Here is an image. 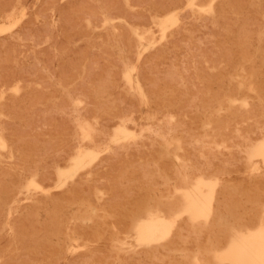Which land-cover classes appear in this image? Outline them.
Returning <instances> with one entry per match:
<instances>
[{"label": "rangeland", "instance_id": "rangeland-1", "mask_svg": "<svg viewBox=\"0 0 264 264\" xmlns=\"http://www.w3.org/2000/svg\"><path fill=\"white\" fill-rule=\"evenodd\" d=\"M23 1V2H22ZM43 1H46V0H7V1H0V2H2L4 5H2V6H0V22H6V21H8L7 20V17H11V19L12 20H14V18H19V21L17 22V24H15L12 28H10V29H8V31L7 30H5V31H2V32H0V37H1V39L2 38H4V39H6V40H1L0 39V41H4V43H0V55L2 56H0L1 58H0V63H4L5 62V60H6V62L5 63H7V64H5V66L4 67H2L4 64H0L1 65V70H2V68H3V71H1L0 72V75L1 74H3V76H2V78H0V82L2 81V80H4V82L2 83L1 82V84H0V135L1 136H3L5 139H7V142H8V148L7 147H5V148H3V149H0V183H1V185H0V188H1V186L2 185H5V188L6 187H8V186H11V187H8V191L10 192V195L8 196V193H4V194H6V196H4V194H2V192L3 191H1V194H0V238H1V240H0V251L1 250H5L6 251V253H8V254H6V256L4 257V258H6V260L4 259V258H1L0 259V264L1 263H3V264H10L11 262H12V258H13V262L11 263V264H13V263H20V264H25V263H27V264H29L28 263V261H29V259H31L29 262H30V264H32V263H34V264H45V262H46V254H48L49 253V250H48V248H46V247H48V246H46L47 244L46 243H44V245L42 244V242L41 241H39L41 238H42V233H43V231L44 230H48V229H46V228H49V230H52V229H54L53 227H51L50 226V221H51V217L53 216V214H54V208L56 207V200L57 201H59V204L61 205V207H63V219H64V217L66 218V219H64V221H63V226H62V232L64 231V234L66 233V232H68V234H69V236H68V238L70 239V241H69V243H70V248H71V250H70V248H66L65 250H63L62 251V253H60L58 256H57V258H59V259H57L58 261H56V259L52 262L53 264H64V263H66V264H75L76 262H78V263H76V264H105V262L107 263V264H125L126 262H127V264H137V262H139V264H144V262H145V264H151V262H154V264H167V262H168V260H169V258H167V257H170L171 256V254H179L180 252L182 253V252H184V251H189V254H193L192 252H193V250H194V248H195V250H194V252L198 249V243H197V240H196V238H195V234L197 233V232H194V234L191 232L190 233V231L191 230H185V234L186 235H184V239H186V240H184L183 242H186V243H180L179 245H177V247L179 248V246H182V247H180L181 248V250L184 248L183 246L184 245H186V246H188V247H190L191 249H189L188 247H186V248H184V249H186V250H177L176 252H170V250H167L166 248H164V246L163 245H161V244H154V245H150V246H152V247H150V246H139L138 247V245H137V242H135V237H131V235L133 234L134 235V231L133 232H131L132 231V229H131V227L129 228H126V234H125V232H123V231H125L124 229H125V223H124V221L126 222V220L127 219H125L124 218V215H123V212H120V211H125L126 209H128L129 207H128V204L127 203H125V206H123L124 205V202L123 201H129V199L131 200V201H129L128 203H135L136 201H137V199H140V197L141 196H139L140 195V192H141V190L143 189V187L145 188V190H151V192H155V193H157V194H159V192H160V194H161V192H162V194H163V197H162V199L164 200V201H166L167 202V200L169 201V200H174L175 198V200H178V199H180L181 198V195L180 194H177L176 192H175V194H174V191L172 192L168 187H166L168 184H166L168 181H166L167 179H162L163 177L164 178H169L170 176L169 175H167V174H170V171H168V169H170V168H173V169H182V170H185V169H188V170H194V172H195V170L196 171H199V170H201V168L202 169H204L205 167V169L207 170L206 171V173H208V176H212V175H214V172H216V170H218L217 168H226L225 170L227 171V173H225L224 175H225V178L227 179H229L230 177H233V178H231V179H227L228 180V182H227V180L225 179V178H223V180H222V182H226V183H229L230 185H231V183H235V186L234 187H237V188H235V190H233L234 189V187H233V194L232 195H234V197L232 196V195H230V197H231V199L233 198V200H230L231 202H233L234 200H236V198L237 199H239L240 198V196L239 195H241V200L242 201H238L239 202V204L241 205V207H240V210H243L244 209V207L245 206H247V205H249V198L246 196V195H248L249 193V191L248 190H245L244 188L245 187H247V189H249V190H251L250 191V194L249 195H251L252 193L251 192H253V190L252 189H254V192H256L255 190H259V189H261V187H259V186H263V184H264V165H263V163L262 162H260V163H258V162H256V163H254L253 161H250V159H248V155L247 154H249V150H250V142H251V144H254L255 142H257V140L259 139V137H261L262 136V134L264 135V126H263V130H262V121L261 120H263L264 119V110L262 111V110H260L261 108L263 109L264 107V100H262V99H264L262 96L264 95V54H263V52H264V41H262L263 39H264V2L262 1V0H223V1H220V0H213V2H214V4H216V5H218V6H216V5H214V8H216V9H214V12L217 10H219L218 12L216 11L215 13L214 12H211V11H208V9H204V8H206V6H208L207 4L209 3V2H211L212 0H197V1H200V2H198V4L200 5V7H199V5H195V6H192L191 8H190V6L191 5H188L187 3L189 2V0H177V1H180V3H181V5L179 4L178 5V3L179 2H174L173 0L171 1V0H106V2H108V5H107V7H109L110 5V9L109 8H107L105 5H106V2H105V0H89V2H88V0H87V2L85 1H83V0H81L83 3H81V1H79V0H72V2L74 3L75 1H76V3H74V8H73V6H72V2H71V0H55V2H53L54 0H51L53 3L51 4V1L49 2V4H48V2H44V3H46V4H44L43 3ZM69 1L72 3V4H70L71 6H72V9L70 10V8H71V6H68L69 5ZM103 1L105 2V3H103ZM118 1L120 2V3H118ZM151 1V2H150ZM153 1V2H152ZM164 1V3H162V2ZM185 3V4H183V2ZM220 3H219V2ZM225 1V2H224ZM228 1V3H226ZM7 2V3H6ZM33 2V3H32ZM77 2H78V4L80 3V4H83V5H78L77 4ZM90 2L93 4V5H95V6H91L90 5ZM144 2H145V4H146V6H144L145 4H144ZM157 2V3H156ZM166 2V3H165ZM221 2L222 3H225V4H221ZM257 2V3H256ZM2 3H0V5L2 4ZM44 4V7H48V5H49V7H48V9H46V11H45V9H43L42 10V8H44V7H42V6H40V5H43ZM60 3H63V4H60ZM95 3V4H94ZM111 3V4H110ZM125 5H124V4ZM153 3H155L154 4V6H158L160 3L161 4H163V6L161 5H159V8L158 7H154L153 5H151V4H153ZM168 3H169V5H168ZM172 3H174V4H172ZM177 3V4H176ZM219 3V4H218ZM253 3V4H252ZM254 3H256L255 5H254ZM261 3V4H260ZM262 3H263V5H262ZM7 4V5H6ZM78 5V7H77V5ZM87 4V6H88V4H89V6H88V8H87V6H85ZM117 4V5H116ZM143 4V5H142ZM158 4V5H157ZM167 6H166V5ZM228 4V5H227ZM51 5H53V6H51ZM59 5L61 6V7H63L64 8V6H65V8L66 7H68L67 9H65V11H64V9L63 8H61V7H59ZM62 5H64V6H62ZM98 5V6H97ZM142 5V6H141ZM151 5V6H150ZM176 5V6H175ZM203 5H204V7H203ZM221 5V6H220ZM223 5V6H222ZM226 5V6H225ZM251 7H250V6ZM252 5H254L253 6V8H252ZM260 5H262L261 7H260ZM33 6V7H32ZM36 6H38V7H36ZM80 6V7H79ZM92 8H91V7ZM97 6V7H96ZM112 6H115V7H112ZM135 6V7H134ZM167 7V8H164L165 10H164V12H162L161 10H163V7ZM173 6H175V8L173 7ZM198 6V7H197ZM30 7V8H29ZM41 7V8H40ZM77 7V8H76ZM89 7H90V9H92V11L89 9ZM96 7V8H95ZM105 7H106V9H105ZM127 7V8H126ZM160 7H161V9H160ZM181 7V8H180ZM220 7H222V10H221V8ZM229 9H228V8ZM5 8V9H4ZM9 10H8V9ZM37 8V9H36ZM40 8V9H39ZM58 8H60V9H63L62 11L63 12H65V13H63V12H61V10L60 9H58ZM80 8V9H79ZM87 8V11L85 10ZM99 8H101V9H99ZM113 8H115V10H116V8H118L116 11L113 9ZM121 8V9H120ZM143 8V9H142ZM168 8H169V10H168ZM171 8V9H170ZM174 8V9H173ZM193 8V9H192ZM194 8H196V10H194ZM200 8V9H199ZM232 8V9H231ZM254 8H256V9H254ZM258 8V9H257ZM261 8V9H260ZM37 10V11H39V12H35V10ZM52 9V10H51ZM68 9H69V11L71 12V18H70V14H68V13H70L69 11H68ZM76 9V10H75ZM82 9V10H81ZM95 9V10H94ZM111 9H113V10H111ZM120 9V10H119ZM130 9H131V11H130ZM137 9V10H136ZM139 9V10H138ZM141 9H142V11H141ZM147 9V10H146ZM181 9V10H180ZM189 11H188V10ZM234 9V10H233ZM244 9V10H243ZM251 11H250V10ZM73 10V11H72ZM83 10H85V11H83ZM97 10V11H96ZM126 12H125V11ZM150 10H151V12L153 11V13H151L150 12ZM175 10H177L176 12H177V14H178V17H179V21H177L175 24H177L176 26H175V24L174 25H172V26H170L165 32H163V30L161 29V27L159 26V19H160V17H163L164 15H166L167 13H169V12H171V11H175ZM179 10V11H178ZM205 12H204V11ZM252 10H254V11H252ZM259 10V11H258ZM43 11V12H42ZM68 11V12H67ZM75 11V14L73 13ZM76 11H77V13H76ZM89 11H91L90 13H89ZM95 11H96V13H95ZM118 11V12H117ZM133 11V12H132ZM199 11H200V13H199ZM243 11H244V13H243ZM35 12V13H34ZM45 12H46V14H45ZM50 12V13H49ZM80 12H81V14H80ZM85 12V13H84ZM86 12L88 13V14H86ZM112 12V13H111ZM138 12V13H137ZM140 12V13H139ZM185 12V13H184ZM187 12H189V13H191V15H189V13H187ZM222 12H223V14H222ZM260 12L262 13V14H260ZM61 13H62V15H61ZM111 13V14H110ZM117 13H119V15H121V16H119ZM137 13V14H136ZM142 13V14H141ZM146 13V14H145ZM161 13H163V14H161ZM183 13V14H182ZM210 13V14H209ZM234 13H236V14H234ZM246 13V14H245ZM256 13V14H255ZM257 13H258V15H261V17L260 16H258L257 15ZM24 14V15H23ZM49 14V15H48ZM78 16H77V15ZM79 14H80V16H79ZM85 14V15H84ZM91 14V15H90ZM94 16H93V15ZM98 14L100 15L99 16V18H97V19H95L96 17H98ZM113 14V15H112ZM116 14V15H115ZM123 14V15H122ZM126 16H125V15ZM131 14H132V16H131ZM218 14V15H217ZM45 17H44V16ZM51 15V16H50ZM53 15V16H52ZM67 15H69V16H67ZM82 15H83V17H82ZM118 15V16H117ZM137 15H139V17H137ZM140 15H142V17L140 16ZM150 15V16H149ZM184 15L186 16V18L184 17ZM207 15V16H206ZM232 15H233V17H232ZM29 16V17H28ZM31 16V17H30ZM35 16V17H34ZM63 16H65V17H63ZM159 16V18H157ZM188 16V17H187ZM42 17H44V18H42ZM50 17V18H49ZM74 17V18H73ZM81 17L82 18H84V19H81ZM106 17H109V18H111L108 22H104V19L106 18ZM190 17V18H189ZM196 17H198V18H196ZM205 17V18H204ZM238 17V18H237ZM262 18V19H260V18ZM4 18V19H3ZM30 18V21L28 20ZM32 18V19H31ZM46 18H48L50 21H48V19H46ZM62 18H64V19H62ZM66 18H68L67 19V21L70 19L71 20V22H70V20H69V22H67V21H64V20H66ZM80 18V19H79ZM134 18V19H133ZM135 18H137L136 20H135ZM140 18V19H139ZM142 18H143V21H142ZM153 18V19H152ZM211 18H212V20H211ZM217 18H219V19H217ZM254 18V19H253ZM6 19V20H5ZM51 19H53V20H51ZM60 19V20H59ZM76 20L77 22H78V25H76L77 24V22L76 23H74L76 26V29H75V27H73L74 26V24H72L73 26H71L70 24L71 23H73V21L72 20ZM128 19V20H127ZM131 19H132V21H135V23L134 22H131ZM182 19V20H181ZM185 19V20H184ZM215 19V20H214ZM224 19V20H223ZM241 19V20H240ZM24 20L26 21V22H24ZM138 20H140L139 21V23H138ZM146 20V21H145ZM188 20V21H187ZM198 22H197V21ZM205 20H207V21H205ZM210 20H211V22H210ZM234 20V21H233ZM23 21V22H22ZM28 21V22H27ZM35 21V22H34ZM45 21V22H44ZM52 21V22H51ZM55 21V22H54ZM99 21V22H98ZM129 21V22H128ZM149 21H151V22H149ZM203 21H204V23H203ZM217 22L216 24H215V22ZM254 21H256V22H254ZM2 22V23H3ZM31 23V22H33V24L31 25H29L28 23ZM46 22H49V23H46ZM52 24H51V23ZM80 22H82V23H80ZM94 22V23H93ZM101 22V23H100ZM105 24V26H104V24ZM143 22L145 23V24H143ZM186 22L187 24H185L184 25V23ZM188 22H190V23H188ZM200 22V23H199ZM207 24H206V23ZM208 22H209V24H208ZM212 22H213V24H212ZM56 23V24H55ZM59 23V24H58ZM68 25H67V24ZM97 23V24H96ZM149 23V24H148ZM196 23V24H195ZM253 23V24H252ZM28 24V25H27ZM42 24V25H41ZM46 24H48V25H46ZM62 24H64L63 26H61V27H59L60 25H62ZM66 24V25H65ZM114 24V25H113ZM119 24V25H118ZM192 24V25H191ZM193 24H194V26H193ZM201 24H203V25H201ZM206 24V25H205ZM214 24H215V26H216V29H215V27L213 28V26H214ZM226 24H227V26H226ZM42 27H41V26ZM46 25V26H45ZM103 25V26H102ZM130 25H131V27H130ZM148 25V26H147ZM181 25L182 26H184V27H181ZM187 25H189V26H187ZM247 25V26H246ZM254 25V26H253ZM255 25H257V27L255 26ZM261 27H260V26ZM24 26H26V27H28L29 29H30V27H31V30H30V32H27L28 31V28H26V27H24ZM64 26H66V29H65V27ZM84 26V27H83ZM113 26V27H112ZM118 26H119V28H118ZM137 26H139V27H137ZM194 27V28H192V27ZM198 26V27H197ZM207 26H210V27H208L207 28ZM236 26V27H235ZM262 26H263V28H262ZM39 27V28H38ZM116 27V28H115ZM138 28V29H140V31H146L145 33H147V34H145L144 35V41H140L139 39L140 38H138V36L132 31V28ZM160 27V28H159ZM186 27H189V29L191 28V30H192V32H191V30H189L188 28H186ZM205 27H206V29L208 30H210V32H211V34H213L214 35V37L216 38H214L213 37V35H211L210 34V32L208 31L207 33H206V31H204V30H206L205 29ZM219 27V28H218ZM221 27V28H220ZM227 27V28H226ZM63 28V29H62ZM72 28V29H71ZM129 29V31H128V29ZM142 28H143V30H142ZM151 28V29H150ZM180 28H182V29H180ZM197 28H199V30L197 29ZM211 28H213V30L211 29ZM226 28V29H225ZM258 28H259V31H258ZM16 29H17V31H16ZM21 29H23V31H25L23 34H22V30ZM27 29V30H26ZM37 29H39V30H37ZM41 29H43L42 31L46 34V32H48V35H45L43 32L40 34V32H41ZM51 29L53 30V31H51ZM74 29L75 30H77V31H74ZM90 29V31H88ZM119 29H120V31H119ZM125 29H127V30H125ZM145 29V30H144ZM202 29V30H201ZM204 29V30H203ZM223 31H222V30ZM225 29V30H224ZM227 29L228 30H230V31H232L233 33H231L230 31H227ZM246 29V30H245ZM261 29V30H260ZM14 30V31H13ZM38 32H37V31ZM46 30H48V31H46ZM63 30V31H62ZM66 30H67V32H66ZM117 30V31H116ZM194 30H197V32L195 31L194 33H193V31ZM201 30V32H199ZM19 31V32H18ZM64 32V33H62V32ZM84 31V32H83ZM123 31V32H122ZM153 31V32H152ZM161 31H162V33H161ZM183 33L184 34V36H182V35H180L181 33ZM182 31H184V32H182ZM185 31H186V33H185ZM203 31V32H202ZM224 31H226V32H224ZM27 32V33H26ZM33 32H36V33H33ZM72 32V33H71ZM81 32H82V35H81ZM87 32H89V33H87ZM172 32V33H171ZM29 33V34H28ZM75 33H77V34H75ZM83 33L84 34H86V35H83ZM130 33H131V35H130ZM154 33V34H153ZM176 35H175V34ZM203 33L205 34H208L207 35V37H206V34L205 35H203ZM216 33H217V35L219 36H217L216 35ZM228 33V34H227ZM232 35H231V34ZM235 33V34H234ZM257 33H258V35H257ZM35 36H34V35ZM38 34V35H37ZM44 34V35H43ZM56 34V36L54 37V35ZM74 34V35H73ZM81 35V36H77V35ZM111 34V35H110ZM152 34H153V36H152ZM159 34V35H158ZM166 34V35H165ZM203 36H202V35ZM227 34V37H225V35ZM234 34V35H233ZM50 35V36H49ZM64 35V36H63ZM76 35V36H75ZM88 35V36H87ZM103 35L105 36V37H103ZM130 35V36H129ZM162 35V36H161ZM211 35V39H213L212 41H213V44L211 43L212 41H211V39L208 37V36H210ZM216 35V36H215ZM222 35V36H221ZM257 35V36H256ZM260 35H261V38H260ZM39 36H43V38H42V40L41 39H39V38H37V37H39ZM164 36H165V38H164ZM167 36V37H166ZM187 36L189 37V38H187ZM191 36H193V37H191ZM201 36V37H200ZM205 36V37H204ZM238 36H239V38H238ZM263 36V37H262ZM40 37V38H41ZM54 37V38H53ZM57 37V38H56ZM74 37H76V39H78V40H76L75 41V39H74ZM109 37V38H108ZM124 37H126V38H124ZM148 37V38H147ZM191 37V38H190ZM258 37V38H257ZM36 38V39H35ZM53 38V39H52ZM69 38H72V39H69ZM85 38V39H84ZM104 38H106L105 39V41L103 40ZM150 38V39H149ZM179 38H182L184 41H182V39H180V40H178ZM195 39V40H192L191 41V39ZM198 38H201L202 40H203V38H207L209 41H211L210 43H209V41L207 40H205L204 39V41H202L201 39L199 40V41H197L196 42V40H198ZM234 38V39H233ZM245 38H247V40H245ZM252 41V43H254V44H252L251 43V41L249 40V39ZM263 38V39H262ZM38 39V41H35V40H37ZM56 39V40H55ZM64 39V40H63ZM84 39V40H83ZM126 39V40H125ZM174 39V40H173ZM177 39V41H175ZM189 39V40H188ZM219 39H221V42H223V41H225L224 43L226 44V42H227V44L225 45V47L223 46V44H222V52H224L223 54L226 56V54H227V56L226 57H223L224 55L222 54V52H221V47H218V46H221V44H220V42H219ZM231 41H229V40ZM11 42H10V41ZM65 42V43H63V41ZM68 40V41H67ZM71 40V41H70ZM80 40V41H79ZM125 40V41H124ZM152 40H153V44L152 45H147V44H149V43H151L152 42ZM157 40V41H156ZM228 40V41H227ZM255 40H257V41H255ZM7 41V42H6ZM56 42V43H54V42ZM74 43H73V42ZM104 41V42H103ZM123 41H124V43H123ZM135 41V42H134ZM139 41H140V43H139ZM160 41V42H159ZM169 41V42H168ZM179 41V42H178ZM181 41V42H180ZM189 41V42H188ZM191 41V42H190ZM193 41L196 43V45L197 46H195V43L193 44ZM203 42V43H200V42ZM232 41H233V43H232ZM246 41V42H245ZM250 41V42H249ZM258 41L260 42V43H258ZM19 42L21 43V44H19ZM24 42H27L26 44H24ZM39 42V43H38ZM52 42V43H51ZM62 42V43H61ZM126 42V43H125ZM142 42V43H141ZM163 42V43H162ZM174 42H176V43H178V45H179V47L180 48H178L177 46H176V44L174 43ZM186 42V43H185ZM199 42V43H198ZM204 42L206 43H209V44H207L208 45V47H207V45L206 44H204ZM214 42H216V43H214ZM219 42V43H218ZM241 42H242V45H241ZM246 43V44H244V43ZM248 42V43H247ZM257 44H256V43ZM263 42V43H262ZM5 43H8V44H10V45H8V44H6V45H2V44H5ZM61 43V44H60ZM84 43V44H83ZM87 43V44H86ZM122 44V45H120V44ZM157 43V44H156ZM162 43V44H161ZM182 43V44H181ZM233 44V45H231V46H233V47H231L230 46V44ZM251 43V44H250ZM262 43V44H261ZM15 44V45H14ZM64 46H63V45ZM68 44V45H67ZM79 44V45H78ZM85 44L86 45H88V46H85ZM99 44H101V45H99ZM126 44V45H125ZM135 44V45H134ZM156 44V45H155ZM171 45V47H169V45ZM185 44L186 45H190L189 47L188 46H186L185 47ZM192 44H193V48L195 49H192L191 51H194V52H190V50L189 49H191L192 47ZM202 44V45H201ZM204 44V45H203ZM220 44V45H219ZM240 44V45H239ZM20 45V46H19ZM25 45H27V47L25 46ZM65 45H66V47H65ZM78 45V46H77ZM84 45V46H83ZM108 45V46H107ZM129 45V46H128ZM141 45V46H140ZM143 45L144 46H146L147 48H144L143 47ZM200 45V46H199ZM209 45H211V47L209 46ZM215 45H216V47H218L217 49H216V47H215ZM239 45V46H238ZM244 45V46H243ZM261 45V50L259 49V46ZM5 46V47H4ZM6 46H8L9 48H10V50H11V52H9V51H6V50H8L7 49V47ZM16 46H18V48H19V50H17L18 48H16ZM31 46V47H30ZM44 46V47H43ZM46 46H49V47H46ZM60 46V47H59ZM72 46H73V48H72ZM76 46L79 48V46H81V48H79V52H77L76 54H74L75 53V51H77L78 50V48H76ZM121 46H123V47H121ZM132 46L134 47V48H132ZM138 46V47H137ZM140 46V47H139ZM157 46H159V47H157ZM204 48H203V47ZM206 46V47H205ZM250 46V47H249ZM252 46V47H251ZM253 46H257V50H255V49H253V48H255V47H253ZM40 47H42V48H40ZM64 47V48H63ZM83 47H87L89 50L87 51V48H86V51L84 50L85 48H83ZM118 47V48H117ZM176 49H175V48ZM184 47H185V49H184ZM195 47H198V50L195 48ZM199 47H200V49L202 50H200L199 49ZM214 47V48H213ZM227 47L229 48V49H227ZM235 47V48H234ZM249 47V48H248ZM16 48V49H15ZM32 48V49H31ZM60 48H61V50H60ZM66 48H67V50H66ZM71 50L72 49V51H70L69 49ZM103 48H105V50L103 49ZM109 48V49H108ZM141 48H143V53H142V55H141V57L139 58V53H141V51H142V49ZM148 48H149V50H148ZM160 48V49H159ZM189 48V49H188ZM210 48V49H209ZM224 48V49H223ZM226 48V49H225ZM234 48V49H233ZM41 49V50H40ZM46 50V49H48V53H46V51L44 52V50ZM77 49V50H76ZM84 51V53L85 54H87V56H85V54H82L83 53V51ZM103 49V50H102ZM122 51H121V50ZM127 49H129L128 51H127ZM136 49V50H135ZM139 49V50H138ZM171 49H172V51H171ZM182 51V52H180L179 53V51ZM187 49V50H186ZM206 51H205V50ZM208 49V50H207ZM216 49V50H215ZM231 49H232V51H231ZM263 49V50H262ZM16 50V51H15ZM21 50V51H20ZM26 50V51H25ZM43 50V51H42ZM74 50V51H73ZM82 52H81V51ZM95 50L97 51L96 53H98V52H100V54L97 56V54L95 53ZM146 50V51H145ZM148 50V51H147ZM156 52H155V51ZM161 50V51H160ZM166 50V51H165ZM174 50V51H173ZM200 51V53H202V54H200V53H196L197 51ZM218 50V51H217ZM229 50V51H228ZM248 50V51H247ZM259 50L261 51V52H259ZM1 51L2 52H4V53H2L1 54ZM68 51V52H67ZM93 51H94V54H93ZM107 51H108V53H107ZM127 51V52H126ZM136 51V52H135ZM139 51V52H138ZM152 51H154V52H152ZM159 51V52H158ZM184 51V52H183ZM187 51H189V54H188V52ZM196 51V52H195ZM207 51H208V53H207ZM214 51H216V52H214ZM231 51V53H229ZM236 51V52H235ZM249 51L251 52V53H249ZM255 51H256V53H255ZM15 52H18V53H15ZM20 52V53H19ZM30 52V53H29ZM87 52V53H86ZM132 52H133V54H132ZM135 52V53H134ZM151 52V53H150ZM164 52V53H163ZM174 52V53H173ZM186 52V53H185ZM204 52H206L207 53V57H206V55H204V54H206V53H204ZM238 52V53H237ZM244 52H245V55L247 56L248 54V60L246 59V56L244 55ZM257 52H259V53H257ZM6 53V54H5ZM69 53V54H68ZM114 55H113V54ZM121 53V54H120ZM147 53V54H146ZM153 53H156V54H158V56L156 55V57H155V54L153 55ZM163 53V54H162ZM175 53H177V55L179 56V58L177 57V55L175 54ZM179 53V54H178ZM185 53V54H184ZM196 53V54H195ZM218 53V55L220 56H218V55H216ZM226 53V54H225ZM242 53V55H240ZM13 55L12 57V59H11V55ZM113 56H112V55ZM128 54H130V55H128ZM137 54V55H136ZM150 54L152 55V56H150ZM162 54V56H160V58H163V59H158L159 58V55H161ZM180 54H181V57H180ZM184 54V55H183ZM187 54V55H186ZM195 56V57H197V59L193 56V55ZM198 54V55H197ZM229 54L230 55H236V56H234V57H238V56H241V57H238V58H231V56L229 57V60L230 59H232V60H230L229 61V63L232 65H230L229 63H228V56H229ZM239 54V55H238ZM253 54H254V57H253ZM256 54H257V56H256ZM263 56H262V55ZM4 55H10V58L8 59L6 56L4 57ZM18 56V57H16V56ZM24 55V56H23ZM46 55H49V56H46ZM52 55V56H51ZM82 55H84V56H82ZM92 55V56H91ZM135 55V56H134ZM145 55H146V57L148 56L150 59L151 58H153V56H154V60H156V61H154V60H152V62H151V60L148 58V63H147V61H143V60H147L146 59V57H145ZM174 55H175V57H174ZM183 55V56H182ZM189 55V56H188ZM197 55V56H196ZM200 55V56H199ZM212 55V56H211ZM215 55L217 56V58H218V60H220V58H221V60H222V62H221V60L220 61H218L217 60V62H216V64L217 65H215L214 64V62H213V60H216L214 57H215ZM20 56H22V57H20ZM82 56V57H81ZM92 58H91V57ZM99 56H101V60H100V57ZM165 56H166V58H165ZM170 56H173L172 57V59L174 60V62H173V60H171L170 58ZM186 56H188V58H186ZM193 58H191V57ZM201 56H202V58H203V56H205L203 59L201 58ZM214 56V57H213ZM232 56V57H233ZM243 56V57H242ZM245 56V57H244ZM256 56V57H255ZM262 56V57H261ZM36 57V58H35ZM46 57H49V58H53V59H49V58H46ZM75 57H77V58H75ZM80 57V58H79ZM99 57V58H98ZM109 57V58H108ZM116 57V60L114 59ZM118 57V58H117ZM129 57L132 59V60H134V62L131 60V59H129ZM134 57H136V58H134ZM169 58V60H168V58ZM178 59H180V61L178 62L177 60V58ZM209 57V58H208ZM213 57V58H212ZM251 57H253V58H251ZM258 57V58H257ZM4 58V59H3ZM16 58V59H15ZM18 58H20V59H18ZM64 58V59H63ZM72 58L74 59V60H72ZM87 58V59H86ZM102 58H104V59H102ZM107 58V59H106ZM134 58V59H133ZM138 58V59H137ZM145 58V59H144ZM165 58V59H164ZM182 58V59H181ZM240 58V59H239ZM1 59H3V61H1ZM11 59V60H10ZM44 59V60H43ZM84 59H85V61H84ZM93 59V61H91ZM97 59H99V61H97ZM111 59H112V62H111ZM114 59V60H113ZM158 59V60H157ZM167 59V60H166ZM175 59H176V63H178V65L180 66H176V63H175ZM191 59H192V61H191ZM195 59V60H194ZM207 59H209V60H207ZM223 59H224V62H223ZM225 59H227V60H225ZM235 59H236V61H238V62H236L235 61ZM19 60V61H18ZM25 62H23V61ZM48 60H50V61H48ZM64 60V61H63ZM73 62H72V61ZM96 60V62H94ZM109 60V61H108ZM117 60H118V62H117ZM142 60V61H141ZM166 60V61H165ZM188 60V61H187ZM190 60V61H189ZM204 60V61H203ZM242 62H241V61ZM246 60V62H244ZM251 60H254V61H256L257 62V60L259 61V62H257V64H256V62H255V64H254V61H253V64H252V61ZM7 61H9L10 62V64H12V65H10L9 64V62H7ZM21 61V62H20ZM90 61L93 63H90ZM172 61V62H171ZM183 61H185V63L183 62ZM195 61V62H194ZM198 61V62H197ZM227 61V62H226ZM235 61V62H234ZM20 62V63H19ZM30 62V63H29ZM81 62H83V63H81ZM85 62V63H84ZM89 64V66L90 67H88V64ZM103 62V66L101 65V64H99V63H102ZM113 62H114V64H113ZM133 62V63H132ZM142 62H144L145 64H146V66H145V64L144 63H142ZM150 62V63H149ZM155 62H156V65H155ZM161 62H163L162 64H163V66H162V64H161ZM170 62V63H169ZM197 62V63H196ZM208 62V63H207ZM220 62V63H219ZM233 62V63H232ZM244 62V64H245V66H244V64H242ZM49 63V64H48ZM79 63V64H78ZM98 63V64H97ZM123 64V65H121V64ZM125 63H126V65H125ZM151 63H152V65H151ZM154 63V64H153ZM169 64L168 66L166 65V64ZM181 63V64H180ZM192 63H195V64H193L192 65ZM201 63V64H200ZM206 63V64H205ZM213 63V64H212ZM218 63H219V65H218ZM225 63V64H224ZM238 63V64H237ZM248 63V64H247ZM263 63V64H262ZM46 64H48V65H46ZM62 64V65H61ZM70 64H72V65H70ZM75 64V65H74ZM120 64V65H119ZM140 64H143V65H140ZM175 64V65H174ZM209 64V65H208ZM234 64H236L237 66H235ZM249 64H250V66H249ZM262 64V65H261ZM22 65H23V67L24 66H26V67H28V70L26 69V72L24 71V69L22 68ZM34 65H35V67H34ZM52 66V68H53V66H54V69H52L51 68V66ZM77 65H79V66H77ZM101 65V68H102V70H100L101 68H99V66ZM105 65H107L108 67H105ZM141 66V68H139L140 66ZM154 65V66H153ZM172 65H173V67H172ZM183 65V66H182ZM198 65V66H197ZM208 65V66H207ZM223 65V66H222ZM9 66V67H8ZM13 67V69H12V67ZM59 66V67H58ZM61 66V67H60ZM81 66V67H80ZM87 66V67H86ZM93 66V68H91ZM119 66H120V68H119ZM124 66V67H123ZM130 66H134L136 69L133 71V77H134V79H136V78H138L140 81H141V83L142 82H144V83H142V88H143V90L146 92V96L145 97H147L148 98V100L147 99H145V98H143V97H141L140 96V94H138L139 93V91H138V89L136 90V85L133 83V85H132V89H130L131 88V86H130V84H128V82H127V77H125V72H127V70H128V68L127 67H130ZM151 66H152V68H151ZM155 66L156 67H159V68H155ZM162 66V67H161ZM185 66V67H184ZM195 66V67H194ZM222 66V67H221ZM245 68H244V67ZM16 67V68H15ZM21 67V68H20ZM25 67V68H26ZM76 67V68H75ZM79 67V68H78ZM123 67V68H122ZM147 67V68H146ZM164 67L166 68L165 69V71H164ZM175 67V68H174ZM177 67V68H176ZM184 67V68H183ZM192 67V68H191ZM194 67V68H193ZM197 67H198V71L197 70H195V69H197ZM207 67H209V68H207ZM210 67H212V68H210ZM220 69H219V68ZM231 67V68H230ZM237 67V68H236ZM242 67V68H241ZM250 68L249 70H248V68ZM253 67H255V69L253 70L252 68ZM5 68H7V69H5ZM62 68V69H61ZM71 68H72V71H73V68H74V71H73V74H75V75H73L72 74V72H71ZM103 68L105 69L104 70V72H103ZM146 70H145V69ZM178 68H179V70H178ZM183 68V69H182ZM188 68V69H187ZM190 68V69H189ZM216 68H218V69H216ZM229 68H230V70H229ZM232 68H233V70H232ZM236 68V69H235ZM8 69H10V70H8ZM20 71H22L21 73H23V76H22V74L21 73H19L18 71L19 70ZM38 69V70H37ZM59 69H61V70H59ZM93 69V70H92ZM109 69H111L110 71H109ZM112 69H113V71H112ZM119 69V70H118ZM140 69H141V71H140ZM155 69H158L159 70V74H158V72H157V70H155ZM161 69V70H160ZM172 69H173V72H172ZM176 69V70H175ZM210 69V70H209ZM213 69V70H212ZM217 71H216V70ZM225 69H227L226 71L227 72H225ZM247 70L246 72L244 71V70ZM252 69V70H251ZM258 69V70H257ZM6 70V71H5ZM12 70V72H10ZM29 70L31 71V73L29 72ZM51 70V71H50ZM56 71V73H53V72H55ZM63 70V71H62ZM65 70V71H64ZM75 70H77V71H75ZM96 70V71H95ZM142 70H143V72H142ZM181 70V71H180ZM195 70V71H194ZM211 70H212V72H211ZM215 70V71H214ZM263 70V71H262ZM13 71H16V73H13ZM25 73H24V72ZM50 71V72H49ZM53 71V72H52ZM61 71H62V74H60L61 73ZM92 71H94L95 73H93ZM102 71V72H101ZM107 71H109V72H107ZM121 71V72H120ZM175 71H177V72H175ZM180 71V72H179ZM186 71H188L187 73H189V74H187L186 73ZM199 71H201V73H202V76H201V74H199L200 72ZM231 71V74L229 73ZM240 71V72H239ZM250 73H249V72ZM261 71V72H260ZM3 72V73H2ZM7 73V72H9L10 74H7V77H6V74L5 73ZM39 72V73H38ZM77 72V73H76ZM118 72V73H117ZM140 72H142L143 73V75H142V73H140ZM149 72H152V74L151 73H149ZM154 72V73H153ZM161 72V73H160ZM165 72H167V73H165ZM183 73V77H182V73ZM185 72V73H184ZM211 72V73H210ZM243 72V73H242ZM255 73V75H254V73ZM11 73H12V75L13 76H10L11 75ZM38 73V74H37ZM44 73V74H43ZM50 73V74H49ZM68 73H70V74H68ZM100 73V74H99ZM106 73H107V75H106ZM123 74V76H121L122 74ZM176 73H178V74H176ZM199 74V75H197V74ZM229 73V74H228ZM236 73V74H235ZM238 73V74H237ZM246 73V74H245ZM249 73V74H248ZM5 74V75H4ZM14 74H15V76H14ZM43 75V79L41 78V76ZM54 74V75H53ZM63 75L62 76V78L64 79V81L62 80V78H61V76H59L58 77V75ZM104 75V78L102 77L103 75ZM110 74V75H109ZM111 74H118L117 76L116 75H114V76H116V77H114V76H112ZM145 74V75H144ZM154 74V75H153ZM161 74H163V75H161ZM172 74H176V75H172ZM236 76H235V75ZM240 74V75H239ZM242 74V75H241ZM247 74H248V76H247ZM260 74V75H259ZM18 75H20V76H18ZM37 75H39V76H37ZM46 75V76H45ZM69 75H72V76H75V77H72L71 78V76H69ZM76 75H78V77L76 76ZM85 75V76H84ZM90 75V76H89ZM95 76L96 78H95V80H93L94 79V77L93 76ZM98 75H99V77H100V75H101V77L100 78H98ZM106 75V76H105ZM141 75V76H140ZM152 75V76H151ZM157 77H156V76ZM160 75V76H159ZM168 75V76H167ZM170 75V76H169ZM172 75V76H171ZM180 77H179V76ZM192 75V76H191ZM196 75V76H195ZM226 75H228V77L226 76ZM253 75H254V77H253ZM262 75V76H261ZM25 76V77H24ZM27 76V77H26ZM37 76V77H36ZM52 76V77H51ZM69 76V80H68V77ZM153 76H155V78L153 77ZM161 77V78H159V77ZM199 76V77H198ZM256 76H257V78H256ZM262 78H261V77ZM10 77V78H9ZM14 77H16V79L14 78ZM19 77V78H18ZM22 77V78H21ZM32 77V78H31ZM40 77V78H39ZM91 77H93V78H91ZM108 77V78H107ZM110 77H112V78H110ZM114 77V78H113ZM122 77V78H121ZM145 78V80L143 81V79L142 78ZM172 77H174V78H172ZM176 77V78H175ZM198 77V78H197ZM201 77V78H200ZM223 77V79H222V81H221V78ZM236 77V78H235ZM243 77V78H242ZM247 77L249 78V79H247ZM5 78H7L6 79V81H5ZM24 78H26L27 80H25ZM28 78H30V79H28ZM65 78H66V80H65ZM98 78V81L100 82H102L103 81V79H105L104 81V83L102 82H100L101 83V85L102 86H100V83L98 84L97 82H96V79ZM117 78V79H116ZM121 80H120V79ZM153 78V79H152ZM157 78H159L160 79V81H159V79H157ZM195 79V81L193 80V79ZM197 78V79H196ZM201 80H200V79ZM231 78V79H230ZM235 78V79H234ZM240 78H242V79H240ZM260 78V79H259ZM11 79V80H10ZM15 79V80H14ZM90 79V80H89ZM108 79H111V80H114V81H112V82H110ZM116 79V80H115ZM149 80V81H147V80ZM173 79V80H172ZM174 79L176 80V81H174ZM181 79L183 80L182 82H181ZM189 79V80H188ZM213 79V80H212ZM237 79H239L238 80V82H237ZM253 79H254V81H256L257 79V81H259L260 82V84H259V86H261L260 88H263L262 90H261V92L259 91V86L256 84L255 85V83H254V81H253ZM9 80V81H8ZM12 80H14V81H12ZM44 80V81H43ZM45 80H48V81H45ZM85 80H86V82L87 83H85ZM119 80L121 81V84H119L120 82H119ZM164 80V81H163ZM186 80H187V82H186ZM203 80V81H202ZM241 80V81H240ZM244 80H246V82L244 81ZM251 80V81H250ZM262 80V81H261ZM94 81L98 84H96V83H94ZM108 81H109V83H108ZM146 81V82H145ZM171 81H173L172 83H171ZM197 81H199L200 83H202V84H200L199 82H197ZM206 81V82H205ZM212 81H214L215 82V84H214V82H212ZM217 81H219V82H217ZM7 82H8V85H7ZM116 84H115V83ZM159 82H160V85H159ZM166 82V83H165ZM177 82V83H176ZM181 82V85L183 86V84L184 85H187V86H184V90H183V87L182 86H180V83ZM190 82H193V83H191L190 84ZM195 82H197V83H195ZM205 82V83H204ZM212 82V83H211ZM217 82V83H216ZM225 82V83H224ZM228 82V83H227ZM250 82V83H249ZM51 85H50V84ZM78 83V84H77ZM80 83V84H79ZM110 84V83H112V84H110L111 85V87L113 86V83H114V86H113V88H111L110 87V85H108V84ZM118 83V84H117ZM148 83H149V85H150V89H149V85H148ZM173 84V87H172V85L171 84ZM176 83V84H175ZM183 83V84H182ZM187 83V84H186ZM219 83V84H218ZM225 85H224V84ZM227 83V84H226ZM235 83H238V84H235ZM240 83H242V84H244V85H240ZM6 84V85H5ZM81 84H82V86H81ZM83 84H86V85H83ZM126 84V85H125ZM148 86H147V85ZM165 84V85H164ZM168 84H170L169 86H167ZM177 84H179V86L177 85ZM194 84H196V86L194 85ZM213 84H214V86H213ZM218 84V85H217ZM233 84L235 85V87L237 88V92L234 90V91H232V89H236L234 86H233ZM254 84V85H253ZM9 85H10V87H9ZM52 85H54V86H52ZM79 85H80V87H79ZM88 85V86H87ZM95 85H97L96 87H95ZM238 85V86H237ZM240 85V86H239ZM2 86V87H1ZM8 86V87H7ZM110 87V88H107V87ZM115 86H116V89H114L115 88ZM123 86V87H122ZM152 86V87H151ZM158 86H159V89H158ZM165 86H167V87H165ZM175 86H176V88H175ZM222 86L224 87H227V88H222ZM231 86V87H230ZM232 86L234 87V88H232ZM250 86H251V88H253L252 90H249V89H251L250 88ZM51 87V88H50ZM77 87V88H76ZM78 87H79V89H78ZM86 87H88V88H86ZM99 87V89L97 90V88ZM155 87H157V90H153ZM168 87H169V89L171 88V90H169L168 89ZM195 87V88H194ZM247 87V88H246ZM257 87L259 88V89H257ZM14 88V89H13ZM84 88L86 89V90H84ZM90 88H91V90H90ZM100 88L102 89V90H100ZM161 88L163 89V90H161ZM175 90H177V91H174V89ZM181 88V89H180ZM230 89V91H232V92H229V89ZM4 89V90H3ZM12 89V90H11ZM50 89H53V90H50ZM82 89V90H81ZM149 89V90H148ZM172 89H173V91H172ZM207 89L209 90V91H211V92H208L207 91ZM216 89V90H215ZM255 89V90H254ZM14 90V91H13ZM34 90H35V92H34ZM38 90V91H37ZM54 90H55V92H54ZM74 90H75V92L76 93H74ZM85 91V93L84 92H82V91ZM87 90H90V91H87ZM105 90H106V92H105ZM113 90H114V92H113ZM146 90H148V91H146ZM159 90V92H157ZM161 90V91H160ZM179 90V91H178ZM182 90V91H181ZM214 90V91H213ZM243 90V92H247V93H241V91ZM248 90V91H247ZM86 91L88 92L87 94H86ZM93 91H94V93H93ZM102 91V92H101ZM108 91V92H107ZM118 93H117V92ZM122 91V92H121ZM123 91L125 92L124 94H123ZM152 91V92H151ZM155 91V92H154ZM165 91H167L166 93H165ZM172 91V92H171ZM189 91V92H188ZM225 91H227V95H231L232 93V97H235V99L237 100H235L236 102H235V104H233L234 102L232 101V104L231 103H228V102H231V101H228L227 99H226V101H225V99H224V101H222V102H216V100H215V98H217V96H219V92H222L221 94H220V96H223L224 94L226 95V92ZM259 91V92H258ZM37 92V93H36ZM51 92V93H50ZM112 92V93H111ZM151 92V93H150ZM156 92H157V94H156ZM180 92V95H185V96H181V98H179V97H177V96H179L178 95V93ZM181 92H182V94H181ZM197 92V93H196ZM200 92V93H199ZM213 92L215 93L214 95H213ZM234 92H236L235 94H236V96H235V94H234ZM34 93V94H33ZM57 93V94H56ZM73 93V94H72ZM95 93H97V94H95ZM108 93H110L112 96H110ZM114 93V94H113ZM116 93V94H115ZM121 93H122V95H121ZM135 93H136V95H135ZM161 93H163V94H161ZM167 93H168V95L169 94H171V93H173V94H171V95H169V97H168V95H167ZM177 93V94H176ZM186 93H188V95L186 96ZM189 93L191 94V95H189ZM194 93L197 95H194ZM208 93V94H207ZM218 93V94H217ZM250 93V94H249ZM251 93H253V94H251ZM256 93V94H255ZM262 94V95H260V94ZM88 94L90 95V96H88ZM91 94H92V96H91ZM120 94V95H119ZM126 94V95H125ZM175 94H176V97H175ZM207 94V95H206ZM247 94V95H246ZM258 94V96H255V95H257ZM46 95V96H45ZM120 97H119V96ZM125 95V96H124ZM160 95V96H159ZM208 95H210V96H214V98L213 97H211L210 98V96H208ZM226 95V96H227ZM244 95V96H243ZM249 95H254V97L256 98H253V96H249ZM27 96V97H26ZM44 96V97H43ZM50 96V97H49ZM109 96V97H108ZM126 96H127V98H126ZM131 96V97H130ZM189 96H191V97H189ZM13 97V98H12ZM90 97V98H89ZM91 97H93V98H91ZM117 98V99H115V98ZM133 97H134V99H136V100H134L133 99ZM140 97V98H139ZM157 97H159V98H157ZM163 98V97H165V101H167V102H165V104H167V105H165V104H163L162 102L160 103V99L161 98ZM168 97V98H167ZM173 97H175V98H173ZM186 97H187V99H186ZM190 98V100L191 101H193L192 100V98L194 99V102L192 103V102H189L190 100H189V98ZM238 97V98H237ZM245 97H246V100H245ZM250 97H251V100H252V102H251V100H250ZM260 97V98H259ZM121 98V99H120ZM122 98H123V100H122ZM170 98V99H169ZM177 98V99H176ZM198 99V100H196V99ZM249 98V99H248ZM60 99V100H59ZM92 99V100H91ZM110 99V100H109ZM118 99H120V102H119V100ZM157 101V104H156V102L154 101ZM168 99V100H167ZM172 99H174V101L172 100ZM175 99H176V102H175ZM180 99H181V101H180ZM202 99V100H201ZM211 99V100H210ZM33 100V101H32ZM44 100H45V102H44ZM62 100V101H61ZM109 100V101H108ZM112 100V101H111ZM118 100V101H117ZM126 100V101H125ZM139 100V101H138ZM140 100H142V102L141 103H139L140 102ZM145 100H147V101H145ZM152 100V101H151ZM159 100V101H158ZM171 100V101H170ZM179 100V101H178ZM185 100V101H184ZM201 100V101H200ZM239 100H243V101H240V102H238ZM256 100V101H255ZM61 101V102H60ZM79 101V102H78ZM91 101H92V103H91ZM93 101H95L94 103H93ZM99 101V102H98ZM102 101H104V102H102ZM121 101H122V104H121ZM130 101V102H129ZM139 103L138 105L139 106H141V109L138 107V105L136 106V105H134L135 103L137 104V102ZM151 101V102H150ZM173 102V103H170V102ZM187 101V102H186ZM199 101V103H197V102ZM213 103H215V105H213L211 102ZM260 101V102H259ZM8 102V103H7ZM12 102H14V103H12ZM72 102V103H71ZM90 102V103H89ZM97 102V104L95 105V103ZM107 102L108 103H110V104H108L107 105ZM120 103V104H118V103ZM132 102V103H131ZM159 102V103H158ZM169 102V103H168ZM179 102V103H178ZM182 102H185L184 104L182 103ZM188 102L190 103L189 105H188ZM197 103V105H196V103ZM200 102H201V104H200ZM212 104V106H210L211 104ZM242 102V103H241ZM257 102V107L259 106V103H260V105L262 106H260V107H256V105H254V108H253V104L254 103H256ZM259 102V103H258ZM261 102L263 103V104H261ZM2 103H4V104H6L5 106L7 107H5L4 106V104H2ZM50 103V104H49ZM69 103H71V104H69ZM106 103V104H105ZM178 103V104H177ZM187 103V104H186ZM194 104V105H196L195 107L196 108H194V105H192V104ZM203 103V104H202ZM204 103H206V104H204ZM224 103V104H223ZM225 103H226V105H225ZM228 103V104H227ZM240 103H241V107L240 106H238V105H240ZM251 103V104H250ZM69 104V105H68ZM112 104V107L110 106ZM131 104L132 105H134V107L132 106V107H128V106H131ZM147 104V105H146ZM172 104V105H171ZM247 104V105H246ZM8 105V106H7ZM51 105H53V106H51ZM94 106V108H93V106L92 107H90V108H93V109H89V112H87L88 111V108H89V106ZM101 105H102V107L104 106V109L101 107ZM105 105H106V108H108L109 110H107V109H105ZM121 105V106H120ZM125 105H126V107H125ZM160 105H162V106H160ZM178 105H179V108H183V105H185V106H187L188 108H186L185 106H184V109H180L181 111H183L182 113H181V111H177L179 108H178ZM202 105V106H201ZM224 105H225V107H224ZM28 106V107H27ZM115 106V107H114ZM117 106H118V108H117ZM156 106H160L159 108L157 107L156 108ZM191 107V109H193V113L192 114H194V117H192L191 115H190V113L192 112V110H190V107ZM206 106H209V108L207 109V107ZM236 106H238L237 108H235ZM250 106V107H249ZM5 107V108H4ZM69 107V108H68ZM72 107V108H71ZM114 107V108H113ZM120 107V108H119ZM124 107V108H123ZM135 107H138V108H135ZM166 107V108H165ZM203 107H205V108H202ZM240 107V108H239ZM251 107L253 108V109H251ZM52 108H53V110H52ZM81 108V109H80ZM123 108V109H122ZM127 108H128V110H127ZM155 108V109H154ZM168 108H169V110H168ZM178 108V109H177ZM225 108V109H224ZM243 108H245V110H243ZM250 109V111H249V109ZM10 109H12V110H10ZM27 109V110H26ZM59 109V110H58ZM68 109H69V111H68ZM94 109H96V110H94ZM99 109H100V111H99ZM112 109V110H111ZM118 109H120V110H118ZM122 109V110H121ZM131 109V110H130ZM147 109V110H146ZM157 109H160L159 111H157ZM161 109H162V111L164 110V112H166V111H168V112H166V114H163V112L161 111ZM165 109H166V111H165ZM172 109H173V111H172ZM215 110V109H218V111H217V114H218V116H222V118H223V120L225 119V121L226 122H224V126L226 127V126H229V128L227 129V128H225L224 126L220 129V133L219 132H215V130L213 129V126L211 125L212 123H205L204 124V127L202 128V130H201V127H198V119H195V117L196 118H198L196 115L200 112V113H202L203 111L205 112V113H207V112H209L210 110ZM230 109H236V112H237V110H238V112H239V114L238 113H236L235 112V110H234V113H235V115H234V113H232L231 115H230V113H228L229 111L230 112H233L232 110H230ZM68 112H67V111ZM72 110V111H71ZM107 110V111H106ZM115 110V111H114ZM117 110H118V112H117ZM125 110L127 111V112H129V113H127V112H125ZM134 110V111H133ZM136 110H138V111H136ZM176 110V111H175ZM188 110H190L189 112H188ZM197 110V111H196ZM201 110H203V111H201ZM228 110V111H227ZM240 110V111H239ZM252 110V111H251ZM256 110V111H255ZM257 110H259V111H257ZM53 111V112H52ZM71 111V112H70ZM90 111H92V112H90ZM98 111V112H97ZM112 111V112H111ZM150 111H154L156 114H154L153 112V114L150 112ZM161 111V112H160ZM184 111H187V113L185 112L184 113ZM195 111H196V115H195ZM242 111H246V113H243ZM254 111V112H253ZM6 112H7V114H6ZM57 112V113H56ZM95 112V113H94ZM123 112V113H122ZM176 112V113H175ZM198 112V113H197ZM203 112V113H204ZM222 114H221V113ZM223 112H224V114H225V116L226 117H223L224 116V114H223ZM228 113V115H227V113ZM241 112V113H240ZM251 112H252V114H251ZM256 112V113H255ZM257 112H259V113H257ZM59 113V114H58ZM73 113V114H72ZM93 115H92V114ZM96 113H98V114H96ZM113 114V113H115V114H113V115H111L110 116V114ZM119 113H120V115L121 116H119ZM146 115H145V114ZM149 113V114H148ZM171 113V114H170ZM173 113V114H172ZM249 113V116L248 115H245V114H248ZM260 113H263V114H260ZM56 114V116H55V118H54V115ZM89 114H91L92 115V117L91 116H89ZM95 114V115H94ZM106 115V116H103V115ZM140 114V115H139ZM163 114V115H162ZM175 114V115H174ZM253 114L255 115V116H253ZM259 114H260V116H261V118H260V116H259ZM20 115V117H18ZM99 115V116H98ZM108 115H109V117H108ZM180 115H181V117H180ZM242 115V116H241ZM46 116V118H44ZM65 116V117H64ZM89 116V117H88ZM98 116V117H97ZM137 116H142V117H138L137 118ZM145 116H147V117H145ZM159 116H162L161 117V119H160V117ZM169 116H170V118H171V116H172V118L173 119H170L169 118ZM182 119V117H183V121H181V119L179 118V117ZM231 117L230 118V120H229V122L227 123V120H226V118H228L229 119V117ZM233 116H239V117H241V119H243V120H241L239 117L238 118H234ZM256 116H259L258 118H259V121L257 120L258 118L256 117ZM17 117V118H16ZM57 117V118H56ZM62 117H64V118H62ZM66 117H67V119H66ZM72 117V118H71ZM105 117V118H104ZM117 117V118H116ZM137 118V120H136V118ZM158 117V118H157ZM185 117V118H184ZM243 117V118H242ZM246 117V118H245ZM248 117V118H247ZM249 117H251V118H249ZM29 118V119H28ZM53 118H54V120H53ZM58 118L59 119H64V120H58ZM107 118H109L110 119V121H109V119H107ZM111 118H113V120L111 119ZM169 118V119H168ZM177 118L179 119V121H181V124L182 125H180V124H178V120H177ZM245 118V119H244ZM50 119H52V121H51V123H53L52 125H51V123L49 122V120ZM56 119V120H55ZM65 119L68 121V119H69V122L71 123V124H69L68 126L70 127V130L68 131V129H69V127L67 126V121L65 122V123H67V124H65L64 123V121H65ZM71 119V120H70ZM72 119H74L73 121H72ZM101 119H102V121L103 122H101ZM105 119H107V120H105ZM115 119V120H114ZM119 119V120H118ZM184 119L186 120V121H184ZM188 119H191L190 120V123H189V121H188ZM231 119L233 120L234 119V121H231ZM237 119H238V121H240V123H238L237 122V124H236V122L235 121H237ZM247 119V120H246ZM250 119V120H249ZM253 119H254V124L255 125H251V124H253V122H251V121H253ZM255 119L257 120V121H255ZM1 120H3V122H1ZM31 120V121H30ZM33 120V121H32ZM82 120V121H81ZM96 120V121H95ZM122 122H121V121ZM124 120H126V121H124ZM158 120V121H157ZM161 120V121H160ZM164 120V121H163ZM193 120H196V122H197V124H196V122L195 121H193ZM54 121V122H53ZM99 121L101 122V123H99ZM143 121V122H142ZM172 121H173V123H174V125H173V123H172ZM193 121V124H191V122ZM264 121V120H263ZM50 124H49V123ZM57 122H59V123H62L61 125L59 124L58 126H57ZM73 122V123H72ZM96 122V123H95ZM126 123L127 124V126L129 125V127H132L131 129H133L134 130V128H135V132L137 133L136 134V136L135 137H130V140L128 141V139H122V140H117V141H115L114 140V138L113 137H115L114 135H115V133L116 132H114V128H118V127H116V125L117 126H119L121 123ZM142 122V123H141ZM147 123L146 125H145V123ZM150 122V123H149ZM156 122V123H155ZM162 122H164V123H162ZM185 122H187L188 124L186 125V123ZM194 122H195V124L197 125V127L196 126H194ZM230 122H232V123H230ZM248 122H250V123H248ZM14 123V124H13ZM42 123V124H41ZM75 123V124H74ZM87 123H89V124H91L93 127H94V131H95V133H94V137H93V139H91V138H89V140H88V138L87 137H85V140L83 139V132L80 130L81 128H80V126L81 125H83V124H87ZM108 123V124H107ZM117 123V124H116ZM152 123V124H151ZM230 123V124H229ZM242 123H244L243 125L244 126H241L242 125ZM245 123H246V125H245ZM262 123V124H261ZM3 124H4V126H3ZM5 124H6V126H5ZM32 124L33 125H35V126H32ZM101 124H104V127H101V126H103V125H101ZM105 124H106V126H105ZM142 124H144L143 126H142ZM165 124H166V126H165ZM177 124V126H175ZM228 124V125H227ZM239 124H241L240 125V127H238L239 126ZM250 124V125H249ZM256 124H261V126L260 125H257L258 127H256ZM9 125H10V130H9ZM17 125V126H16ZM63 125H66V126H63ZM71 125H72V129H71ZM80 125V126H79ZM101 125V126H100ZM112 127H111V126ZM114 125V126H113ZM139 125V126H138ZM172 125V126H171ZM180 125V126H179ZM186 125V126H185ZM194 126L195 128H190L191 126ZM233 125V126H232ZM264 125V124H263ZM16 127V129H15V127ZM31 126V127H30ZM43 128H42V127ZM74 126V127H73ZM108 126H110L109 128L111 129H109V131H110V133L111 134H109V131L107 130V128H108ZM134 126V127H133ZM141 126V127H140ZM148 126V127H147ZM162 126H165L164 128L162 127ZM179 126V127H178ZM183 127V130H182V128H180V127ZM187 126H189V127H187ZM209 126V127H208ZM232 126V127H231ZM238 128H237V127ZM248 126H249V128H248ZM6 127H7V129H6ZM14 127V128H13ZM50 129H49V128ZM61 127L63 128L62 129V131H59V130H61ZM66 127V129H65V131H64V128ZM68 127V128H67ZM106 127V128H105ZM173 127V128H172ZM186 129H185V128ZM241 127H243V129L241 128ZM256 127V128H255ZM23 128V129H22ZM29 130H28V129ZM57 128H58V130H57ZM74 128V129H73ZM137 128H138V131H137ZM145 128V129H144ZM169 128V129H168ZM175 128H176V132L179 134H176L175 133ZM187 128H188V131L190 130V129H192V131L193 132H195V129H196V132L195 133H191L192 135H191V138H192V140H194L195 138H193V136L194 135H196L197 137L196 138H203V139H208V141H210V140H213V139H215L216 141H217V143H220L221 142V144H214L213 145V143H207L208 145H211V146H208L207 144H206V147H205V144L204 145H201L200 143H197V144H193V145H191V146H187L186 144V146H187V148H188V150H189V152L187 151V153H185L186 152V148L185 149H182L181 150V152L180 151H178V150H180V149H174L175 147H170L169 148V151L171 152L172 151V153H174V152H177L179 155H183V158H181V161L179 160V159H175V158H171V159H169V161L168 162H166V163H161V162H159L157 159H155V157L153 158V156H155V155H157L155 152H156V150L159 148L158 147V145H156V144H158L159 142V139L161 140V137H165V138H169V137H171V136H181V137H184V138H189L190 137V131L188 132L187 131ZM199 128V129H198ZM207 128L209 129V131H208V134H210V135H207ZM239 128H241V129H239ZM24 129L26 130H28V131H24ZM32 129V130H31ZM45 129H48V130H46V131H44ZM78 129V130H77ZM113 129V130H112ZM163 129V130H162ZM171 129V130H170ZM177 129L179 130V131H181V132H183V133H180L179 131H177ZM211 129H213L214 131L212 132V130ZM224 129V130H223ZM227 129V130H226ZM235 129H236V131H235ZM239 129V130H238ZM246 129V130H245ZM258 129V130H257ZM21 130H23L24 132H21ZM37 130H39V132L37 131ZM41 130H43L42 131V133H41ZM53 130V131H52ZM55 130V131H54ZM57 130V131H56ZM102 130V131H101ZM104 130V131H103ZM147 130V131H146ZM149 130V131H148ZM167 130V131H166ZM169 130V131H168ZM199 132H198V131ZM238 130V131H237ZM250 130V131H249ZM256 130V131H255ZM262 130V131H261ZM11 131V132H10ZM14 131V132H13ZM37 132V133H32L31 134V132ZM52 131V133L50 134V132ZM60 133H59V132ZM73 131H74V133H73ZM160 131H162V133L160 132ZM191 131V132H192ZM226 131V132H225ZM230 131H232V132H234V134L232 133V132H230ZM245 131H246V133H245ZM247 131H248V134L250 133V135H248L247 134ZM258 131H260V132H258ZM6 132V133H5ZM8 132H9V134L11 133V135H13V136H15L16 137V135L15 134H17V138H12V136L10 135V137H9V134H8ZM16 132V133H15ZM23 133V135L21 134V133ZM26 132H28V133H26ZM29 132H30V134L32 135H30L29 134ZM49 132V134H50V138H49V134H46V133H48ZM55 132V133H54ZM61 132H63L62 134H61ZM67 132H70V133H68V136H67V134H65V133H67ZM82 132V133H81ZM108 132V133H107ZM140 132H142V133H140ZM198 132V133H197ZM201 132V133H200ZM203 132V133H202ZM241 132V133H240ZM13 133V134H12ZM15 133V134H14ZM54 133V134H53ZM56 133H58V134H56ZM73 133V134H72ZM139 133V134H138ZM167 133H168V135H167ZM198 135H197V134ZM242 134V137L240 136V135H237V134ZM254 133H256V134H254ZM6 134H8V135H6ZM19 134H21V136L19 135ZM37 136L36 137V139H35V136ZM38 134V135H37ZM46 134V135H45ZM54 136H53V135ZM56 134V135H55ZM69 134H70V136H69ZM107 134V135H106ZM158 134V135H157ZM184 134H186V135H184ZM199 134H201V135H199ZM203 134H204V136H203ZM213 134H215V136L213 135ZM221 136H220V135ZM246 136H245V135ZM261 134V135H260ZM26 135V136H25ZM40 135H45L44 136V138L42 137V136H40ZM61 135V136H60ZM64 135V136H63ZM71 135H73L72 137H71ZM113 135V136H112ZM188 135V136H187ZM213 135V136H212ZM219 135V136H218ZM255 135V136H254ZM10 138V139H8V137ZM18 136H20V137H23L24 138V136H25V138L27 137V136H29L30 138H33V140H35V144H36V142H37V145H39V147L42 149H40V148H37L36 146L37 145H35L34 144V142H32L33 140L32 139H30L29 137H27V140L26 139H23L22 138V140L18 137ZM58 136V137H57ZM59 136H60V138H59ZM150 136L152 137V138H150ZM169 136V137H168ZM199 136H201V137H199ZM211 136H212V138H211ZM227 136H228V138H227ZM241 137V139H240V137ZM247 136H249V137H247ZM258 136V137H257ZM7 137V138H6ZM39 137V138H38ZM42 137V138H41ZM53 137V138H52ZM62 137H64V138H62ZM70 137V139H68ZM98 137L100 138L101 137V139H105V140H107V141H105V140H102V142H101V140H98ZM103 137V138H102ZM106 137V138H105ZM137 137V138H136ZM158 138V140H157V138ZM195 137V136H194ZM208 137V138H207ZM213 137H215V138H213ZM219 137H221V138H219ZM234 137H236V139L234 138ZM250 137H252V138H250ZM255 137H257V138H255ZM13 140H12V139ZM45 138H49V139H46V140H48L49 142H52V143H56V144H53L54 146H51V144L50 143H48V141H46L45 140ZM57 138V139H56ZM59 138V139H58ZM109 138V139H108ZM111 138H113V141H114V143H113V141H111L110 139ZM156 138V139H155ZM210 138V139H209ZM228 140H227V139ZM230 138L232 139V141L230 140ZM239 138V139H238ZM254 138V139H253ZM15 139H17L16 140V142L17 143H19V144H17V143H14L13 141L15 140ZM91 139V140H90ZM153 139H155V140H153ZM205 139V140H206ZM223 139H225V140H227L226 142L225 141H222ZM247 139V140H246ZM250 140V142H249V140ZM253 139V140H252ZM9 140V141H8ZM25 140V141H24ZM65 140V141H64ZM67 140H68V142H67ZM72 140V141H71ZM94 140V141H93ZM98 140V141H97ZM133 140V141H132ZM152 140V143H153V141H155L156 143L154 144L153 143V146H154V148H153V146H152V144L150 145V141ZM244 140H246V141H244ZM255 140V141H254ZM19 141H21V142H19ZM29 141H31V142H29ZM39 141V142H38ZM41 141V142H40ZM44 141V142H43ZM58 141V142H57ZM104 141V142H103ZM130 141H132L131 143H130ZM148 141V142H147ZM233 141H235V142H233ZM241 141H242V144H241ZM253 141H254V143H253ZM64 142H66V143H64ZM74 142V143H73ZM78 144H76V143ZM87 143V145H85L86 143ZM94 142L95 143H97V144H99V145H108V148L106 149V150H104L103 151V153H101L99 156H98V158L97 159H95V161L93 162V163H91V165H89V166H87V167H85V169L83 168V169H80L79 171H77V173H76V175H74L73 177H71V178H69L68 180H67V182L65 183V184H63V185H60L59 187H58V185L60 184V179L58 178L59 177V174H58V172H60V170L61 169H63V168H68V167H70V165L72 164V158L74 157V156H76V155H78L77 154V152H79V150H81V149H87V148H90V147H92L93 146V144H94ZM109 142V143H108ZM116 142V143H115ZM146 142V144H144ZM158 142V143H157ZM236 142H238V144L236 143ZM246 142V143H245ZM12 143H14V145H12ZM43 145H42V144ZM61 143H63V144H61ZM70 143V145H66V144H69ZM123 143V144H122ZM225 143V144H224ZM240 143V144H239ZM31 144H33V145H31ZM73 144H75V145H73ZM79 144H81V145H79ZM134 144V145H133ZM224 146H223V145ZM228 145L227 147L225 146V145ZM236 144H237V146H238V149L240 150H238V152H237V148H234L235 146H236ZM245 144V145H244ZM17 145V146H16ZM42 145V146H41ZM61 145V146H60ZM67 147H69V149H65L66 148V146ZM71 145H73L72 146V148H73V150H72V148H71ZM129 145V146H128ZM142 145V146H141ZM145 145V146H144ZM197 145H199V146H197ZM242 145V148L240 147ZM245 146V148L246 149H244L243 147ZM247 145V146H246ZM51 147L52 149H49L48 147ZM74 146H75V148H74ZM78 146V147H77ZM115 146V147H114ZM128 148H127V147ZM130 146H132V147H130ZM134 146H135V150H138L140 147H142V148H144V149H142V148H140V152H139V150H138V152L137 151H135L134 150V153H133V149H134ZM137 146H138V148H137ZM144 146V147H143ZM148 146V147H147ZM150 146V147H149ZM152 146V147H151ZM202 148H201V147ZM230 146V147H229ZM23 147H25V149L23 148ZM28 147H29V149H30V152H29V149H28ZM35 147V149L33 150V148ZM59 148V149H57V153L59 154V155H62V157H57V153L56 152H54L55 150H56V148ZM63 148V149H65L64 151L62 150V149H60V148ZM83 147H86V148H83ZM119 148V150L118 149H116V148ZM210 147V148H209ZM219 147V149H216V148H218ZM1 148V147H0ZM16 148V150H14ZM43 148H44V151H43ZM120 148H121V151H120ZM151 148V149H150ZM153 148V149H152ZM157 148V149H156ZM198 150H197V149ZM215 148V149H214ZM221 148H224L223 150H226V151H228V152H226V151H224V154H223V150H221ZM226 148V149H225ZM230 148H233V149H230ZM249 148V149H248ZM10 149L11 150H13V154H11L10 153ZM20 149V150H19ZM22 149L24 150V151H22ZM36 149H38V151H35ZM49 149V150H48ZM71 149V150H70ZM74 149H76V150H74ZM142 149V150H141ZM148 151H147V150ZM156 149V150H155ZM194 149H195V151H194ZM203 149H205V150H203ZM206 149H207V151H206ZM209 149H210V151H209ZM243 149V150H242ZM6 150H7V152H6ZM68 151V153H67V151ZM115 150H117V151H119V152H121V153H123V155L121 154V153H118L121 157H125L124 159H127V162H123L124 161V159H120V156H119V158H117L116 159V157H118V155H116L115 154V152L117 153V151H115ZM128 150V151H127ZM129 150H130V152H129ZM152 150V151H151ZM154 150V151H153ZM176 150V151H175ZM185 150V151H184ZM215 150V151H214ZM218 150V151H217ZM230 150V151H229ZM246 150H248L247 152H246ZM15 151V152H14ZM25 151L27 152L26 153V155L27 154H29L30 153V156L28 157H25V155H24V153H25ZM35 151V154H33V152ZM60 151V152H59ZM62 151V152H61ZM74 151V152H73ZM127 151V152H126ZM131 151H132V154H131ZM183 151V152H182ZM195 153H194V152ZM198 151V152H197ZM203 151H205L206 152V154H204L203 153ZM220 151H222V152H220ZM232 151V152H231ZM2 152V153H1ZM39 152H42V153H44L45 152V154H41V153H39ZM72 154H71V153ZM135 152H136V155H134L133 156V154H135ZM151 152H152V154H151ZM170 152H168V153H170ZM180 152V153H179ZM212 152L214 153H216V152H218V153H216L217 154V156H216V154H212ZM226 152V153H225ZM245 152V153H244ZM10 153V154H9ZM39 153V154H38ZM54 153H56L55 155H54ZM66 153H67V158L65 157L66 156ZM69 153H70V155H69ZM110 153V154H109ZM112 153V154H111ZM128 153H130V154H128ZM145 153V154H144ZM148 153L152 156H148ZM183 153V154H182ZM208 153H209V156H208ZM230 153H232L233 155H231ZM39 156H38V155ZM126 154V155H125ZM140 154V155H139ZM144 154V155H143ZM199 154V155H198ZM204 156H203V155ZM222 156H221V155ZM226 154H227V157H225L226 156ZM5 155V156H4ZM13 155V156H12ZM14 155H16L18 158H21L20 159V161L17 159V157L16 156H14ZM36 155V156H35ZM52 155V157H49V156H51ZM58 155V156H59ZM104 155V156H103ZM111 155H113V157L111 156ZM115 155V156H114ZM130 155L132 156L131 158H132V160L134 161V163H132L133 161L132 160H130ZM147 155V156H146ZM187 155V156H186ZM211 155H213V156H211ZM223 155H225V156H223ZM229 155V156H228ZM230 155H231V157H233V158H231L230 157ZM235 155V156H234ZM33 156V158H31ZM63 156L65 157V158H63ZM101 156H103V157H101ZM136 156V157H135ZM142 156V157H141ZM144 156V157H143ZM189 156L191 157V159H192V162H191V160L189 159ZM201 156V157H200ZM14 157H16V159H17V161H15L16 159L14 158ZM37 157H39L40 158V160H37V159H39V158H37ZM43 157V158H42ZM54 157H55V159H54ZM57 157V158H56ZM136 158V159H134V158ZM137 157H139V158H137ZM185 157V158H184ZM187 157V158H186ZM198 157V158H197ZM203 157H204V159L205 158H208V159H210V160H208V159H203ZM210 157V158H209ZM222 157H224V158H222ZM27 158V159H26ZM37 158V159H36ZM42 158V159H41ZM59 158H61L60 160H59ZM116 159V161H115V159ZM142 158H144L145 160H146V162L147 163H149L150 161H153V162H150L149 164H150V166H148L149 164H147V163H144V166L146 165L148 168H149V170H148V168L145 166L144 168H147V169H144L143 168V164H142V166H141V163H143V161L145 162V160L144 159H142ZM151 158V159H150ZM195 158L199 161H197V160H195ZM202 158V159H201ZM213 158H215V159H213ZM218 158V159H217ZM226 158V159H225ZM227 158H228V160L229 159H231V160H227ZM239 158V159H238ZM243 158H244V160H243ZM247 158V159H246ZM14 159V160H13ZM33 159V160H32ZM35 159L37 160L36 161V163H37V165H35L36 163H35ZM52 159V160H51ZM54 159V160H53ZM103 159V160H102ZM109 159V160H108ZM114 159V160H113ZM217 159V160H216ZM223 159V160H222ZM234 159V160H233ZM2 160H6V161H10L9 163L8 162H6V161H2ZM46 162V163H48V164H45L44 163V161ZM70 160V161H69ZM107 160V161H106ZM121 160V161H120ZM137 160V161H136ZM150 160V161H149ZM157 160V162H159V163H157V162H155ZM178 160V161H177ZM185 160V161H184ZM202 160V161H201ZM207 160H208V162H207ZM222 160V161H221ZM245 160H247V161H245ZM12 161H15V163L14 162H12ZM19 161V162H18ZM34 161V162H33ZM54 161V162H53ZM60 161V162H59ZM99 161H101V163H102V161H103V165L104 164H106L107 162H111L112 164H110V162H109V164L107 163L106 164V166L104 165L103 167L100 165L101 163L99 162ZM106 161V162H105ZM130 161H132V162H130ZM136 161V162H135ZM183 161V162H182ZM205 162V164H204V162ZM228 161V162H227ZM239 161V162H238ZM253 164L254 163V165H252L250 162ZM17 162V163H16ZM25 162H26V164H28L29 163V166L28 165H26L25 164ZM34 164H33V163ZM64 162V163H63ZM70 162H71V164H70ZM96 162H99L98 164H96ZM116 162V163H115ZM171 162H174L175 163V168H174V164L173 163H171ZM187 162H191V164H193L194 162V164H193V166L189 163H187ZM208 164H207V163ZM210 162V163H209ZM223 162V163H222ZM225 162H227L226 164H225ZM245 162H246V164H245ZM19 163V164H18ZM22 163V164H21ZM115 163V164H114ZM131 163V164H130ZM138 163H140V164H138ZM154 163V164H153ZM169 163H170V165H169ZM184 163V164H183ZM6 164V165H5ZM40 164H44V165H41L40 166ZM63 164V165H62ZM121 164V165H120ZM136 164H138L137 166H135ZM171 164H172V166H171ZM178 164V165H177ZM186 164V165H185ZM195 164H196V166H195ZM198 164V165H197ZM200 164H203V166L202 165H200ZM209 164H212V165H210L209 166ZM225 164V165H224ZM227 164H228V166H227ZM259 165V167H258V165ZM48 166V167H46V166ZM94 165H96V166H94ZM112 165H115V167L113 168V166ZM123 165V166H122ZM129 166V165H131V169L130 168H128V167H126V166ZM139 165L141 166V167H139ZM152 165H153V167L154 168H151L152 167ZM208 165V166H207ZM215 165V166H214ZM218 165V166H217ZM249 165V166H248ZM256 165V166H255ZM42 166H43V169H42ZM44 166H45V168H44ZM54 166V167H53ZM99 166H101L102 168H103V170H105V172H107L108 173V171H110L109 172V174H105V172L102 170V168L101 167H99ZM116 166H117V168H116ZM118 166H122V168L121 167H118ZM135 166V167H134ZM157 166V167H156ZM162 168H160V167ZM246 166H247V168H246ZM251 166H255V168L253 167V168H251ZM12 167V168H11ZM25 167H26V170H25ZM98 168V169H96V168ZM113 169H112V168ZM180 167V168H179ZM198 167H201V168H198ZM258 167V168H257ZM90 168V169H89ZM105 168V169H104ZM121 168V169H120ZM141 168H143L144 170H146V172H144V170L143 169H141V170H143V172L141 171L140 172V169ZM190 168H193V169H190ZM208 168V169H207ZM212 168V169H211ZM215 168V169H214ZM249 168V169H248ZM28 169V170H27ZM46 169H48V170H46ZM59 169V170H58ZM93 170L94 169V171H93V173H88V171L89 170ZM124 169H126V170H124ZM127 169H128V171H127ZM134 169H137V170H135V171H137V172H134ZM152 169H155V170H153L152 171ZM157 169V170H156ZM167 169V170H166ZM227 169H229L230 171H228ZM248 169V171H246L245 172V170H247ZM259 169H260V171H259ZM5 170V171H4ZM19 170V171H18ZM31 170V172H29ZM32 170H34V171H32ZM121 170H123L124 171V173H122L121 172ZM152 172H151V171ZM161 170H163V172L165 173H161ZM224 170V172H226ZM251 170H253V172H251ZM5 173H3V172ZM41 171H42V173H41ZM43 171H45L44 173L46 174V176L44 177H42L41 176V174H44L43 173ZM49 171V172H48ZM55 173V174H52L53 172ZM101 171H103V172H101ZM116 171V172H115ZM209 171V172H208ZM210 171H212V173L210 172ZM244 171V172H243ZM17 172V173H16ZM33 172H37V179H38V181H40L39 183H40V188H38V189H33V188H31V189H29L28 187H27V183L26 182H28V177H30V175L33 173ZM52 172V173H51ZM83 172V173H82ZM100 172L101 173H104V175H100ZM115 172V173H117V175L119 176V178L120 179H118L120 182H121V184H120V182L116 179V177H113V176H115V175H113V173ZM120 172V173H119ZM126 172H127V174H130V177L129 176H127V174H126ZM132 172V173H131ZM151 172V173H150ZM200 172V171H199ZM199 172H195V173H199ZM228 172L231 174H229L228 175ZM3 173V174H2ZM24 173V174H23ZM26 173H28L27 175H26ZM119 173V174H118ZM142 173V175L144 176V174H146L145 175V177L146 176H150V174H152V173H154V175L157 173H159L158 175V178H156L157 176V174L155 175V177H154V175L152 174V176H150V178L149 177H146V180H148V182L146 181V180H144L145 178L144 177H142V175L140 176V174ZM167 173V174H166ZM241 173V174H240ZM248 173H250L249 175H248ZM254 173V174H253ZM259 174V176H258V174ZM261 173V174H260ZM13 174H14V176L15 177H13ZM44 174V175H45ZM50 174V175H49ZM126 175V176H122V175ZM148 174V175H147ZM161 174V175H160ZM216 174V173H215ZM257 175V178H254V177H256V175ZM26 175V176H25ZM49 175V176H48ZM53 175H54V177L56 176V178H54L53 177ZM105 175H108V176H105ZM139 175V176H138ZM166 175V176H165ZM207 175V174H206ZM243 175V176H242ZM246 175V176H245ZM248 175V176H247ZM53 177V179H51L52 177ZM104 176V177H103ZM118 176H117V178H118ZM138 176V177H137ZM235 176H237V177H235ZM241 176V177H240ZM261 176V178H259ZM262 176H263V178H262ZM22 177H23V179H22ZM25 177V178H24ZM42 177V178H41ZM46 177H48V178H46ZM79 177V178H78ZM95 177H99L98 179H99V181H98V179L97 178H95ZM108 177H111V178H109L111 181H109V179H108ZM112 177L115 179V181H114V179L112 180ZM129 177V178H128ZM159 177H161V179L160 180H158L159 179ZM249 177V178H248ZM2 178H3V181H2ZM46 179V180H44V179ZM51 179L52 180V182H48V179ZM106 178L108 179V180H106ZM130 178H133L134 179V181H132ZM136 178H138V179H136ZM153 178H156V180H157V183L158 184H156V181H155V179H154V183L155 184H153L152 182H153ZM254 178V179H253ZM13 179V181H12V183H11V180ZM40 179V180H39ZM42 179V180H41ZM49 179V180H50ZM77 179V180H76ZM124 179H126V180H124ZM140 179V180H139ZM151 179V180H150ZM233 179L234 180H236V182H234L233 181ZM253 180V181H251V180ZM17 180V181H16ZM78 180H79V182H78ZM94 180V181H93ZM137 180V181H136ZM169 180V179H168ZM230 180H232V181H230ZM248 180V181H247ZM102 181H105V183H107V184H105L104 183V185H103V182ZM108 181V182H107ZM129 181V182H128ZM135 182V183H132V182ZM141 181H143V183L144 182H147L148 184L147 185H145L144 186V184H141L142 182ZM150 181V182H149ZM159 181V182H158ZM238 181L239 182H241V181H244V183H245V181H247V183L246 184H244L243 182H242V185H240L241 183H238ZM250 181H251V183L253 184V185H255L254 186V188H253V186H252V184H249L250 183ZM3 182V183H2ZM14 182V183H13ZM76 182V183H75ZM113 182V183H112ZM123 182V183H122ZM139 183V184H137V183ZM141 182V183H140ZM162 182H163V184H162ZM255 184H254V183ZM50 183H52V184H50ZM56 183H57V185H56ZM84 183V185H82V184ZM90 184V186L88 185V184ZM100 183V184H99ZM111 183V185H109ZM115 183H116V185H115ZM129 183V184H128ZM152 183V184H151ZM236 183L238 184V185H240V187L238 186V185H236ZM26 184V185H25ZM44 186H43V185ZM94 186H93V185ZM112 184H114V186L112 185ZM136 184L138 185V186H136ZM151 184V185H150ZM166 184V185H165ZM248 184V185H247ZM42 185V186H41ZM46 185H48V186H46ZM55 185V186H54ZM87 186V188H85L86 186ZM106 185V186H105ZM107 185H109L108 187H110L109 188V190H108V187H107ZM149 185V186H148ZM154 185V186H153ZM159 186L158 187V189L156 188V186ZM163 185L165 186V188H163ZM26 186V187H25ZM62 186V187H61ZM75 186H76V188H75ZM100 186H101V188H100ZM102 186H104V187H102ZM115 186H117V187H115ZM139 186H140V188L141 189H138L139 188ZM143 186V187H142ZM243 186H244V188H243ZM256 186H258L259 187V189L256 187ZM4 187V186H3ZM55 187V188H54ZM56 187H58V188H56ZM75 189H78V190H75ZM91 187V188H90ZM128 187V188H127ZM138 187V188H137ZM152 187V188H151ZM153 187L155 188V189H153ZM249 187V188H248ZM10 188L12 189L11 191L13 192V190H14V192L13 193H11V191H10ZM15 188H16V190L17 191H15ZM50 188H52V189H50ZM71 188V189H70ZM73 188V189H72ZM81 188H83V190H84V192L82 191V189ZM99 188V189H98ZM107 188V189H106ZM113 188V189H112ZM117 188L120 190V191H122L123 193L122 194H127V196H125V198L123 199L122 197V199L120 198V196H122V194L120 195L118 192H120V191H118L117 190ZM136 188H137V190H136ZM150 188V189H149ZM167 188L169 189V191L167 190ZM241 188H242V191H240L241 190ZM42 189V191L44 192H42V191H40ZM46 189H48V190H50V193L48 192V190H46ZM65 189V190H64ZM81 189V190H80ZM87 189V191H85ZM248 191V192H246L245 193V191ZM1 190V189H0ZM2 190H4L3 188H2ZM5 190H7V189H5ZM58 190V191H57ZM73 190V191H72ZM88 190L90 191V193L88 192ZM112 190H113V192H112ZM128 190H129V192H128ZM132 191V194H131V191ZM161 190H163V191H161ZM164 190H166L167 192H165L164 193ZM60 192V193H62L63 194V192H64V194L66 193L67 195V197H69L70 196V199L68 198V199H66V198H64L63 197V195L62 194H59V193H57V192ZM68 191V192H67ZM99 193H98V192ZM115 191H117L116 193H115ZM134 191H136L135 193H134ZM16 192V193H15ZM55 192H56V194L58 195H56L55 194ZM73 192V193H72ZM77 192V193H76ZM172 192V193H171ZM235 192V193H234ZM236 192H237V195H236ZM15 193V194H14ZM89 193V194H88ZM93 193V194H92ZM97 193V197H96V194ZM102 193V194H101ZM112 193H114L115 195H114V197L112 196L113 194ZM117 193H118V195H117ZM121 193V192H120ZM239 193H242V194H239ZM55 194V195H54ZM79 194V195H78ZM134 194H136L137 196L135 197V200H134V197L133 196H135ZM161 194V195H162ZM164 194H169L168 196H166V195H164ZM246 194V195H245ZM62 195V196H61ZM82 195V196H81ZM91 195V196H90ZM92 195H93V198H92ZM104 195V196H103ZM109 195H110V197H111V200L113 199V198H115V200L114 201H120V203L119 202H116L117 204H118V207H117V205H115V206H113V204H115V202L112 200H110L109 198ZM116 195H117V197H116ZM120 195V196H119ZM128 195H130V197H128ZM173 195H175L174 197H172ZM177 195V196H176ZM237 197H236V196ZM20 196H21V198H20ZM43 196V197H42ZM88 196V198H86ZM107 196V197H106ZM124 196V195H123ZM166 196V197H165ZM243 196V197H242ZM5 197V198H4ZM95 197V198H94ZM105 197V198H104ZM118 197L121 199H118ZM127 197V198H126ZM165 197V198H164ZM178 197V198H177ZM230 197H229V199H230ZM98 200H97V199ZM106 198H107V201L109 202V204H108V202L106 201ZM117 198V199H116ZM129 198V199H128ZM131 198H133V199H131ZM235 198V199H234ZM96 200V202H94L93 200ZM105 199V200H104ZM128 199V200H127ZM123 200V201H122ZM132 200H133V202H132ZM248 200V202H245V201H247ZM263 200H264V198H263ZM3 201V202H2ZM20 201V202H19ZM86 202L85 204H82L83 202ZM106 201V202H105ZM125 201V202H126ZM236 201V202H237ZM25 202H29L28 204L27 203H25ZM102 202H104L103 204H102ZM110 202H114L113 204L112 203H110ZM122 202H123V205H121L122 204ZM237 202V203H238ZM33 203V204H32ZM90 203V204H89ZM107 203V204H106ZM242 203V204H241ZM98 204V205H97ZM133 204H130L129 206H132ZM238 204V205H239ZM32 205H34V206H36V207H34V206H32ZM39 205V206H38ZM97 205V206H96ZM239 205V206H240ZM243 205V206H242ZM245 205V206H244ZM89 206V207H88ZM92 206V207H91ZM123 206V207H122ZM239 206H237V207H239ZM91 207V208H90ZM103 207V208H102ZM236 207V206H235ZM264 207V206H263ZM84 208H86L87 209V211L85 212V213H81V212H78V209H84ZM104 208H106V209H104ZM116 208V209H115ZM118 208V209H117ZM120 209V210H119ZM89 210V211H88ZM110 210H112V212L110 211ZM117 210H119V211H117ZM117 212V214H116V212ZM69 213V214H67V213ZM101 212V213H100ZM10 213V214H9ZM66 213V214H65ZM94 213V214H93ZM104 213V214H103ZM107 213V214H106ZM8 214V215H7ZM118 214H121L120 215V217H118L119 215ZM13 215H15L14 217H13ZM52 215V216H51ZM70 215V216H69ZM89 215H90V217H89ZM117 215V216H116ZM261 215V218H263L264 217V212L262 211V206L260 207V210L257 212V217H256V221L255 222H257L258 223V218H259V216ZM16 216H18V218H21L22 219V217H24V219H23V223H24V221H26L24 224L21 222V219H18ZM51 216V217H50ZM87 216V217H86ZM93 216V217H92ZM115 216H116V218H115ZM122 216V217H121ZM16 217V218H15ZM27 217H29V220H28V218ZM50 217V218H49ZM86 217V218H85ZM117 217H118V219H119V221L118 220H116L117 219ZM32 218H34V219H32ZM96 218V220L94 221V219ZM108 218L111 220H108ZM115 218V219H114ZM124 219L123 221H122V219ZM16 219H18L19 220V222H21L22 223V225H21V223H20V225L22 226V227H20L19 226V223L17 222L18 220H16ZM37 219V220H36ZM112 219H114L115 220V222H113L112 221ZM12 220V221H11ZM14 220V221H13ZM31 220V224L28 222V221H30ZM100 220V221H99ZM45 221V222H44ZM102 221V222H101ZM106 221H109L108 223L106 222ZM120 221H121V223H124L123 225L125 226H123L122 224H120ZM234 220H232L231 222H233ZM16 222H17V224H16ZM41 222H44V223H48V224H44V223H41ZM81 224H79V223ZM101 222V223H100ZM128 222V221H127ZM126 222V223H127ZM130 222V221H129ZM129 222L127 223V225L129 224ZM235 222V221H234ZM249 221H245V220H242V222L241 223H243V224H247ZM5 223H6V225H5ZM36 223V224H35ZM96 223H100V225L101 226H103V227H101V229H100V232H99V234H97L96 233V235H95V233L94 232H91V231H93V227H94V225L96 224ZM116 223H117V225H116ZM118 223H119V227H118ZM14 224H15V226H14ZM27 226H26V225ZM33 224H35L34 226H33ZM79 224V225H78ZM17 225L20 227V229H19V227H17ZM29 225V226H28ZM37 225V226H36ZM65 225V226H64ZM75 225H77V226H79V227H77V226H75ZM86 226V228L85 227H83V226ZM25 226V227H24ZM33 226V230L31 229V228H29V227H32ZM38 226H40L39 228H38ZM45 228H44V227ZM73 227V229H72V227ZM82 226V227H81ZM92 226V227H91ZM105 226H106V228H105ZM120 226H121V228H120ZM122 226L124 227L123 229H122ZM27 227V228H26ZM76 227L78 228V233H76V231H77V229H76ZM87 227H89V228H87ZM24 228H26L27 230H23ZM31 230H29V229ZM41 228V229H40ZM44 228V229H43ZM65 228V229H64ZM80 228H82V229H80ZM83 228H85L84 230H83ZM118 228H119V230H118ZM9 229V230H8ZM19 229V230H18ZM22 229V230H21ZM39 230V232H38V230ZM43 229V230H42ZM76 229V230H75ZM89 229V230H88ZM112 229V230H111ZM16 230H18L17 232H18V234H17V232H16ZM36 230V231H35ZM83 230V231H82ZM91 230V231H90ZM103 232H102V231ZM121 230V231H120ZM22 231V233L20 234V232ZM30 231V232H29ZM70 231V232H69ZM112 231V232H111ZM190 233V236H189V234H188V232ZM11 232V233H10ZM27 232V233H26ZM38 234V235H36V233ZM85 234H84V233ZM88 232H90V233H88ZM105 232V233H104ZM129 234H128V233ZM23 233H24V235H23ZM71 233V234H70ZM76 233V234H75ZM80 233H83V234H80ZM87 233H88V235H87ZM91 233H93V234H91ZM112 233V234H111ZM117 233V234H116ZM201 233V232H200ZM27 234V235H26ZM91 234V235H90ZM108 234H109V236H108ZM110 234H111V236H110ZM124 234H125V236L127 235V237H125L124 236ZM187 234H188V236H187ZM192 234V235H191ZM20 235V236H19ZM85 235V237H84V239H86V240H84L83 239V236ZM92 235H93V237H92ZM104 235H107V236H104ZM121 235V236H120ZM122 235L124 236L123 238H121L122 237ZM130 236V238H129V236ZM3 236H4V238H3ZM17 236H19V237H21V239H23L22 240V242L20 241L19 242V240H20V238L19 237H17ZM74 236V237H73ZM76 236V237H75ZM89 237V238H86V237ZM91 236V237H90ZM95 236L97 237L96 239H97V242L95 241ZM103 236H104V239L106 240V238L108 239V240H104L103 239ZM33 237H34V239L35 240H33ZM37 239H36V238ZM39 237V238H38ZM41 237V238H40ZM64 237V236H63ZM78 237V238H77ZM106 237V238H105ZM189 239V241L187 242V238ZM191 237V238H190ZM18 238H19V240H18ZM31 238H32V240H31ZM58 238V235H52L51 236V239L52 240H56ZM80 238V239H79ZM94 238V239H93ZM110 238H111V240H114V241H117V240H119V241H124L125 239L126 240H128V241H126V243H123V247H122V249H121V251H120V255L121 256H123V258L122 257H120V258H117L116 256H114V255H116V252H114V251H112V253H109L110 251H111V249L108 247L109 246V240H110ZM193 238V239H192ZM202 238H205V234L204 235H202ZM26 239V240H25ZM27 239H30V240H27ZM83 239V240H82ZM190 239L192 240V241H190ZM24 240H25V242H24ZM72 240V241H71ZM110 240V241H111ZM194 240H196V241H194ZM29 241V243L27 244V242ZM33 241H34V243L35 244H33ZM81 241H83V242H81ZM93 241V242H92ZM95 241V242H94ZM105 243H104V242ZM3 242L6 244V245H4L3 244ZM40 242V243H39ZM80 242L82 243V244H80ZM102 242V243H101ZM125 242V241H124ZM131 243L129 246H128V243ZM135 242V243H134ZM189 242H191L192 244H188ZM20 243V244H19ZM31 243V244H30ZM79 243V244H78ZM85 243V244H84ZM108 243V244H107ZM22 244V245H21ZM32 244H33V246H32ZM38 244H41V245H38ZM93 244V245H92ZM101 244V245H100ZM124 244H126V246L124 247ZM134 244H136V246H133ZM1 245H2V248H1ZM10 245V246H9ZM12 245H14V247H11ZM20 245V246H19ZM71 245H72V247H71ZM82 245V246H81ZM84 245V246H83ZM100 245L101 247H98V246ZM104 245V246H103ZM107 246V249H108V252H105V254H104V252L102 251V250H104V251H106L107 249H106V246ZM156 245V246H155ZM158 245V246H157ZM196 245H197V247H196ZM18 246V247H17ZM24 246V247H23ZM26 246V247H25ZM41 246H44L45 247V249L46 250H44L43 249V247L41 248ZM74 246V247H73ZM86 246V247H85ZM96 246H97V249L98 248H100V249H98L99 251H100V255H98L99 253V251L96 249ZM11 247V248H10ZM22 247L23 248H27V249H22ZM39 247V248H38ZM81 247V248H80ZM91 247H94V251L96 252V255L95 254H93L92 252H94V251H92L91 252ZM104 247V248H103ZM127 247V248H126ZM130 247H131V249H130ZM134 247H136V248H134ZM141 247V249L139 250V248ZM144 247H145V249H144ZM155 247V248H154ZM14 248V249H13ZM74 248L76 249H78L77 251L75 250L74 251ZM123 248H126V249H128V250H126L127 252H125L124 250H123ZM143 248V249H142ZM150 248V249H149ZM158 248V249H157ZM164 248V249H163ZM9 249V250H8ZM43 249V250H42ZM136 249V250H135ZM149 249V250H148ZM166 249V250H165ZM189 249V250H188ZM34 250V252H32ZM36 250V251H35ZM38 250H40V251H38ZM110 250V251H109ZM148 250V251H147ZM153 250H155V252L153 251ZM156 250H157V252L158 251H160L161 252V254L162 253H165V254H163L162 256H164V257H158L157 255L158 254H160V252L158 253V254H156ZM19 251V252H18ZM22 251L25 253H22ZM83 251V252H82ZM149 251H151V252H149ZM164 251H166V252H164ZM167 251L168 252H170L168 255H167ZM26 252H28V254L26 253ZM46 252H48V253H46ZM78 252H79V255H81V257L78 255ZM82 252V253H81ZM134 252V253H133ZM148 252V253H147ZM14 253H17V254H14ZM22 253V254H21ZM32 253H34V257L32 256ZM83 253H85L86 254V256L88 255V258L83 254ZM98 253V254H97ZM109 253V254H108ZM131 253V254H130ZM140 254L139 256L137 255V254ZM147 253V254H146ZM151 253V254H150ZM20 254V255H19ZM26 254H27V256H26ZM38 254V255H37ZM44 254V255H43ZM61 254H63V255H61ZM90 254H91V256H92V254L93 255H95L96 257H94V256H92L94 259H92V260H90V258L89 257H91L90 256ZM124 254V255H123ZM128 254H129V257H127L128 256ZM136 254V255H135ZM149 254V255H148ZM153 254H155L156 256H157V259H156V256H155V258L154 257H152V256H154ZM13 255V256H12ZM19 255V256H18ZM23 255V256H22ZM24 255L26 256V259H25V257H24ZM82 255H83V257H82ZM111 255V256H110ZM132 255V256H131ZM135 255V256H134ZM146 255H148L147 257H146ZM9 256H11L12 258H10ZM31 256V257H30ZM72 256H73V258L74 259H71L72 258ZM87 258V259H84L85 257ZM98 256V257H97ZM102 258H101V257ZM104 256V257H103ZM106 256V257H105ZM107 256L109 257V259H107ZM112 256H114L113 258H110V257H112ZM144 256H145V258L146 259H148V260H146L145 258H144ZM178 256V255H177ZM8 257V258H7ZM21 257H23V258H21ZM36 257V258H35ZM62 257V258H61ZM71 257V258H70ZM79 257H80V259H79ZM91 257V258H92ZM138 257V258H137ZM140 257V258H139ZM165 257H166V259H165ZM179 257V256H178ZM17 258V259H16ZM29 258V259H28ZM61 258V259H60ZM79 259V261H81V262H79L78 261V259ZM100 258L101 259H103V260H100ZM115 258H116V260H115ZM126 258H129V259H135V260H131V262H130V260L129 259H126ZM136 258L138 259V260H136ZM143 258V259H142ZM155 260H157V261H155ZM158 258H159V260H158ZM162 258H164V260H161ZM3 259V260H2ZM7 259H9V260H7ZM19 259V260H18ZM20 259H23V260H25V261H22V260H20ZM69 259H70V261H72L71 263H70V261H69ZM76 259V261H74ZM84 259V260H83ZM98 259V260H97ZM107 259V260H106ZM146 261H145V260ZM179 259L181 260V264H185L184 262H186V260L184 261V259H182L181 257H179ZM5 260V262H3ZM17 260V261H16ZM28 260V261H27ZM38 260V261H37ZM86 260V261H85ZM89 260V261H88ZM94 260V261H93ZM98 262H97V261ZM105 260V261H104ZM108 260H109V262H108ZM113 260L114 262H111V261ZM127 260H129V261H127ZM142 261L141 263H140V261ZM143 260H144V262H143ZM151 260V261H150ZM153 260V261H152ZM8 261V262H7ZM11 261V262H10ZM22 261V262H21ZM35 261H37L36 263H35ZM44 261V263H42ZM68 261V262H67ZM88 261V263H86ZM91 261H93V262H91ZM100 261H102V262H100ZM191 261H193L192 260V258L191 259H189V262L187 261V263H189V264H191L192 262ZM10 262V263H9ZM90 262V263H89ZM119 262V263H118ZM129 262V263H128ZM149 262V263H148ZM186 263V264H187ZM203 264V261L202 262H197L196 264ZM153 264V263H152ZM179 264V263H178ZM192 264H195L194 262L192 263Z\"/></svg>", "mask_w": 264, "mask_h": 264}, {"label": "bare ground", "instance_id": "bare-ground-1", "mask_svg": "<svg viewBox=\"0 0 264 264\" xmlns=\"http://www.w3.org/2000/svg\"><path fill=\"white\" fill-rule=\"evenodd\" d=\"M0 1H2V0H0ZM4 1V0H3ZM5 1H7V0H5ZM51 1V0H50ZM49 0H46V1H43V3L44 2H48V4H49V2H50ZM60 1V0H59ZM79 1H81V0H79ZM84 1V0H83ZM86 2H87V0H85ZM84 1V2H85ZM108 1V0H107ZM128 1V0H127ZM130 1V0H129ZM154 1V0H153ZM152 1V2H153ZM167 1V0H166ZM172 1V0H171ZM174 2H176L177 0H173ZM184 1V0H183ZM182 1V2H183ZM186 1V0H185ZM201 1V0H200ZM200 1H197V0H189V2L187 3L188 5H191L190 6V8L192 7V6H195V5H199L198 4V2H200ZM206 1V0H205ZM220 1H223V0H220ZM254 1V0H253ZM263 2H264V0H262ZM23 2V1H22ZM53 2H55V0L53 1ZM52 1H51V4L53 3ZM71 2H72V0H71ZM70 1H69V5L68 6H71L70 4H72ZM88 2H89V0H88ZM105 2H106V0H105ZM104 1H103V3H105ZM131 2V1H130ZM151 2V1H150ZM162 2V1H161ZM177 2H179L178 3V5L180 4L181 5V3H180V1H177ZM215 2V1H214ZM214 2H213V0L211 1V2H209L207 5L208 6H206V8H204V9H208V11H211V12H214V9H216V8H214V5H216V4H214ZM219 2V1H218ZM225 2V1H224ZM0 3H2V2H0ZM7 3V2H6ZM33 3V2H32ZM42 3V4H43ZM74 3H76V1L74 2ZM74 3L72 4V6L74 5ZM81 3H83L82 1H81ZM118 3H120L119 1H118ZM157 3V2H156ZM162 3H164V1L162 2ZM166 3V2H165ZM220 3V2H219ZM218 3V4H219ZM226 3H228V1L226 2ZM257 3V2H256ZM256 3H254V5L256 4ZM44 4H46V3H44ZM44 4L43 5H40V6H42V7H44ZM60 4H63V3H60ZM77 4H78V2H77ZM76 4V5H77ZM92 3L90 2V5H91ZM95 4V3H94ZM111 4V3H110ZM124 4V3H123ZM144 4H145V2H144ZM154 4L155 3H153V4H151V5H153L154 6ZM161 4V3H160ZM159 4V5H160ZM172 4H174V3H172ZM177 4V3H176ZM183 4H185L184 2H183ZM221 4H225V3H222L221 2ZM253 4V3H252ZM261 4V3H260ZM2 5H4L3 3L0 5V6H2ZM7 5V4H6ZM78 5H83V4H78ZM78 5H77V7H78ZM107 5H108V2H106V7H107ZM117 5V4H116ZM125 5V4H124ZM143 5V4H142ZM141 5V6H142ZM150 5V6H151ZM158 5V4H157ZM159 5L158 6H154L155 8L156 7H158L159 8ZM162 6H163V4H161ZM160 5V6H161ZM166 5V4H165ZM168 5H169V3H168ZM228 5V4H227ZM254 5H252V8H253V6ZM262 5H263V3H262ZM262 5H260V7L262 6ZM51 6H53V5H51ZM62 6H64V5H62ZM72 6H71V8H70V10L72 9ZM75 6V5H74ZM74 6H73V8H74ZM85 6H87V4L85 5ZM88 6H89V4H88ZM88 6H87V8H88ZM92 7L93 6H95V5H91ZM90 6V7H91ZM98 6V5H97ZM96 6V7H97ZM111 6V5H110ZM109 6V7H110ZM144 6H146V4L144 5ZM167 6V5H166ZM163 7V10H161L162 12H164V8H167V7ZM170 6V5H169ZM176 6V5H175ZM175 6H173L174 8H175ZM182 6V5H181ZM216 6H218V5H216ZM221 6V5H220ZM223 6V5H222ZM226 6V5H225ZM250 6V5H249ZM33 7V6H32ZM36 7H38V6H36ZM48 7H49V5H48ZM48 7H44V8H42V10L43 9H48ZM59 7H61L60 5H59ZM76 7V8H77ZM80 7V6H79ZM90 7H89V9H90ZM91 7V8H92ZM95 7V8H96ZM106 7H105V9H106ZM109 7H107V8H109ZM112 7H115V6H112ZM135 7V6H134ZM198 7V6H197ZM199 7H200V5H199ZM203 7H204V5H203ZM219 7V6H218ZM251 7V6H250ZM30 8V7H29ZM41 8V7H40ZM39 8V9H40ZM61 8H63V7H61ZM64 8H65V6H64ZM63 8V9H64ZM68 7H66L65 9H67ZM87 8L85 9L86 11H87ZM111 8V7H110ZM109 8V9H110ZM127 8V7H126ZM173 8V9H174ZM181 8V7H180ZM201 8V7H200ZM199 8V9H200ZM221 8V10H222V7H220ZM228 8V7H227ZM5 9V8H4ZM8 9V8H7ZM37 9V8H36ZM46 9H45V11H46ZM58 9H60V8H58ZM63 9H60L61 10V12H63L62 10ZM65 9H64V11H65ZM80 9V8H79ZM99 9H101V8H99ZM114 10H115V8H113ZM113 9H111V10H113ZM118 8H116V10H117ZM121 9V8H120ZM119 9V10H120ZM143 9V8H142ZM142 9H141V11H142ZM160 9H161V7H160ZM171 9V8H170ZM176 9V8H175ZM193 9V8H192ZM229 9V8H228ZM232 9V8H231ZM254 9H256V8H254ZM258 9V8H257ZM261 9V8H260ZM9 10V9H8ZM35 10V9H34ZM52 10V9H51ZM76 10V9H75ZM82 10V9H81ZM85 10H83V11H85ZM91 11H92V9H90ZM95 10V9H94ZM113 10V11H114ZM115 10V11H116ZM137 10V9H136ZM139 10V9H138ZM147 10V9H146ZM168 10H169V8H168ZM181 10V9H180ZM188 10V9H187ZM194 10H196V8H194ZM234 10V9H233ZM244 10V9H243ZM250 10V9H249ZM37 10H35V12H36ZM68 11H69V9H68ZM67 11V12H68ZM73 11V10H72ZM91 11H89V13L91 12ZM97 11V10H96ZM96 11H95V13H96ZM125 11V10H124ZM130 11H131V9H130ZM166 11V10H165ZM177 10H175V11H171V12H169V13H167L166 15H164L163 17H160V19H159V26L161 27V29L163 30V32H165L170 26H172V25H174L177 21H179L178 19H179V17H178V14H177V12H176ZM179 11V10H178ZM189 11V10H188ZM204 11V10H203ZM206 11V10H205ZM204 11V12H205ZM217 11V10H216ZM215 11V12H216ZM219 11V10H218ZM217 11V12H218ZM251 11V10H250ZM252 11H254V10H252ZM259 11V10H258ZM34 12V13H35ZM37 12H39V11H37ZM43 12V11H42ZM70 12V11H69ZM118 12V11H117ZM126 12V11H125ZM133 12V11H132ZM150 12H151V10H150ZM207 12V11H206ZM214 12V13H215ZM50 13V12H49ZM63 13H65V12H63ZM74 14H75V11L73 12ZM76 13H77V11H76ZM85 13V12H84ZM112 13V12H111ZM110 13V14H111ZM138 13V12H137ZM136 13V14H137ZM140 13V12H139ZM151 13H153V11L151 12ZM185 13V12H184ZM187 13H189V12H187ZM199 13H200V11H199ZM219 13V12H218ZM243 13H244V11H243ZM264 13V12H263ZM45 14H46V12H45ZM68 14H70V18H71V12L70 13H68ZM78 14V13H77ZM76 14V15H77ZM80 14H81V12H80ZM80 14H79V16H80ZM86 14H88L87 12H86ZM118 15H119V13H117ZM142 14V13H141ZM146 14V13H145ZM154 14V13H153ZM161 14H163V13H161ZM183 14V13H182ZM210 14V13H209ZM222 14H223V12H222ZM234 14H236V13H234ZM246 14V13H245ZM256 14V13H255ZM260 14H262L261 12H260ZM24 15V14H23ZM49 15V14H48ZM61 15H62V13H61ZM85 15V14H84ZM91 15V14H90ZM93 15V14H92ZM113 15V14H112ZM116 15V14H115ZM117 15V16H118ZM123 15V14H122ZM125 15V14H124ZM189 15H191V13H189ZM218 15V14H217ZM237 15V14H236ZM257 15H258V13H257ZM44 16V15H43ZM46 16V15H45ZM44 16V17H45ZM51 16V15H50ZM53 16V15H52ZM67 16H69V15H67ZM78 16V15H77ZM94 16V15H93ZM99 14H98V17H96L95 19H97V18H99ZM119 16H121V15H119ZM126 16V15H125ZM131 16H132V14H131ZM141 17H142V15H140ZM150 16V15H149ZM192 16V15H191ZM207 16V15H206ZM258 16H260L261 17V15H258ZM29 17V16H28ZM31 17V16H30ZM35 17V16H34ZM44 17H42V18H44ZM63 17H65V16H63ZM82 17H83V15H82ZM81 17V19H84V18H82ZM133 17V16H132ZM137 17H139V15H137ZM184 17L186 18V16L184 15ZM188 17V16H187ZM232 17H233V15H232ZM259 17V18H260ZM50 18V17H49ZM74 18V17H73ZM157 18H159V16L157 17ZM190 18V17H189ZM196 18H198V17H196ZM205 18V17H204ZM238 18V17H237ZM4 19V18H3ZM32 19V18H31ZM46 19H48V18H46ZM62 19H64V18H62ZM67 19L68 18H66V20H64V21H67ZM80 19V18H79ZM111 18H109V17H106L105 19H104V22H108L109 20H110ZM134 19V18H133ZM137 18H135V20H136ZM140 19V18H139ZM153 19V18H152ZM187 19V18H186ZM217 19H219V18H217ZM254 19V18H253ZM260 19H262V18H260ZM6 20V19H5ZM7 20L8 21H6V22H0V32H2V31H5V30H7L8 31V29H10V28H12L15 24H17V22L19 21V18H14V20H12L11 19V17H7ZM29 21H30V18L28 19ZM51 20H53V19H51ZM60 20V19H59ZM70 20V19H69ZM69 20L67 21V22H69ZM128 20V19H127ZM182 20V19H181ZM185 20V19H184ZM211 20H212V18H211ZM211 20H210V22H211ZM215 20V19H214ZM224 20V19H223ZM241 20V19H240ZM263 20V19H262ZM48 21H50L49 19H48ZM73 21V23H71L70 25L71 26H73L72 24H74V23H76L77 21L76 20H72ZM137 21V20H136ZM139 21L140 20H138V23H139ZM142 21H143V18H142ZM146 21V20H145ZM188 21V20H187ZM197 21V20H196ZM205 21H207V20H205ZM234 21V20H233ZM23 22V21H22ZM24 22H26L25 20H24ZM28 22V21H27ZM35 22V21H34ZM45 22V21H44ZM52 22V21H51ZM50 22V23H51ZM55 22V21H54ZM70 22H71V20H70ZM99 22V21H98ZM129 22V21H128ZM131 22H134L135 23V21H132V19H131ZM149 22H151V21H149ZM198 22V21H197ZM215 22V21H214ZM254 22H256V21H254ZM46 23H49V22H46ZM80 23H82V22H80ZM94 23V22H93ZM101 23V22H100ZM103 23V22H102ZM141 23V22H140ZM139 23V24H140ZM152 23V22H151ZM184 23V22H183ZM188 23H190V22H188ZM200 23V22H199ZM203 23H204V21H203ZM206 23V22H205ZM217 22H215V24H216ZM29 25L31 24H33V22H29L28 23ZM27 24V25H28ZM52 24V23H51ZM56 24V23H55ZM59 24V23H58ZM67 24V23H66ZM65 24V25H66ZM97 24V23H96ZM104 24V23H103ZM142 24V23H141ZM143 24H145L144 22H143ZM149 24V23H148ZM185 24H187L186 22L184 23V25ZM196 24V23H195ZM207 24V23H206ZM205 24V25H206ZM208 24H209V22H208ZM212 24H213V22H212ZM215 24H214V26H213V28L215 27V29H216V26H215ZM253 24V23H252ZM42 25V24H41ZM40 25V26H41ZM46 25H48V24H46ZM45 25V26H46ZM64 24H62V25H60L59 27H61V26H63ZM68 25V24H67ZM76 25H78V22H77V24ZM75 24H74V26L73 27H75L76 26ZM114 25V24H113ZM119 25V24H118ZM177 24H175V26H176ZM192 25V24H191ZM201 25H203V24H201ZM103 26V25H102ZM104 26H105V24H104ZM148 26V25H147ZM187 26H189V25H187ZM193 26H194V24H193ZM204 26V25H203ZM226 26H227V24H226ZM247 26V25H246ZM254 26V25H253ZM256 27H257V25H255ZM260 26V25H259ZM24 27H26V26H24ZM32 27V26H31ZM31 27H30V29L28 28V27H26V28H28V31L27 32H30V30H31ZM42 27V26H41ZM65 27V29H66V26H64ZM84 27V26H83ZM113 27V26H112ZM130 27H131V25H130ZM137 27H139V26H137ZM159 27V28H160ZM181 27H184V26H182L181 25ZM192 27V26H191ZM198 27V26H197ZM208 27H210V26H207V28ZM236 27V26H235ZM261 27V26H260ZM39 28V27H38ZM116 28V27H115ZM118 28H119V26H118ZM186 28H188L189 29V27H186ZM192 28H194V27H192ZM213 28H211L212 30H213ZM219 28V27H218ZM221 28V27H220ZM227 28V27H226ZM225 28V29H226ZM262 28H263V26H262ZM63 29V28H62ZM72 29V28H71ZM75 29H76V27H75ZM74 29V31H77V30H75ZM128 29V28H127ZM127 29H125V30H127ZM151 29V28H150ZM180 29H182V28H180ZM198 30H199V28H197ZM205 29H206V27H205ZM224 29V30H225ZM22 31V34L25 32V31H23V29H21ZM27 30V29H26ZM37 30H39V29H37ZM36 30V31H37ZM43 29H41V32H40V34L44 31H42ZM142 30H143V28H142ZM145 30V29H144ZM189 30H191V28L189 29ZM202 30V29H201ZM201 30L199 31V32H201ZM204 30V29H203ZM222 30V29H221ZM246 30V29H245ZM261 30V29H260ZM14 31V30H13ZM16 31H17V29H16ZM46 31H48V30H46ZM51 31H53L52 29H51ZM63 31V30H62ZM61 31V32H62ZM88 31H90V29L88 30ZM117 31V30H116ZM119 31H120V29H119ZM128 31H129V29H128ZM132 31L138 36V38H140L139 40L141 41H144V35L145 34H147V33H145L146 31H140V29H138V28H132ZM197 32V30H194L193 31V33L194 32ZM204 31H206V33L209 31L210 32V30L208 29H206V30H204ZM223 31V30H222ZM227 31H230V30H228L227 29ZM258 31H259V28H258ZM19 32V31H18ZM26 32V33H27ZM38 32V31H37ZM66 32H67V30H66ZM84 32V31H83ZM123 32V31H122ZM153 32V31H152ZM180 32V31H179ZM182 32H184V31H182ZM191 32H192V30H191ZM203 32V31H202ZM224 32H226V31H224ZM231 33H233L232 31H230ZM33 33H36V32H33ZM44 33V32H43ZM62 33H64V32H62ZM72 33V32H71ZM87 33H89V32H87ZM145 33V34H144ZM161 33H162V31H161ZM166 33V32H165ZM172 33V32H171ZM181 33V32H180ZM185 33H186V31H185ZM205 33V34H206ZM230 33V34H231ZM29 34V33H28ZM45 34V33H44ZM43 34V35H44ZM75 34H77V33H75ZM154 34V33H153ZM153 34H152V36H153ZM163 34V33H162ZM175 34V33H174ZM183 33H181L180 35H182ZM204 33H203V35H205ZM210 34H211V32H210ZM228 34V33H227ZM227 34L225 35V37H227ZM235 34V33H234ZM233 34V35H234ZM34 35V34H33ZM38 35V34H37ZM45 35H48V32H46V34ZM74 35V34H73ZM81 35H82V32H81ZM81 35H77L78 37L79 36H81ZM83 35H86V34H84L83 33ZM111 35V34H110ZM130 35H131V33H130ZM129 35V36H130ZM159 35V34H158ZM166 35V34H165ZM176 35V34H175ZM202 35V34H201ZM202 35V36H203ZM207 35L208 34H206V37H207ZM211 35H213V34H211ZM211 35L210 36H208L209 38L211 37ZM216 35H217V33H216ZM215 35V36H216ZM232 35V34H231ZM257 35H258V33H257ZM256 35V36H257ZM35 36V35H34ZM50 36V35H49ZM56 36V34L54 35V37ZM64 36V35H63ZM76 36V35H75ZM88 36V35H87ZM146 36V35H145ZM162 36V35H161ZM182 36H184V34L182 35ZM218 36V35H217ZM222 36V35H221ZM41 36H39V37H37V38H39V39H41L42 40V38H43V36L40 38ZM53 37V38H54ZM103 37H105L104 35H103ZM167 37V36H166ZM191 37H193V36H191ZM190 37V38H191ZM201 37V36H200ZM205 37V36H204ZM213 37H214V35H213ZM219 37V36H218ZM263 37V36H262ZM52 38V39H53ZM57 38V37H56ZM80 38V37H79ZM109 38V37H108ZM124 38H126V37H124ZM148 38V37H147ZM164 38H165V36H164ZM187 38H189L188 36H187ZM194 38V37H193ZM191 39V41L192 40H195V39ZM212 38V37H211ZM210 38V39H211ZM215 38V37H214ZM238 38H239V36H238ZM258 38V37H257ZM260 38H261V35H260ZM0 39H1V37H0ZM4 38H2L1 40H3ZM7 39V38H6ZM6 39H4V40H6ZM36 39V38H35ZM69 39H72V38H69ZM74 39H75V41L76 40H78V39H76V37H74ZM85 39V38H84ZM83 39V40H84ZM105 39L106 38H104L103 40L105 41ZM150 39V38H149ZM180 39H182V38H179L178 40H180ZM201 38H198V40H196V42L197 41H199ZM204 39L205 38H203V40L202 41H204ZM216 39V38H215ZM234 39V38H233ZM249 39V38H248ZM263 39V38H262ZM8 40V39H7ZM56 40V39H55ZM64 40V39H63ZM62 40V41H63ZM126 40V39H125ZM124 40V41H125ZM174 40V39H173ZM185 40V39H184ZM183 39H182V41H184ZM189 40V39H188ZM206 41L208 40L207 38L205 39ZM213 39H211V41H212ZM229 40V39H228ZM227 40V41H228ZM231 40V39H230ZM229 40V41H230ZM245 40H247V38H245ZM250 40V39H249ZM10 41V40H9ZM35 41H38V39L37 40H35ZM68 41V40H67ZM71 41V40H70ZM80 41V40H79ZM103 41V42H104ZM124 41H123V43H124ZM140 41H139V43H140ZM157 41V40H156ZM175 41H177V39L175 40ZM186 41V40H185ZM190 41V42H191ZM200 42V43H203V42ZM209 41V40H208ZM211 41H209V43L211 42ZM251 41V40H250ZM249 41V42H250ZM255 41H257V40H255ZM262 41H264V39L262 40ZM2 41H0V43H1ZM7 42V41H6ZM11 42V41H10ZM54 42V41H53ZM73 42V41H72ZM135 42V41H134ZM160 42V41H159ZM169 42V41H168ZM179 42V41H178ZM181 42V41H180ZM189 42V41H188ZM219 42H220V44L222 43H224L225 41H223V42H221V39H219ZM218 42V43H219ZM231 42V41H230ZM246 42V41H245ZM2 43H4V41L2 42ZM27 42H24V44H26ZM39 43V42H38ZM52 43V42H51ZM54 43H56V42H54ZM62 43V42H61ZM60 43V44H61ZM63 43H65L64 41H63ZM74 43V42H73ZM126 43V42H125ZM142 43V42H141ZM154 42H153V40H152V42L151 43H149V44H147V45H152ZM163 43V42H162ZM161 43V44H162ZM175 44H176V46L178 45V43H176V42H174ZM186 43V42H185ZM195 42L193 41V44H194ZM199 43V42H198ZM207 43V42H206ZM205 42H204V44H206ZM209 43H207V44H209ZM212 44H213V41L211 42ZM214 43H216V42H214ZM232 43H233V41H232ZM244 43V42H243ZM248 43V42H247ZM251 43H252V41H251ZM250 43V44H251ZM256 43V42H255ZM258 43H260L259 41H258ZM263 43V42H262ZM261 43V44H262ZM6 44H8V43H5V44H2V45H6ZM19 44H21L20 42H19ZM28 44V43H27ZM84 44V43H83ZM87 44V43H86ZM85 44V46H88V45H86ZM120 44V43H119ZM157 44V43H156ZM155 44V45H156ZM182 44V43H181ZM193 44H192V48L191 49H189L190 47V45L188 46V45H186L185 44V47L186 46H188L189 48V50H190V52H194V51H191L192 49H194L193 48ZM203 44V45H204ZM206 44V45H207ZM219 44V45H220ZM222 44H221V46H218V47H221L220 49H221V52H222ZM226 44H227V42H226ZM225 43L223 44V46L225 47V45H226ZM230 44V43H229ZM244 44H246V43H244ZM252 44H254V43H252ZM257 44V43H256ZM8 45H10V44H8ZM15 45V44H14ZM63 45V44H62ZM68 45V44H67ZM79 45V44H78ZM77 45V46H78ZM99 45H101V44H99ZM120 45H122V44H120ZM126 45V44H125ZM135 45V44H134ZM146 45V46H147ZM169 45V44H168ZM202 45V44H201ZM228 45V44H227ZM231 45H233V44H230V46ZM240 45V44H239ZM238 45V46H239ZM241 45H242V42H241ZM20 46V45H19ZM26 47H27V45H25ZM64 46V45H63ZM76 46V48H78ZM84 46V45H83ZM108 46V45H107ZM129 46V45H128ZM141 46V45H140ZM139 46V47H140ZM146 46H144L143 45V47L144 48H147ZM195 46H197L196 45V43H195ZM200 46V45H199ZM210 47H211V45H209ZM244 46V45H243ZM5 47V46H4ZM7 47V49L9 48L8 46H6ZM31 47V46H30ZM44 47V46H43ZM46 47H49V46H46ZM60 47V46H59ZM65 47H66V45H65ZM89 47V46H88ZM121 47H123V46H121ZM138 47V46H137ZM157 47H159V46H157ZM169 47H171V45H169ZM178 48H180L179 47V45L177 46ZM185 47H184V49H185ZM203 47V46H202ZM206 47V46H205ZM207 47H208V45H207ZM215 47H216V45H215ZM218 47H216V49L218 48ZM231 47H233V46H231ZM250 47V46H249ZM248 47V48H249ZM252 47V46H251ZM253 47H255V48H253V49H255V50H257L256 48H257V46H253ZM16 48H18V46H16ZM15 48V49H16ZM28 48V47H27ZM40 48H42V47H40ZM64 48V47H63ZM72 48H73V46H72ZM79 48H81V46H79ZM79 48H78V50L77 51H75V53L74 54H76L77 52H79ZM83 48H85V47H83ZM87 48V47H86ZM86 48L84 49L85 51H86ZM118 48V47H117ZM132 48H134L133 46H132ZM172 48V47H171ZM175 48V47H174ZM197 50H198V47H195ZM204 48V47H203ZM214 48V47H213ZM235 48V47H234ZM233 48V49H234ZM32 49V48H31ZM69 49V48H68ZM104 50H105V48H103ZM102 49V50H103ZM109 49V48H108ZM142 49V51H141V53H139V55L141 54L142 55V53L144 52L143 51V48H141ZM160 49V48H159ZM176 49V48H175ZM199 49H200V47H199ZM202 49V48H201ZM200 49V50H201ZM210 49V48H209ZM215 49V50H216ZM219 49V48H218ZM224 49V48H223ZM226 49V48H225ZM227 49H229L228 47H227ZM259 49L261 50V45L259 46ZM10 50V48L8 49V50H6V51H9ZM17 50H19V48L17 49ZM41 50V49H40ZM44 50V49H43ZM42 50V51H43ZM60 50H61V48H60ZM66 50H67V48H66ZM70 50V49H69ZM82 50V49H81ZM80 50V51H81ZM89 49L87 48V51H88ZM121 50V49H120ZM129 49H127V51H128ZM136 50V49H135ZM139 50V49H138ZM148 50H149V48H148ZM147 50V51H148ZM178 50V49H177ZM187 50V49H186ZM195 50V49H194ZM196 50V51H197ZM203 50V49H202ZM201 50V51H202ZM205 50V49H204ZM208 50V49H207ZM259 50V52H261ZM263 50V49H262ZM16 51V50H15ZM21 51V50H20ZM26 51V50H25ZM46 51V53H48V49H46V50H44V52ZM70 51H72V49L70 50ZM74 51V50H73ZM83 51V50H82ZM81 51V52H82ZM106 51V50H105ZM122 51V50H121ZM126 51V52H127ZM146 51V50H145ZM155 51V50H154ZM154 51H152V52H154ZM161 51V50H160ZM166 51V50H165ZM171 51H172V49H171ZM174 51V50H173ZM179 51V50H178ZM195 51V52H196ZM206 51V50H205ZM218 51V50H217ZM229 51V50H228ZM231 51H232V49H231ZM231 51L229 52V53H231ZM248 51V50H247ZM5 52V51H4ZM4 52H2L1 51V54L2 53H4ZM9 52H11V50L9 51ZM68 52V51H67ZM97 51L95 50V53H96ZM136 52V51H135ZM134 52V53H135ZM139 52V51H138ZM156 52V51H155ZM159 52V51H158ZM180 52H182V51H179V53ZM184 52V51H183ZM188 52V54H189V51H187ZM214 52H216V51H214ZM233 52V51H232ZM236 52V51H235ZM259 52H257V53H259ZM12 53V52H11ZM15 53H18V52H15ZM20 53V52H19ZM30 53V52H29ZM50 53V52H49ZM48 53V54H49ZM87 53V52H86ZM107 53H108V51H107ZM151 53V52H150ZM164 53V52H163ZM162 53V54H163ZM174 53V52H173ZM178 53V54H179ZM186 53V52H185ZM184 53V54H185ZM196 53H200V51H197ZM195 53V54H196ZM204 53H206V52H204ZM207 53H208V51H207ZM207 53L206 54H204V55H206V57L208 56L207 55ZM224 52H222V54H223ZM238 53V52H237ZM249 53H251L250 51H249ZM255 53H256V51H255ZM6 54V53H5ZM69 54V53H68ZM82 54H85L84 53V51H83V53ZM93 54H94V51H93ZM97 54V56L100 54V52H98V53H96ZM109 54V53H108ZM113 54V53H112ZM111 54V55H112ZM121 54V53H120ZM132 54H133V52H132ZM147 54V53H146ZM155 54V57H156V55L158 56V54H156V53H153V55ZM162 54L161 55H159V58L158 59H163V58H160V56H162ZM176 55H177V53H175ZM183 54V55H184ZM200 54H202V53H200ZM226 54V53H225ZM263 54H264V52H263ZM11 55V54H10ZM10 55L8 56L9 58H10ZM14 55V54H13ZM13 55H11V59L13 58L12 56ZM114 55V54H113ZM112 55V56H113ZM128 55H130V54H128ZM137 55V54H136ZM141 55L139 56V58L141 57ZM182 55V56H183ZM187 55V54H186ZM190 55V54H189ZM188 55V56H189ZM193 55V54H192ZM198 55V54H197ZM196 55V56H197ZM216 55H218V53L216 54ZM215 55V59L217 58V56ZM224 55V54H223ZM234 55V54H233ZM230 55L229 54V56H228V60L227 59H225V60H227L228 61V63H229V61L230 60H232V59H230L229 60V57L231 56V58H238V57H241V56H238V57H234V56H236V55ZM239 55V54H238ZM240 55H242V53L240 54ZM244 55H245V52H244ZM249 55V54H248ZM246 56V59L249 57V56ZM262 55V54H261ZM1 56V55H0ZM6 55H4V57H5ZM6 56V57H7ZM16 56V55H15ZM24 56V55H23ZM46 56H49V55H46ZM52 56V55H51ZM82 56H84V55H82ZM81 56V57H82ZM85 56H87V54H85ZM92 56V55H91ZM90 56V57H91ZM135 56V55H134ZM150 56H152L151 54H150ZM188 56H186V58H188ZM194 56V55H193ZM200 56V55H199ZM212 56V55H211ZM219 56V55H218ZM226 56H227V54H226ZM225 55L223 56V57H226ZM233 56V57H232ZM244 56V57H245ZM256 56H257V54H256ZM255 56V57H256ZM263 56V55H262ZM261 56V57H262ZM2 57V56H1ZM0 57V58H1ZM7 57V58H8ZM16 57H18V56H16ZM20 57H22V56H20ZM100 57V60H101V56H99ZM98 57V58H99ZM145 57H146V55H145ZM171 58V60H173L172 59V57L173 56H170ZM174 57H175V55H174ZM177 57L179 58V56L177 55ZM176 57V58H177ZM180 57H181V54H180ZM191 57V56H190ZM195 57V56H194ZM205 56H203V58H204ZM212 57V58H213ZM220 57V56H219ZM243 57V56H242ZM253 57H254V54H253ZM253 57H251V58H253ZM8 58V59H9ZM36 58V57H35ZM46 58H49V57H46ZM75 58H77V57H75ZM80 58V57H79ZM92 58V57H91ZM109 58V57H108ZM118 58V57H117ZM134 58H136V57H134ZM133 58V59H134ZM148 56L146 57V59L147 60H143L144 62L145 61H147V63H148ZM153 58H154V56H153ZM153 58H149L150 60H151V62H152V60H154ZM165 58H166V56H165ZM164 58V59H165ZM168 58V57H167ZM177 58V59H178ZM192 58V57H191ZM196 59H197V57H195ZM201 58H202V56H201ZM202 58V59H203ZM209 58V57H208ZM258 58V57H257ZM4 59V58H3ZM3 59H1V61H3ZM10 59V60H11ZM16 59V58H15ZM18 59H20V58H18ZM49 59H53L52 57L51 58H49ZM64 59V58H63ZM87 59V58H86ZM102 59H104V58H102ZM107 59V58H106ZM115 60H116V57L114 58ZM113 59V60H114ZM129 59H131L130 57H129ZM138 59V58H137ZM145 59V58H144ZM157 59V60H158ZM182 59V58H181ZM193 59V58H192ZM192 59H191V61H192ZM240 59V58H239ZM249 59V58H248ZM247 59V60H248ZM254 59V58H253ZM21 60V59H20ZM44 60V59H43ZM72 60H74L73 58H72ZM71 60V61H72ZM132 60V59H131ZM135 60V59H134ZM134 60H132L133 62H134ZM167 60V59H166ZM165 60V61H166ZM168 60H169V58H168ZM195 60V59H194ZM207 60H209V59H207ZM217 60H218V58L216 59V60H213V62H214V64L215 65H217L216 64V62H217ZM220 60H221V58H220ZM220 60H218V61H220ZM19 61V60H18ZM23 61V60H22ZM48 61H50V60H48ZM64 61V60H63ZM84 61H85V59H84ZM91 61H93V59L91 60ZM90 61V63H92ZM97 61H99V59H97ZM109 61V60H108ZM142 61V60H141ZM154 61H156V60H154ZM170 61V60H169ZM178 62L180 61V59H178L177 60ZM176 61V59H175V63L177 62ZM188 61V60H187ZM190 61V60H189ZM204 61V60H203ZM216 61V62H215ZM226 61V62H227ZM235 61H236V59H235ZM234 61V62H235ZM241 61V60H240ZM252 61V64H253V61L254 60H251ZM4 62V61H3ZM5 62H6V60H5ZM0 63V64H4L2 67H4L5 66V64H7V63ZM7 62H9V61H7ZM21 62V61H20ZM19 62V63H20ZM24 62V61H23ZM73 62V61H72ZM94 62H96V60L94 61ZM111 62H112V59H111ZM117 62H118V60H117ZM132 62V63H133ZM144 62H142V63H144ZM172 62V61H171ZM173 62H174V60H173ZM184 63H185V61H183ZM195 62V61H194ZM198 62V61H197ZM196 62V63H197ZM221 62H222V60H221ZM223 62H224V59H223ZM231 62V61H230ZM236 62H238V61H236ZM242 62V61H241ZM244 62H246V60L244 61ZM244 62L242 63V64H244ZM255 62L256 61H254V64H255ZM257 62H259L258 60H257ZM257 62H256V64H257ZM25 63V62H24ZM30 63V62H29ZM81 63H83V62H81ZM85 63V62H84ZM87 63V62H86ZM150 63V62H149ZM163 62H161V64H162ZM170 63V62H169ZM208 63V62H207ZM220 63V62H219ZM219 63H218V65H219ZM233 63V62H232ZM9 64H10V62H9ZM49 64V63H48ZM48 64H46V65H48ZM79 64V63H78ZM88 64V63H87ZM93 64V63H92ZM98 64V63H97ZM99 64H103V62L102 63H99ZM113 64H114V62H113ZM121 64V63H120ZM119 64V65H120ZM145 64V63H144ZM154 64V63H153ZM166 64V63H165ZM181 64V63H180ZM193 64H195V63H192V65ZM201 64V63H200ZM206 64V63H205ZM213 64V63H212ZM225 64V63H224ZM230 64V63H229ZM238 64V63H237ZM246 64V63H245ZM245 64H244V66H245ZM248 64V63H247ZM263 64V63H262ZM261 64V65H262ZM10 65H12V64H10ZM62 65V64H61ZM70 65H72V64H70ZM75 65V64H74ZM101 65L99 66V68H101ZM121 65H123V64H121ZM125 65H126V63H125ZM140 65H143V64H140ZM139 65V66H140ZM151 65H152V63H151ZM155 65H156V62H155ZM167 66L169 65V64H166ZM175 65V64H174ZM196 65V64H195ZM209 65V64H208ZM207 65V66H208ZM231 65V64H230ZM235 66H237L236 64H234ZM264 65V64H263ZM7 66V65H6ZM5 66V67H6ZM51 66V65H50ZM77 66H79V65H77ZM103 66V65H102ZM144 66V65H143ZM145 66H146V64H145ZM154 66V65H153ZM157 66V65H156ZM155 66V68H159V67H156ZM162 66H163V64H162ZM161 66V67H162ZM176 66H179L178 65V63H176ZM183 66V65H182ZM198 66V65H197ZM223 66V65H222ZM221 66V67H222ZM232 66V65H231ZM243 66V67H244ZM249 66H250V64H249ZM9 67V66H8ZM12 67V66H11ZM26 66H24L23 67V65H22V68L24 69V71L26 72V69L28 70V67H26ZM34 67H35V65H34ZM59 67V66H58ZM61 67V66H60ZM81 67V66H80ZM87 67V66H86ZM88 67H90L89 66V64H88ZM105 67H108L107 65H105ZM124 67V66H123ZM122 67V68H123ZM172 67H173V65H172ZM180 67V66H179ZM185 67V66H184ZM183 67V68H184ZM195 67V66H194ZM193 67V68H194ZM0 68H1V65H0ZM16 68V67H15ZM21 68V67H20ZM51 68H52V66H51ZM76 68V67H75ZM79 68V67H78ZM91 68H93V66L91 67ZM119 68H120V66H119ZM128 68V70H127V72H125V77H127V82H128V84H130V86H131V88L130 89H132V85H133V83L136 85V90L138 89V91H139V93L138 94H140V96L141 97H143V98H145V99H147L148 100V98L147 97H145L146 96V92L143 90V88H142V83H144V82H142L141 83V81L138 79V78H136V79H134V77H133V71L137 68H135L134 66H130V67H127ZM139 68H141V66L139 67ZM147 68V67H146ZM151 68H152V66H151ZM175 68V67H174ZM177 68V67H176ZM182 68V69H183ZM192 68V67H191ZM207 68H209V67H207ZM210 68H212V67H210ZM219 68V67H218ZM218 68H216V69H218ZM231 68V67H230ZM230 68H229V70H230ZM237 68V67H236ZM235 68V69H236ZM242 68V67H241ZM245 68V67H244ZM248 68V67H247ZM5 69H7V68H5ZM12 69H13V67H12ZM52 69H54V66H53V68ZM62 69V68H61ZM61 69H59V70H61ZM94 69V68H93ZM92 69V70H93ZM145 69V68H144ZM165 67H164V71H165ZM188 69V68H187ZM190 69V68H189ZM215 69V70H216ZM220 69V68H219ZM250 68H248V70H249ZM253 70L255 69V67H253L252 68ZM251 69V70H252ZM1 70V69H0ZM8 70H10V69H8ZM19 70V69H18ZM38 70V69H37ZM100 70H102V68L100 69ZM104 68H103V72H104ZM111 69H109V71H110ZM119 70V69H118ZM146 70V69H145ZM155 70H157V72H158V74H159V70L158 69H155ZM161 70V69H160ZM176 70V69H175ZM178 70H179V68H178ZM195 70H197L198 71V67H197V69H195ZM194 70V71H195ZM210 70V69H209ZM213 70V69H212ZM212 70H211V72H212ZM214 70V71H215ZM227 69H225V72H227L226 71ZM232 70H233V68H232ZM258 70V69H257ZM1 71H3V68H2V70ZM0 71V72H1ZM6 71V70H5ZM23 71V72H24ZM51 71V70H50ZM49 71V72H50ZM55 71V70H54ZM63 71V70H62ZM62 71H61V73L60 74H62ZM65 71V70H64ZM73 71H74V68H73ZM73 71H72V68H71V72H72V74H73ZM75 71H77V70H75ZM96 71V70H95ZM109 71H107V72H109ZM112 71H113V69H112ZM140 71H141V69H140ZM181 71V70H180ZM179 71V72H180ZM217 71V70H216ZM245 72L247 71L246 69L244 70ZM263 71V70H262ZM10 72H12V70L10 71ZM19 73H21L22 71H18ZM24 72V73H25ZM29 72L31 73V71L29 70ZM53 72V71H52ZM93 73H95L94 71H92ZM102 72V71H101ZM121 72V71H120ZM142 72H143V70H142ZM142 72H140V73H142ZM172 72H173V69H172ZM175 72H177V71H175ZM188 71H186V73H187ZM200 73L199 74H201V76H202V73H201V71H199ZM210 72V73H211ZM240 72V71H239ZM249 72V71H248ZM261 72V71H260ZM3 73V72H2ZM5 73V72H4ZM13 73H16V71H13ZM39 73V72H38ZM37 73V74H38ZM53 73H56V71L55 72H53ZM77 73V72H76ZM118 73V72H117ZM149 73H151L152 74V72H149ZM154 73V72H153ZM161 73V72H160ZM165 73H167V72H165ZM174 73V72H173ZM182 73V72H181ZM185 73V72H184ZM230 74H231V71L229 72ZM228 73V74H229ZM243 73V72H242ZM250 73V72H249ZM248 73V74H249ZM254 73V72H253ZM6 74V77H7V74H10L9 72H7V73H5ZM4 74V75H5ZM22 74V76H23V73H21ZM44 74V73H43ZM50 74V73H49ZM58 75V77L59 76H61V75ZM68 74H70V73H68ZM100 74V73H99ZM122 74V73H121ZM168 74V73H167ZM176 74H178V73H176ZM176 74H172V75H176ZM187 74H189V73H187ZM197 74V73H196ZM199 74H197V75H199ZM236 74V73H235ZM234 74V75H235ZM238 74V73H237ZM246 74V73H245ZM248 74H247V76H248ZM2 76H3V74H1ZM0 75V78H2V76ZM40 75V74H39ZM39 75H37V76H39ZM54 75V74H53ZM73 75H75V74H73ZM103 75V74H102ZM106 75H107V73H106ZM105 75V76H106ZM110 75V74H109ZM112 76H114V75H116V74H111ZM118 75V74H117ZM116 75V76H117ZM142 75H143V73H142ZM145 75V74H144ZM154 75V74H153ZM161 75H163V74H161ZM171 75V76H172ZM240 75V74H239ZM242 75V74H241ZM254 75H255V73H254ZM254 75H253V77H254ZM260 75V74H259ZM10 76H13L12 75V73H11V75ZM14 76H15V74H14ZM18 76H20V75H18ZM36 76V77H37ZM41 76V75H40ZM46 76V75H45ZM63 76V75H62ZM62 76H61V78H62ZM69 76H71V78L72 77H75V76H72V75H69ZM69 76L67 77L68 78V80H69ZM77 77H78V75H76ZM85 76V75H84ZM90 76V75H89ZM93 76V75H92ZM116 76H114V77H116ZM119 76V75H118ZM121 76H123V74L121 75ZM141 76V75H140ZM152 76V75H151ZM156 76V75H155ZM155 76H153L154 78H155ZM160 76V75H159ZM158 76V77H159ZM168 76V75H167ZM170 76V75H169ZM179 76V75H178ZM192 76V75H191ZM196 76V75H195ZM200 76V75H199ZM198 76V77H199ZM227 77H228V75H226ZM236 76V75H235ZM262 76V75H261ZM260 76V77H261ZM25 77V76H24ZM27 77V76H26ZM52 77V76H51ZM94 77V79L93 80H95V76H93ZM93 77H91V78H93ZM100 77H101V75H100ZM99 77V75H98V78H100ZM103 78H104V75L102 76ZM113 77V78H114ZM157 77V76H156ZM180 77V76H179ZM182 77H183V73H182ZM197 77V78H198ZM264 77V76H263ZM10 78V77H9ZM15 79H16V77H14ZM19 78V77H18ZM22 78V77H21ZM32 78V77H31ZM40 78V77H39ZM41 78L43 79V75L41 76ZM76 78V77H75ZM98 78L96 79V82L99 84L100 82L98 81ZM108 78V77H107ZM110 78H112V77H110ZM122 78V77H121ZM142 78V77H141ZM159 78H161V77H159ZM159 78H157V79H159ZM172 78H174V77H172ZM176 78V77H175ZM196 78V79H197ZM201 78V77H200ZM199 78V79H200ZM221 78V77H220ZM236 78V77H235ZM234 78V79H235ZM243 78V77H242ZM242 78H240V79H242ZM256 78H257V76H256ZM262 78V77H261ZM6 79L7 78H5V81H6ZM14 79V80H15ZM25 80H27L26 78H24ZM28 79H30V78H28ZM73 79V78H72ZM77 79V78H76ZM106 79V78H105ZM105 79H103V83L105 82L104 80ZM117 79V78H116ZM115 79V80H116ZM120 79V78H119ZM143 79V81L145 80V78H142ZM153 79V78H152ZM193 79V78H192ZM222 79H223V77L221 78V81H222ZM231 79V78H230ZM247 79H249L248 77H247ZM260 79V78H259ZM11 80V79H10ZM14 80H12V81H14ZM31 80V79H30ZM62 80L64 81V79L62 78ZM65 80H66V78H65ZM90 80V79H89ZM107 80V79H106ZM110 82H112V81H114V80H111V79H108ZM121 80V79H120ZM119 80V84H121V81ZM147 80V79H146ZM173 80V79H172ZM189 80V79H188ZM194 81H195V79H193ZM201 80V79H200ZM213 80V79H212ZM238 80L239 79H237V82H238ZM258 80V79H257ZM254 81V79H253V81H254V83H255V85L257 84L258 86H259V84H260V82L259 81ZM3 82H4V80H2ZM1 81V82H2ZM9 81V80H8ZM28 81V80H27ZM44 81V80H43ZM45 81H48V80H45ZM109 81H108V83H109ZM147 81H149V80H147ZM159 81H160V79H159ZM164 81V80H163ZM174 81H176L175 79H174ZM183 80L181 79V82H182ZM203 81V80H202ZM241 81V80H240ZM245 82H246V80H244ZM251 81V80H250ZM262 81V80H261ZM1 82H0V84H1ZM2 82V83H3ZM49 82V81H48ZM88 82V81H87ZM86 82V80H85V83H87ZM95 81H94V83H96ZM101 82V83H102ZM146 82V81H145ZM150 82V81H149ZM173 81H171V83H172ZM181 82L179 83L180 84V86H182L181 85ZM186 82H187V80H186ZM197 82H199V81H197ZM197 82H195V83H197ZM206 82V81H205ZM204 82V83H205ZM212 82H214V81H212ZM211 82V83H212ZM217 82H219V81H217ZM216 82V83H217ZM259 84H258V83ZM96 83V84H97ZM101 83H100V86H102L101 85ZM107 83V84H108ZM115 83V82H114ZM114 83H113V86H114ZM166 83V82H165ZM170 83V84H171ZM177 83V82H176ZM175 83V84H176ZM191 83H193V82H190V84ZM200 83V82H199ZM225 83V82H224ZM223 83V84H224ZM228 83V82H227ZM226 83V84H227ZM250 83V82H249ZM264 83V82H263ZM50 84V83H49ZM78 84V83H77ZM80 84V83H79ZM97 84V85H98ZM110 84H112V83H110ZM110 84H108V85H110ZM116 84V83H115ZM118 84V83H117ZM132 84V85H131ZM170 84H168L167 86H169ZM179 84H177L178 86H179ZM183 84V83H182ZM187 84V83H186ZM200 84H202V83H200ZM214 84H215V82H214ZM214 84H213V86H214ZM219 84V83H218ZM217 84V85H218ZM235 84H238V83H235ZM6 85V84H5ZM7 85H8V82H7ZM51 85V84H50ZM83 85H86V84H83ZM97 85H95V87L97 86ZM126 85V84H125ZM147 85V84H146ZM148 85H149V83H148ZM147 85V86H148ZM159 85H160V82H159ZM165 85V84H164ZM172 85V87H173V84H171ZM195 86H196V84H194ZM203 85V84H202ZM225 85V84H224ZM240 85H244V84H242V83H240ZM239 85V86H240ZM254 85V84H253ZM52 86H54V85H52ZM81 86H82V84H81ZM88 86V85H87ZM113 86L111 87V85H110V87L111 88H113ZM161 86V85H160ZM167 86H165V87H167ZM184 86H187V85H184L183 84V90L185 89L184 88ZM233 86L235 87V85L233 84ZM232 86V88H234ZM238 86V85H237ZM2 87V86H1ZM8 87V86H7ZM9 87H10V85H9ZM79 87H80V85H79ZM79 87H78V89H79ZM107 87V86H106ZM110 87H107V88H110ZM123 87V86H122ZM152 87V86H151ZM188 87V86H187ZM225 87V86H224ZM223 86H222V88H224ZM231 87V86H230ZM261 86H259V88H260ZM51 88V87H50ZM77 88V87H76ZM86 88H88V87H86ZM110 88V89H111ZM154 88V87H153ZM175 88H176V86H175ZM189 88V87H188ZM195 88V87H194ZM225 88H227V87H225ZM236 88V87H235ZM247 88V87H246ZM250 88H251V86H250ZM258 87H257V89H259ZM14 89V88H13ZM99 89V87L97 88V90ZM114 89H116V86H115V88ZM149 89H150V85H149ZM148 89V90H149ZM158 89H159V86H158ZM164 89V88H163ZM162 88H161V90H163ZM168 89H169V87H168ZM174 89V88H173ZM173 89H172V91H173ZM181 89V88H180ZM229 89V88H228ZM253 88H251V89H249V90H252ZM263 88H260L259 89V91L261 92V90H262ZM4 90V89H3ZM12 90V89H11ZM50 90H53V89H50ZM82 90V89H81ZM84 90H86L85 88H84ZM82 91V92H84L85 93V91ZM90 90H91V88H90ZM90 90H87V91H90ZM100 90H102L101 88H100ZM148 90H146V91H148ZM153 90H157V87H155ZM160 90V91H161ZM169 90H171V88L169 89ZM216 90V89H215ZM236 91L237 90V88L236 89H232V91ZM255 90V89H254ZM14 91V90H13ZM38 91V90H37ZM86 91V94L88 93ZM171 91V92H172ZM174 91H177V90H175L174 89ZM173 91V92H174ZM179 91V90H178ZM182 91V90H181ZM207 91L208 92H211V91H209L208 89H207ZM214 91V90H213ZM232 91H230V89H229V92H232ZM248 91V90H247ZM253 91V90H252ZM258 91V92H259ZM263 91V90H262ZM34 92H35V90H34ZM54 92H55V90H54ZM102 92V91H101ZM105 92H106V90H105ZM108 92V91H107ZM113 92H114V90H113ZM117 92V91H116ZM122 92V91H121ZM152 92V91H151ZM150 92V93H151ZM155 92V91H154ZM157 92H159V90L157 91ZM157 92H156V94H157ZM167 91H165V93H166ZM189 92V91H188ZM226 92V95L228 94L227 93V91H225ZM237 92V91H236ZM236 92H234V94L236 93ZM37 93V92H36ZM51 93V92H50ZM74 93H76L75 92V90H74ZM93 93H94V91H93ZM112 93V92H111ZM118 93V92H117ZM125 92L123 91V94H124ZM160 93V92H159ZM197 93V92H196ZM200 93V92H199ZM220 94L222 93V92H219ZM241 93H247V92H243V90L241 91ZM262 93V92H261ZM264 93V92H263ZM34 94V93H33ZM57 94V93H56ZM73 94V93H72ZM95 94H97V93H95ZM110 96H112L110 93H108ZM114 94V93H113ZM116 94V93H115ZM161 94H163V93H161ZM171 94H173V93H171ZM171 94H169V95H171ZM177 94V93H176ZM176 94H175V97H176ZM181 94H182V92H181ZM208 94V93H207ZM206 94V95H207ZM215 93L213 92V95H214ZM218 94V93H217ZM220 94H219V96H217V98H215V100H216V102H222V101H224V99H225V101H226V99L228 100V101H231V102H228V103H231L232 104V101L234 102L233 104H235V102L237 101L236 99H235V97H232V94L230 95H223V96H220ZM250 94V93H249ZM251 94H253V93H251ZM256 94V93H255ZM260 94V93H259ZM120 95V94H119ZM118 95V96H119ZM121 95H122V93H121ZM126 95V94H125ZM124 95V96H125ZM135 95H136V93H135ZM167 95H168V93H167ZM169 95H168V97H169ZM174 95V94H173ZM178 95L179 96H177V97H179V98H181V96L183 95H180V92L178 93ZM188 95V93H186V96ZM189 95H191L190 93H189ZM194 95H196L195 93H194ZM247 95V94H246ZM260 95H262V94H260ZM46 96V95H45ZM88 96H90L89 94H88ZM91 96H92V94H91ZM160 96V95H159ZM183 96H185V95H183ZM197 96V95H196ZM208 96H210V95H208ZM235 96H236V94H235ZM244 96V95H243ZM249 96H253V98H255L254 97V95H249ZM255 96H258V94L257 95H255ZM27 97V96H26ZM44 97V96H43ZM50 97V96H49ZM109 97V96H108ZM120 97V96H119ZM131 97V96H130ZM167 97V98H168ZM175 97H173V98H175ZM189 97H191V96H189ZM188 97V98H189ZM211 97H213L214 98V96H210V98ZM263 98H264V95L262 96ZM13 98V97H12ZM90 98V97H89ZM91 98H93V97H91ZM115 98V97H114ZM118 98V97H117ZM117 98H115V99H117ZM126 98H127V96H126ZM140 98V97H139ZM157 98H159V97H157ZM161 98V97H160ZM194 98V97H193ZM192 98V100L193 101H191L190 100V98H189V102H194V99ZM238 98V97H237ZM260 98V97H259ZM94 99V98H93ZM121 99V98H120ZM120 99H118L119 100V102H120ZM133 99H134V97H133ZM137 99V98H136ZM136 99H134V100H136ZM170 99V98H169ZM177 99V98H176ZM176 99H175V102H176ZM182 99V98H181ZM181 99H180V101H181ZM186 99H187V97H186ZM196 99V98H195ZM199 99V98H198ZM198 99H196V100H198ZM249 99V98H248ZM256 99V98H255ZM60 100V99H59ZM92 100V99H91ZM110 100V99H109ZM108 100V101H109ZM117 100V101H118ZM122 100H123V98H122ZM147 100H145V101H147ZM154 100V99H153ZM161 101H160V103L162 102L163 104H165V102H167V101H165V97H163V98H161L160 99ZM168 100V99H167ZM173 101H174V99H172ZM202 100V99H201ZM200 100V101H201ZM211 100V99H210ZM236 100V101H235ZM245 100H246V97H245ZM250 100H251V97H250ZM262 100H264V99H262ZM33 101V100H32ZM62 101V100H61ZM60 101V102H61ZM112 101V100H111ZM124 101V100H123ZM126 101V100H125ZM139 101V100H138ZM152 101V100H151ZM150 101V102H151ZM155 101V100H154ZM159 101V100H158ZM171 101V100H170ZM169 101V102H170ZM179 101V100H178ZM185 101V100H184ZM240 101H243V100H239L238 102H240ZM256 101V100H255ZM44 102H45V100H44ZM79 102V101H78ZM95 101H93V103H94ZM99 102V101H98ZM102 102H104V101H102ZM130 102V101H129ZM137 102V101H136ZM142 102V100H140V102L139 103H141ZM148 102V101H147ZM156 102V104H157V101H155ZM168 102V103H169ZM187 102V101H186ZM188 102V105L190 104ZM197 102V101H196ZM195 102V103H196ZM211 102V101H210ZM209 102V103H210ZM251 102H252V100H251ZM260 102V101H259ZM258 102V103H259ZM8 103V102H7ZM6 103V104H7ZM12 103H14V102H12ZM72 103V102H71ZM71 103H69V104H71ZM90 103V102H89ZM91 103H92V101H91ZM118 103V102H117ZM132 103V102H131ZM138 102H137V104L135 103L134 105H138L139 104ZM159 103V102H158ZM170 103H173V102H170ZM179 103V102H178ZM177 103V104H178ZM183 104L185 103V102H182ZM191 103V104H192ZM197 103H199V101L197 102ZM197 103H196V105H197ZM212 103V102H211ZM210 103V104H211ZM227 103V104H228ZM242 103V102H241ZM241 103H240V105H238V106H240L241 107ZM2 104H4V103H2ZM6 104H4V106L6 105ZM50 104V103H49ZM68 104V105H69ZM97 104V102L95 103V105ZM106 104V103H105ZM108 104H110V103H108L107 102V105ZM118 104H120V103H118ZM121 104H122V101H121ZM174 104V103H173ZM187 104V103H186ZM200 104H201V102H200ZM203 104V103H202ZM204 104H206V103H204ZM213 105H215V103L213 102L212 103ZM212 104L210 105V106H212ZM224 104V103H223ZM251 104V103H250ZM257 104V102L256 103H254L253 104V108H254V105H256ZM261 104H263L262 102H261ZM134 105H132L131 104V106H128V107H134ZM147 105V104H146ZM158 105V104H157ZM165 105H167V104H165ZM172 105V104H171ZM175 105V104H174ZM192 105H194V104H192ZM196 105H194V108H196L197 106ZM225 105H226V103H225ZM225 105H224V107H225ZM247 105V104H246ZM264 105V104H263ZM8 106V105H7ZM51 106H53V105H51ZM93 106V105H92ZM91 105L89 106V108H88V111L87 112H89V109H93L94 108V106H93V108H90V107H92ZM109 106V105H108ZM111 107H112V104L110 105ZM121 106V105H120ZM160 106H162V105H160ZM159 106V107H160ZM184 106L185 105H183V108L182 109H184ZM196 106V107H195ZM202 106V105H201ZM238 106H236L235 108H237ZM261 105H260V103H259V106L258 107H260ZM6 107V106H5ZM4 107V108H5ZM28 107V106H27ZM101 107H102V105H101ZM115 107V106H114ZM113 107V108H114ZM125 107H126V105H125ZM138 107L141 109V106H139L138 105ZM138 107H135V108H138ZM158 106H156V108H157ZM158 107V108H159ZM186 108H188L187 106H185ZM190 107V106H189ZM207 107V109L209 108V106H206ZM239 107V108H240ZM250 107V106H249ZM256 107H257V105H256ZM257 107V108H258ZM262 107V106H261ZM260 107V108H261ZM264 107V106H263ZM7 108V107H6ZM69 108V107H68ZM72 108V107H71ZM103 109H104V106L102 107ZM109 108V107H108ZM108 108H106V105H105V109H107V110H109ZM117 108H118V106H117ZM120 108V107H119ZM124 108V107H123ZM122 108V109H123ZM161 108V107H160ZM166 108V107H165ZM178 108H179V105H178ZM177 108V109H178ZM181 108H179L177 111L179 112V111H181L180 109ZM185 108V109H186ZM198 108V107H197ZM202 108V107H201ZM203 108H205V107H203ZM202 108V109H203ZM252 107H251V109H253ZM81 109V108H80ZM121 109V110H122ZM155 109V108H154ZM184 109V110H185ZM210 109V108H209ZM225 109V108H224ZM238 109V108H237ZM249 109V108H248ZM10 110H12V109H10ZM27 110V109H26ZM52 110H53V108H52ZM59 110V109H58ZM94 110H96V109H94ZM106 110V111H107ZM112 110V109H111ZM118 110H120V109H118ZM118 110H117V112H118ZM127 110H128V108H127ZM131 110V109H130ZM147 110V109H146ZM160 109H157V111H159ZM168 110H169V108H168ZM190 110H192V112L190 113V115L194 112L193 111V109H191V107H190ZM190 110H188V112L190 111ZM230 110H232V109H230ZM234 110H235V112H236V109H233L232 111L233 112H228V113H230V115L232 114V113H234ZM243 110H245V108H243ZM260 110H264V108L262 109H260ZM67 111V110H66ZM68 111H69V109H68ZM67 111V112H68ZM72 111V110H71ZM70 111V112H71ZM99 111H100V109H99ZM115 111V110H114ZM134 111V110H133ZM136 111H138V110H136ZM161 111H162V109H161ZM160 111V112H161ZM165 111H166V109H165ZM170 111V110H169ZM172 111H173V109H172ZM176 111V110H175ZM197 111V110H196ZM196 111H195V115H196ZM201 111H203V110H201ZM217 111H218V109H213V110H210L209 112H207V113H205L204 111V113L202 112V113H198L196 116L198 117V118H196L195 117V119H198V127H201V130H202V128L204 127V124L205 123H212L211 125L213 126V129L215 130V132H219L220 133V129L224 126V122H226L225 121V119L223 120V118H222V116H218V114H217ZM228 111V110H227ZM240 111V110H239ZM249 111H250V109H249ZM252 111V110H251ZM256 111V110H255ZM257 111H259V110H257ZM53 112V111H52ZM90 112H92V111H90ZM98 112V111H97ZM112 112V111H111ZM125 112H127L126 110H125ZM130 112V111H129ZM129 112H127V113H129ZM151 113L153 112L154 114H156L154 111H150ZM163 112V114H166V112H168V111H166V112H164V110L162 111ZM174 112V111H173ZM183 111H181V113H182ZM187 113V111H184V113ZM243 113H246V111L244 112V111H242ZM254 112V111H253ZM260 112V111H259ZM259 112H257V113H259ZM57 113V112H56ZM93 113V112H92ZM91 113V114H92ZM95 113V112H94ZM123 113V112H122ZM152 113V114H153ZM169 113V112H168ZM176 113V112H175ZM221 113V112H220ZM227 113V112H226ZM228 113H227V115H228ZM236 113H238L239 114V112H238V110H237V112ZM241 113V112H240ZM256 113V112H255ZM6 114H7V112H6ZM59 114V113H58ZM73 114V113H72ZM91 114H89V116H91L92 117V115ZM96 114H98V113H96ZM113 114H115V113H113ZM112 113L110 114V116L111 115H113ZM145 114V113H144ZM149 114V113H148ZM153 114V115H154ZM162 114V115H163ZM171 114V113H170ZM173 114V113H172ZM183 114V113H182ZM188 114V113H187ZM222 114V113H221ZM223 114H224V112H223ZM251 114H252V112H251ZM260 114H263V113H260ZM260 114H259V116H260ZM95 115V114H94ZM103 115V114H102ZM140 115V114H139ZM146 115V114H145ZM175 115V114H174ZM234 115H235V113H234ZM245 115H248L249 116V113L248 114H245ZM55 116H56V114L54 115V118H55ZM88 116V117H89ZM99 116V115H98ZM97 116V117H98ZM103 116H106V115H103ZM119 116H121L120 115V113H119ZM192 117H194V114H192L191 115ZM242 116V115H241ZM253 116H255L254 114H253ZM259 116H256L257 118L259 117ZM18 117H20V115L18 116ZM65 117V116H64ZM64 117H62V118H64ZM108 117H109V115H108ZM138 117H142V116H137V118ZM145 117H147V116H145ZM160 117V119H161V117L162 116H159ZM179 117V116H178ZM180 117H181V115H180ZM179 117V118H180ZM223 117H226L225 116V114H224V116ZM229 117V116H228ZM234 118H238L239 116H233ZM17 118V117H16ZM44 118H46V116L44 117ZM54 118H53V120H54ZM57 118V117H56ZM72 118V117H71ZM105 118V117H104ZM110 118V117H109ZM109 118H107V119H109ZM117 118V117H116ZM136 118V117H135ZM137 118H136V120H137ZM158 118V117H157ZM169 118H170V116H169ZM168 118V119H169ZM185 118V117H184ZM230 118L231 117H229V119L228 118H226V120H227V123L229 122V120H230ZM240 119H241V117H239ZM243 118V117H242ZM246 118V117H245ZM244 118V119H245ZM248 118V117H247ZM249 118H251V117H249ZM260 118H261V116H260ZM29 119V118H28ZM66 119H67V117H66ZM65 119V121H64V123L67 121ZM107 119H105V120H107ZM112 120H113V118H111ZM170 119H173L172 118V116H171V118ZM181 119V118H180ZM182 119H183V117H182ZM181 119V121H183ZM49 120V119H48ZM56 120V119H55ZM58 120H61V119H59L58 118ZM62 120H64V119H62ZM61 120V121H62ZM71 120V119H70ZM74 119H72V121H73ZM115 120V119H114ZM119 120V119H118ZM177 120L179 121V119L177 118ZM190 120L191 119H188V121H189V123H190ZM241 120H243V119H241ZM240 120V121H241ZM247 120V119H246ZM250 120V119H249ZM258 121H259V118L257 119ZM256 119H255V121H257ZM264 120V119H263ZM263 120H261L262 121V123L264 124V121ZM31 121V120H30ZM33 121V120H32ZM51 121H52V119H50L49 120V122L51 123ZM82 121V120H81ZM96 121V120H95ZM109 121H110V119H109ZM121 121V120H120ZM123 121V120H122ZM121 121V122H122ZM124 121H126V120H124ZM158 121V120H157ZM161 121V120H160ZM164 121V120H163ZM181 121H179L178 122V124H180V125H182L181 124ZM184 121H186L185 119H184ZM193 121H195L196 122V120H193ZM193 121L191 122V124H193ZM231 121H234V119L232 120L231 119ZM240 121H238V119H237V121H235L236 122V124H237V122L238 123H240ZM1 122H3V120H1ZM48 122V123H49ZM54 122V121H53ZM101 122H103L102 121V119H101ZM100 121H99V123H101ZM143 122V121H142ZM141 122V123H142ZM195 122H194V126H196L197 127V122H196V124H195ZM251 122H253V124H251V125H255L254 124V119H253V121H251ZM260 122V121H259ZM49 123V124H50ZM59 122H57V126L60 124H62V123H59ZM68 123V124H67ZM67 123H65V124H67V126L69 125V124H71L70 122H69V119H68V121H67ZM73 123V122H72ZM96 123V122H95ZM145 123V122H144ZM150 123V122H149ZM156 123V122H155ZM162 123H164V122H162ZM172 123H173V121H172ZM186 123V125L188 124L187 122H185ZM230 123H232V122H230ZM229 123V124H230ZM248 123H250V122H248ZM261 123V124H262ZM14 124V123H13ZM42 124V123H41ZM53 123H51V125H52ZM75 124V123H74ZM108 124V123H107ZM117 124V123H116ZM147 123H145V125H146ZM152 124V123H151ZM244 123H242V125L241 124H239V126L238 127H240V125L241 126H244L243 125ZM261 124H256V127H258L257 125H260L261 126ZM262 124V130H263V125ZM101 125H103V126H101ZM100 126L101 127H104V124H101ZM144 124H142V126H143ZM173 125H174V123H173ZM179 125V126H180ZM185 125V126H186ZM189 125V124H188ZM228 125V124H227ZM245 125H246V123H245ZM250 125V124H249ZM3 126H4V124H3ZM5 126H6V124H5ZM17 126V125H16ZM32 126H35V125H33L32 124ZM63 126H66V125H63ZM80 126V125H79ZM105 126H106V124H105ZM111 126V125H110ZM110 126H108V128H107V130L109 131V129L112 127H110ZM114 126V125H113ZM139 126V125H138ZM165 126H166V124H165ZM165 126H162L163 128L165 127ZM172 126V125H171ZM175 126H177V124L175 125ZM178 126V127H179ZM193 125L190 127V128H195ZM230 126V125H229ZM229 126H224L225 128H229ZM233 126V125H232ZM231 126V127H232ZM259 126V127H260ZM15 127V126H14ZM13 127V128H14ZM31 127V126H30ZM42 127V126H41ZM69 127V126H68ZM67 127V128H68ZM74 127V126H73ZM107 127V126H106ZM105 127V128H106ZM110 127V128H109ZM116 127H118V128H114L115 130H114V132H116L115 133V137H113L114 138V140L115 141H119V140H122V139H128V141L130 140V137H135L136 136V132H135V128H134V130L133 129H131L132 127H129V125L127 126V124L126 123H121L119 126H117L116 125ZM134 127V126H133ZM141 127V126H140ZM148 127V126H147ZM167 127V126H166ZM187 127H189V126H187ZM209 127V126H208ZM237 127V126H236ZM237 127V128H238ZM255 127V128H256ZM258 127V128H259ZM9 130H10V125H9ZM43 128V127H42ZM49 128V127H48ZM80 130L83 132V139L85 140V137H87L88 138V140H89V138H91V139H93V137H94V133H95V131H94V127L91 125V124H89V123H87V124H83V125H81L80 126ZM173 128V127H172ZM180 128H182V130H183V127L181 126ZM185 128V127H184ZM242 129H243V127H241ZM241 128H239V129H241ZM248 128H249V126H248ZM251 128V127H250ZM249 128V129H250ZM6 129H7V127H6ZM15 129H16V127H15ZM23 129V128H22ZM28 129V128H27ZM25 130L24 129V131H28V130ZM50 129V128H49ZM62 127H61V130H59V131H62ZM65 129H66V127L64 128V131H65ZM71 129H72V125H71ZM74 129V128H73ZM145 129V128H144ZM165 129V128H164ZM169 129V128H168ZM186 129V128H185ZM199 129V128H198ZM210 129V128H209ZM209 129L207 128V135H210V134H208V131H209ZM213 129H211L212 130V132L214 131ZM226 129V130H227ZM238 129V130H239ZM252 129V128H251ZM260 129V128H259ZM32 130V129H31ZM46 130H48V129H45L44 131H46ZM57 130H58V128H57ZM56 130V131H57ZM70 130V127H69V129H68V131ZM78 130V129H77ZM111 130V129H110ZM113 130V129H112ZM163 130V129H162ZM171 130V129H170ZM191 131H192V129H190ZM189 130V131H190ZM224 130V129H223ZM237 130V131H238ZM246 130V129H245ZM258 130V129H257ZM261 130V131H262ZM23 130H21V132H24ZM38 132H39V130H37ZM42 131L43 130H41V133H42ZM53 131V130H52ZM52 131L50 132V134L52 133ZM55 131V130H54ZM58 131V132H59ZM102 131V130H101ZM104 131V130H103ZM137 131H138V128H137ZM147 131V130H146ZM149 131V130H148ZM167 131V130H166ZM169 131V130H168ZM177 131H179L178 129H177ZM187 131H188V128H187ZM188 131V132H189ZM190 131V137L189 138H184V137H181V136H171V137H169V138H165V137H161V140L159 139V143L158 144H156V145H158V149L156 150V154L157 155H155V156H153V158L155 157V159H157L159 162H161V163H166V162H168L169 161V159H173V158H175V159H179L180 161H181V158H183V155L181 156V155H179L177 152H174V153H172V151L170 152L169 151V148L170 147H175L174 149H180V150H178V151H180L181 152V150L182 149H185L186 148V152L185 153H187V151L189 152V150H188V148H187V146H191V145H193L194 143L195 144H197V143H200L201 145H204L205 144V147H206V144L208 143H213V145L215 144H221V142L220 143H217V141L215 140V139H213V140H210V141H208V139H203V138H196L197 136L196 135H194L193 136V138H195L194 140H192V138H191V133H195L196 132V129H195V132H191ZM198 131V130H197ZM235 131H236V129H235ZM234 131V132H235ZM250 131V130H249ZM256 131V130H255ZM264 131V130H263ZM11 132V131H10ZM14 132V131H13ZM20 132V133H21ZM81 132V133H82ZM161 133H162V131H160ZM180 133H183V132H181V131H179ZM199 132V131H198ZM197 132V133H198ZM226 132V131H225ZM230 132H232V131H230ZM234 132H232L233 134H234ZM258 132H260V131H258ZM1 133V132H0ZM6 133V132H5ZM16 133V132H15ZM14 133V134H15ZM25 133V132H24ZM26 133H28V132H26ZM32 133H37L36 131L34 132H31V134ZM55 133V132H54ZM53 133V134H54ZM60 133V132H59ZM63 132H61V134H62ZM68 133H70V132H67V133H65V134H67V136H68ZM73 133H74V131H73ZM72 133V134H73ZM108 133V132H107ZM140 133H142V132H140ZM175 133L176 134H178L177 132H176V128H175ZM196 133V134H197ZM201 133V132H200ZM203 133V132H202ZM241 133V132H240ZM245 133H246V131H245ZM261 133V132H260ZM8 134H9V132H8ZM8 134H6V135H8ZM13 134V133H12ZM18 134V133H17ZM17 134H15L16 135V137L15 136H13V135H11V133L9 134V137H10V135L12 136V138H17ZM22 135H23V133H21ZM21 134H19L20 136H21ZM29 134H30V132H29ZM30 134V135H31ZM33 134V135H34ZM43 134V133H42ZM46 134H49V132L48 133H46ZM45 134V135H46ZM50 134H49V138L51 137L50 136ZM52 134V135H53ZM56 134H58V133H56ZM55 134V135H56ZM64 134V133H63ZM109 134H111L110 133V131H109ZM139 134V133H138ZM247 134H248V131H247ZM254 134H256V133H254ZM38 135V134H37ZM44 135V136H45ZM107 135V134H106ZM158 135V134H157ZM167 135H168V133H167ZM179 135V134H178ZM184 135H186V134H184ZM198 135V134H197ZM199 135H201V134H199ZM214 136H215V134H213ZM212 135V136H213ZM220 135V134H219ZM218 135V136H219ZM237 135H240L239 133L237 134ZM245 135V134H244ZM248 135H250V133L248 134ZM261 135V134H260ZM20 136H18L21 140H22V138L23 137H20ZM26 136V135H25ZM25 136H24V138L23 139H26L27 140V137H29V136H27L26 138H25ZM32 136V135H31ZM35 136V135H34ZM40 136H42L43 138H44V136L43 135H40ZM54 136V135H53ZM61 136V135H60ZM60 136H59V138H60ZM64 136V135H63ZM69 136H70V134H69ZM73 135H71V137H72ZM113 136V135H112ZM188 136V135H187ZM202 136V135H201ZM201 136H199V137H201ZM203 136H204V134H203ZM212 136H211V138H212ZM221 136V135H220ZM241 137H242V134L240 135ZM239 136V137H240ZM246 136V135H245ZM251 136V135H250ZM255 136V135H254ZM8 137V136H7ZM6 137V138H7ZM8 137V139H10ZM36 137L37 136H35V139H36ZM41 137V138H42ZM58 137V136H57ZM216 137V136H215ZM215 137H213V138H215ZM241 137H240V139H241ZM247 137H249V136H247ZM258 137V136H257ZM257 137H255V138H257ZM11 138V139H12ZM30 138V137H29ZM39 138V137H38ZM49 138H45V140L46 139H49ZM53 138V137H52ZM58 138V139H59ZM62 138H64V137H62ZM73 138V137H72ZM103 138V137H102ZM106 138V137H105ZM113 138H111L110 140L111 141H113ZM137 138V137H136ZM150 138H152L151 136H150ZM157 138V137H156ZM155 138V139H156ZM208 138V137H207ZM219 138H221V137H219ZM227 138H228V136H227ZM226 138V139H227ZM235 139H236V137H234ZM250 138H252V137H250ZM18 139V138H17ZM17 139H15L13 142L14 143H17L16 142V140ZM30 139H32L33 140V138H30ZM57 139V138H56ZM61 139V138H60ZM68 139H70V137L68 138ZM90 139V140H91ZM109 139V138H108ZM155 139H153V140H155ZM210 139V138H209ZM239 139V138H238ZM254 139V138H253ZM252 139V140H253ZM13 140V139H12ZM98 140H101V142H102V140H105L104 138L103 139H101V137L99 138L98 137ZM97 140V141H98ZM157 140H158V138H157ZM228 140V139H227ZM227 140H225V139H223L222 141H227ZM230 140L232 141V139L230 138ZM247 140V139H246ZM246 140H244V141H246ZM249 140V139H248ZM9 141V140H8ZM18 141V140H17ZM25 141V140H24ZM28 141V140H27ZM46 141H48V140H46ZM65 141V140H64ZM72 141V140H71ZM94 141V140H93ZM105 141H107V140H105ZM117 141V142H118ZM133 141V140H132ZM132 141H130V143L132 142ZM255 141V140H254ZM254 141H253V143H254ZM19 142H21V141H19ZM29 142H31V141H29ZM32 142H34V144H35V140H33ZM39 142V141H38ZM41 142V141H40ZM44 142V141H43ZM58 142V141H57ZM67 142H68V140H67ZM104 142V141H103ZM148 142V141H147ZM228 142V141H227ZM226 142V143H227ZM233 142H235V141H233ZM249 142H250V140H249ZM14 143H12V145H14ZM48 143H52V142H49L48 141ZM64 143H66V142H64ZM74 143V142H73ZM76 143V142H75ZM86 143V142H85ZM109 143V142H108ZM113 143H114V141H113ZM116 143V142H115ZM150 143V145L152 144V146H153V143L155 144L156 142L155 141H153V143H152V140L149 142ZM237 144H238V142H236ZM246 143V142H245ZM17 144H19V143H17ZM42 144V143H41ZM53 144H56V143H52L51 144V146H54ZM61 144H63V143H61ZM77 144V143H76ZM123 144V143H122ZM144 144H146V142L144 143ZM187 146H186V145ZM194 144V145H195ZM207 144V145H208ZM225 144V143H224ZM237 144H236V146L234 147V148H237V152H238V146H237ZM240 144V143H239ZM241 144H242V141H241ZM31 145H33V144H31ZM35 145H37V142H36V144ZM43 145V144H42ZM41 145V146H42ZM67 146L68 145H70V143L69 144H66ZM65 145V146H66ZM73 145H75V144H73ZM73 145H71V148H72V146ZM78 145V144H77ZM79 145H81V144H79ZM85 145H87V143L85 144ZM134 145V144H133ZM212 145V144H211ZM211 145H208V146H211ZM212 145V146H213ZM214 145V146H215ZM223 145V144H222ZM245 145V144H244ZM243 145V146H244ZM17 146V145H16ZM61 146V145H60ZM66 146V148L65 149H69V147H67ZM129 146V145H128ZM142 146V145H141ZM145 146V145H144ZM143 146V147H144ZM151 146V147H152ZM197 146H199V145H197ZM224 146V145H223ZM226 147L228 146L227 144L225 145ZM247 146V145H246ZM0 149H3V148H5V147H7L8 148V142H7V139H5L3 136H1L0 135ZM37 148H40L39 147V145H37L36 146ZM78 147V146H77ZM115 147V146H114ZM127 147V146H126ZM130 147H132V146H130ZM148 147V146H147ZM150 147V146H149ZM201 147V146H200ZM230 147V146H229ZM241 148H242V145L240 146ZM24 149H25V147H23ZM49 149H52L50 146L48 147ZM74 148H75V146H74ZM83 148H86V147H83ZM108 148V145L106 146V145H99V144H97V143H95L94 142V144H93V146L92 147H90V148H87V149H81V150H79V152H77V154L78 155H76V156H74L73 158H72V164H71V162H70V167H68V168H63V169H61L60 170V172H58V174H59V181H60V184L58 185V187L60 186V185H63V184H65L66 182H67V180L69 179V178H71V177H73L74 175H76V173H77V171H79L80 169H85V167H87V166H89V165H91V163H93L94 161H95V159H97L98 158V156L101 154V153H103V151L104 150H106ZM128 148V147H127ZM137 148H138V146H137ZM140 148H142V147H140ZM140 148L138 149L139 150V152H140ZM153 148H154V146H153ZM152 148V149H153ZM202 148V147H201ZM210 148V147H209ZM244 149H246L245 148V146L243 147ZM28 149H29V147H28ZM35 149V147L33 148V150ZM41 149V148H40ZM48 149V150H49ZM57 149H59L58 147L56 148V150L54 151V152H56L57 153ZM60 149H62L63 151L65 150V149H63L62 147L60 148ZM116 149H118L119 150V148L117 147ZM142 149H144V148H142ZM141 149V150H142ZM151 149V148H150ZM176 149V150H177ZM197 149V148H196ZM215 149V148H214ZM216 149H219V147L218 148H216ZM224 148H221V150H223ZM226 149V148H225ZM230 149H233V148H230ZM249 149V148H248ZM4 150V149H3ZM14 150H16V148L14 149ZM20 150V149H19ZM42 150V149H41ZM71 150V149H70ZM72 150H73V148H72ZM74 150H76V149H74ZM134 150H135V146H134V149H133V153H134ZM138 150H135V151H137L138 152ZM147 150V149H146ZM175 150V151H176ZM198 150V149H197ZM203 150H205V149H203ZM243 150V149H242ZM22 151H24L23 149H22ZM35 151H38V149H36ZM35 151L33 152V154H35ZM43 151H44V148H43ZM67 151V150H66ZM115 151H117V150H115ZM120 151H121V148H120ZM128 151V150H127ZM126 151V152H127ZM148 151V150H147ZM152 151V150H151ZM154 151V150H153ZM185 151V150H184ZM194 151H195V149H194ZM193 151V152H194ZM206 151H207V149H206ZM209 151H210V149H209ZM215 151V150H214ZM218 151V150H217ZM224 151H226V150H223V154H224ZM230 151V150H229ZM240 151V150H239ZM248 150H246V152H247ZM6 152H7V150H6ZM15 152V151H14ZM28 152V151H27ZM26 151H25V153H24V155H25V157H27L28 155L30 156V153L29 154H27L26 155V153H27ZM29 152H30V149H29ZM60 152V151H59ZM62 152V151H61ZM65 152V151H64ZM74 152V151H73ZM72 152V153H73ZM122 152V151H121ZM121 152H119V151H117V153L115 152V154L116 155H118V157H116V159L117 158H119V154L118 153H121ZM129 152H130V150H129ZM168 152H170V153H168ZM179 152V153H180ZM183 152V151H182ZM198 152V151H197ZM205 151H203V153H204ZM220 152H222V151H220ZM226 152H228V151H226ZM225 152V153H226ZM232 152V151H231ZM2 153V152H1ZM10 153L11 154H13V150H11L10 149ZM9 153V154H10ZM39 153H41L42 155L43 154H45V152L44 153H42V152H39ZM38 153V154H39ZM56 153H54V155L56 154ZM67 153H68V151H67ZM67 153H66V158H67ZM71 153V152H70ZM70 153H69V155H70ZM71 153V154H72ZM195 153V152H194ZM216 153H218V152H216ZM215 152L213 153L212 152V154H216ZM245 153V152H244ZM37 154V155H38ZM110 154V153H109ZM112 154V153H111ZM122 155H123V153H121ZM128 154H130V153H128ZM131 154H132V151H131ZM145 154V153H144ZM143 154V155H144ZM151 154H152V152H151ZM204 154H206V152L204 153ZM231 155H233L232 153H230ZM57 155V157H62V155H59L58 153L56 154ZM59 155V156H58ZM121 155V156H122ZM126 155V154H125ZM134 155H136V152H135V154H133V156ZM140 155V154H139ZM199 155V154H198ZM203 155V154H202ZM221 155V154H220ZM231 155H230V157H231ZM248 155V159H250V161H253L254 163H256V162H258V163H260V162H262L263 163V165H264V135L262 134V136L261 137H259V139L257 140V142H255L254 144H251V142H250V150H249V154H247ZM5 156V155H4ZM13 156V155H12ZM14 156H16V155H14ZM28 156V157H29ZM36 156V155H35ZM39 156V155H38ZM104 156V155H103ZM103 156H101V157H103ZM112 157H113V155H111ZM115 156V155H114ZM120 156V159H124L125 157H121ZM147 156V155H146ZM148 156L150 157L151 155L148 153ZM151 156V157H152ZM187 156V155H186ZM204 156V155H203ZM208 156H209V153H208ZM211 156H213V155H211ZM216 156H217V154H216ZM222 156V155H221ZM223 156H225V155H223ZM229 156V155H228ZM235 156V155H234ZM17 157V156H16ZM16 157H14L15 159H16ZM49 157H52V155L51 156H49ZM56 157V158H57ZM64 156H63V158H65ZM132 156L130 155V160H132V158H131ZM136 157V156H135ZM142 157V156H141ZM144 157V156H143ZM201 157V156H200ZM218 157V156H217ZM225 157H227V154H226V156ZM31 158H33V156L31 157ZM37 158H39V157H37ZM36 158V159H37ZM43 158V157H42ZM41 158V159H42ZM134 158V157H133ZM137 158H139V157H137ZM185 158V157H184ZM187 158V157H186ZM198 158V157H197ZM210 158V157H209ZM222 158H224V157H222ZM231 158H233V157H231ZM17 159L20 161V159L21 158H18L17 157ZM17 159L15 160V161H17ZM27 159V158H26ZM35 159V163H36V161L37 160H40V158L39 159H37L36 160ZM54 159H55V157H54ZM53 159V160H54ZM61 158H59V160H60ZM115 159V158H114ZM113 159V160H114ZM116 159H115V161H116ZM134 159H136V158H134ZM142 159H144V158H142ZM151 159V158H150ZM171 159V160H172ZM189 159L191 160V162H192V159H191V157L189 156ZM202 159V158H201ZM203 159H204V157H203ZM205 159H208V158H205ZM204 159V160H205ZM213 159H215V158H213ZM218 159V158H217ZM216 159V160H217ZM226 159V158H225ZM239 159V158H238ZM247 159V158H246ZM14 160V159H13ZM33 160V159H32ZM52 160V159H51ZM56 160V159H55ZM103 160V159H102ZM109 160V159H108ZM118 160V159H117ZM145 160V159H144ZM157 160L155 161V162H157ZM174 160V159H173ZM195 160H197L196 158H195ZM208 160H210V159H208ZM208 160H207V162H208ZM223 160V159H222ZM221 160V161H222ZM227 160H228V158H227ZM229 160H231V159H229ZM228 160V161H229ZM234 160V159H233ZM243 160H244V158H243ZM2 161H6V160H2ZM15 161H12V162H14L15 163ZM18 161V162H19ZM22 161V160H21ZM20 161V162H21ZM44 161V160H43ZM46 161V160H45ZM44 161V163L45 164H48V163H46ZM61 161V160H60ZM59 161V162H60ZM70 161V160H69ZM107 161V160H106ZM105 161V162H106ZM121 161V160H120ZM133 161V160H132ZM132 161H130V162H132ZM137 161V160H136ZM135 161V162H136ZM150 161V160H149ZM178 161V160H177ZM185 161V160H184ZM198 161V160H197ZM202 161V160H201ZM206 161V160H205ZM227 161V162H228ZM245 161H247V160H245ZM249 161V162H250ZM6 162H10V161H6ZM34 162V161H33ZM32 162V163H33ZM54 162V161H53ZM100 163H101V161H99ZM99 162H96V164H98ZM110 162V161H109ZM109 162H107L108 164H109ZM112 162V161H111ZM110 162V164H112ZM117 162V161H116ZM115 162V163H116ZM123 162H127V159H124V161ZM150 162H153V161H150ZM149 162V163H150ZM159 162H157V163H159ZM183 162V161H182ZM191 162H187L188 164L190 163L191 164ZM199 162V161H198ZM204 162V161H203ZM206 162V163H207ZM227 162H225V164L227 163ZM239 162V161H238ZM17 163V162H16ZM64 163V162H63ZM99 163V164H100ZM106 163V164H107ZM114 163V164H115ZM132 163H134V161L132 162ZM144 163H147L146 162V160H145V162L143 161V163H141V166H142V164H143V168L146 166H144ZM149 163H147V164H149ZM171 163H173L174 165V168H175V163L174 162H171ZM195 163V162H194ZM193 163V164H194ZM210 163V162H209ZM223 163V162H222ZM251 163V162H250ZM254 163L252 164V165H254ZM19 164V163H18ZM22 164V163H21ZM25 164H26V162H25ZM34 164V163H33ZM106 164H104L105 166H106ZM131 164V163H130ZM138 164H140V163H138ZM138 164H136L135 166H137ZM154 164V163H153ZM184 164V163H183ZM193 164H191L192 166H193ZM204 164H205V162H204ZM208 164V163H207ZM224 164V165H225ZM245 164H246V162H245ZM6 165V164H5ZM26 165H28L29 166V163L28 164H26ZM35 165H37V163L35 164ZM41 165H44V164H40V166ZM63 165V164H62ZM102 167L104 166L103 165V161H102V163L100 164ZM121 165V164H120ZM169 165H170V163H169ZM178 165V164H177ZM186 165V164H185ZM198 165V164H197ZM200 165H202L203 166V164H200ZM210 165H212V164H209V166ZM258 165V164H257ZM46 166V165H45ZM45 166H44V168H45ZM94 166H96V165H94ZM101 166H99V167H101ZM113 166V168L115 167V165H112ZM123 166V165H122ZM122 166H118V167H121L122 168ZM126 166V165H125ZM134 166V167H135ZM140 165H139V167H141ZM148 166H150V164L148 165ZM171 166H172V164H171ZM172 166V167H173ZM195 166H196V164H195ZM208 166V165H207ZM215 166V165H214ZM218 166V165H217ZM227 166H228V164H227ZM249 166V165H248ZM256 166V165H255ZM255 166H251V168H255ZM46 167H48V166H46ZM54 167V166H53ZM101 167V168H102ZM126 167H128V168H130L131 169V165H129V166H126ZM147 167V166H146ZM157 167V166H156ZM160 167V166H159ZM197 167V166H196ZM211 167V166H210ZM258 167H259V165H258ZM257 167V168H258ZM12 168V167H11ZM96 168V167H95ZM112 168V167H111ZM112 168V169H113ZM116 168H117V166H116ZM120 168V169H121ZM143 168H141V169H143ZM148 168V167H147ZM147 168H144V169H147ZM151 168H154L153 167V165H152V167ZM161 168V167H160ZM180 168V167H179ZM198 168H201V167H198ZM206 168V167H205ZM202 169L201 168V170H199V171H196L195 170V172H199V173H195L194 172V170H188V169H185V170H182V169H173V168H170V169H168V171H170V174H167V175H169L170 177L169 178H162V179H167L166 181H168L166 184H168L166 187H168L172 192L174 191V194H175V192L177 193V194H180L181 195V198L180 199H178V200H167V202L166 201H164L163 199H162V197H163V194H162V192H161V194H160V192H159V194H157V193H155V192H151V190H145V188L143 187V189L141 190V192H140V195L139 196H141L140 197V199H137V201L133 204V203H128L129 201H131L129 198V201L127 202L126 200V202L125 201H123L124 202V205H123V202H122V204L121 205H123V206H125V203H127L128 204V209H126L125 211H120V212H123V215H124V218L125 219H127L126 220V222L128 221H130L129 222V224L127 225V223L124 221V223L126 224L125 226L123 225L124 223H121V221H120V224H122L124 227H125V231H123V232H125V234H126V228H130L131 227V229H132V231L131 232H133L134 231V235L132 234L131 235V237L133 236V237H135V242H137V245H138V247L139 246H150V245H154V244H161V245H163L164 246V248H166L167 250H170V252H176L177 250H181V248L180 247H182V246H179V248L177 247V245H179L181 242L184 244V243H186V242H183L184 240H186V239H184V235H186L185 234V230H191L190 231V233L192 232L193 234H194V232H197L196 234H195V238H196V240H197V243H198V249L194 252V250H195V248H194V250H193V254H189V249H191L190 247H188V246H186V245H184L183 247L184 248H186V247H188L189 249V251H184V252H180L179 254H171V256L170 257H167V258H169V260H168V262H167V264H181V260L179 259V257H181L182 259H184V261L186 260V262H184L185 264L187 263V261L189 262V259H191L192 258V260L193 261H191L192 263L194 262L195 264L197 263V262H202L203 261V264H264V217L263 218H261V215L259 216V220H258V223L257 222H255L257 219H256V217H257V212L260 210V207L262 206V211L264 212V200H263V198H264V184H263V186H259V187H261V189H259V187L258 186H256L259 190H255L256 192H254V189H252L253 190V192H251L252 194L251 195H249L250 194V191L251 190H249V189H247V187H245L244 188V186H243V188L245 189V190H248V191H245L244 189V191H245V193L246 192H248L249 194L248 195H246L250 200H249V205H247V206H245L244 207V209L243 210H240V207H241V205L239 204V202L238 201H242L241 199V195H239L240 196V198L239 199H237L236 198V200H234L233 202H231L230 200H233V198L231 199V197H230V195H232L233 194V190H235V188H237V187H234L235 186V183L233 184V183H231V185L234 187V189H233V187L229 184V183H226V182H222V180H223V178H225V173H227V171L222 167H220V168H217L218 170H216V172H214V175H212V176H208V173H206V169ZM246 168H247V166H246ZM42 169H43V166H42ZM90 169V168H89ZM88 169V170H89ZM96 169H98V168H96ZM105 169V168H104ZM140 169V168H139ZM140 169V172L142 171L143 172V170H141ZM162 169V168H161ZM190 169H193V168H190ZM208 169V168H207ZM212 169V168H211ZM215 169V168H214ZM249 169V168H248ZM248 169L247 170H245V172L246 171H248ZM25 170H26V167H25ZM28 170V169H27ZM46 170H48V169H46ZM59 170V169H58ZM102 170H103V168H102ZM124 170H126V169H124ZM135 170H137V169H134V172H137V171H135ZM148 170H149V168H148ZM153 170H155V169H152V171ZM157 170V169H156ZM167 170V169H166ZM224 170L226 171V172H224ZM228 171H230L229 169H227ZM5 171V170H4ZM19 171V170H18ZM32 171H34V170H32ZM93 171H94V169L92 170H89L88 171V173H93ZM104 172H105V170H103ZM103 171H101V172H103ZM111 171V170H110ZM110 171H108V173L107 172H105V174L107 173V174H109V172ZM123 170H121V172H122ZM127 171H128V169H127ZM151 171V170H150ZM151 171V172H152ZM259 171H260V169H259ZM3 172V171H2ZM29 172H31V170L29 171ZM45 171H43V173H44ZM49 172V171H48ZM53 172V171H52ZM51 172V173H52ZM95 172V171H94ZM100 172V175L102 176V175H104V173H101ZM116 172V171H115ZM113 173V175H115V176H113V177H116V179L118 180V179H120L119 178V176L117 175V173ZM144 172H146V170H144ZM148 172V171H147ZM146 172V173H147ZM150 172V173H151ZM209 172V171H208ZM211 173H212V171H210ZM244 172V171H243ZM251 172H253V170H251ZM4 173V172H3ZM2 173V174H3ZM17 173V172H16ZM41 173H42V171H41ZM83 173V172H82ZM111 173V172H110ZM120 173V172H119ZM118 173V174H119ZM122 173H124V171L122 172ZM132 173V172H131ZM161 173H164L163 172V170H161ZM216 173V174H215ZM5 174V173H4ZM24 174V173H23ZM28 173H26V175H27ZM45 174V173H44ZM44 174H41V176L43 177H45L46 176V174L44 175ZM52 174H55L54 172L52 173ZM126 174H127V172H126ZM153 175H154V173H152ZM152 174H150V176H152ZM157 174V173H156ZM155 174V175H156ZM159 174V173H158ZM156 175L157 177L156 178H158V176L159 175ZM165 174V173H164ZM207 174V175H206ZM225 174V175H224ZM230 173L228 172V175H229ZM241 174V173H240ZM250 173H248V175H249ZM254 174V173H253ZM258 174V173H257ZM261 174V173H260ZM264 174V173H263ZM1 175V174H0ZM25 175V176H26ZM50 175V174H49ZM48 175V176H49ZM142 175V173L140 174V176ZM145 175L146 174H144V176L142 175V177H144L145 179L144 180H146V177H149L150 178V176L148 175V176H146L145 177ZM155 175H154V177H155ZM161 175V174H160ZM231 175V174H230ZM247 175V176H248ZM256 175V174H255ZM37 172H33L31 175H30V177H28V182H26L27 183V187L29 188V189H31V188H33V189H38V188H40V181H38V179H37ZM105 176H108V175H105ZM117 176H118V178H117ZM122 176H126V175H122ZM127 176H129L130 177V174H127ZM139 176V175H138ZM137 176V177H138ZM166 176V175H165ZM243 176V175H242ZM246 176V175H245ZM250 176V175H249ZM258 176H259V174H258ZM13 177H15L14 176V174H13ZM41 177V178H42ZM52 177V176H51ZM53 177H54V175H53ZM53 177L51 178V179H53ZM104 177V176H103ZM112 177V180L114 179ZM128 177V178H129ZM235 177H237V176H235ZM241 177V176H240ZM25 178V177H24ZM46 178H48V177H46ZM54 178H56V176L54 177ZM79 178V177H78ZM95 178H97V177H95ZM99 178V177H98ZM97 178V179H98ZM109 178H111V177H108V179ZM156 178H153V184H155L154 182L156 181V184H158L157 183V180H156ZM231 178H233V177H230L229 179H231ZM249 178V177H248ZM254 178H257V175H256V177H254ZM253 178V179H254ZM259 178H261V176L259 177ZM262 178H263V176H262ZM22 179H23V177H22ZM44 179V178H43ZM50 179V178H49ZM48 179V182H52V180L50 179L49 180ZM100 179V178H99ZM99 179H98V181H99ZM107 178H106V180H108ZM131 180L133 179V178H130ZM136 179H138V178H136ZM154 179H155V181H154ZM161 179V177H159V179L158 180H160ZM169 179V180H168ZM226 179V178H225ZM228 179V178H227ZM226 179V180H227ZM228 179V180H229ZM264 179V178H263ZM40 180V179H39ZM42 180V179H41ZM44 180H46V179H44ZM77 180V179H76ZM122 180V179H121ZM120 180V181H121ZM124 180H126V179H124ZM140 180V179H139ZM151 180V179H150ZM228 180H227V182H228ZM237 180V179H236ZM236 180H234L233 179V181L234 182H236ZM251 180V179H250ZM2 181H3V178H2ZM12 181H13V179L11 180V183H12ZM17 181V180H16ZM94 181V180H93ZM109 181H111L110 179H109ZM114 181H115V179H114ZM119 181V180H118ZM119 181V182H120ZM132 181H134V179L132 180ZM131 181V182H132ZM137 181V180H136ZM147 182H148V180H146ZM230 181H232V180H230ZM248 181V180H247ZM247 181H245V183H244V181H241V182H239L238 181V183H241L240 185H242V182L244 183V184H246L247 183ZM251 181H253V180H251ZM251 181H250V183L249 184H252L251 183ZM78 182H79V180H78ZM103 182V185H104V183H105V181H102ZM108 182V181H107ZM129 182V181H128ZM142 182V183H141ZM140 183L141 184H144V186L145 185H147L148 183L147 182H144L143 183V181H141ZM150 182V181H149ZM159 182V181H158ZM3 183V182H2ZM14 183V182H13ZM76 183V182H75ZM113 183V182H112ZM123 183V182H122ZM132 183H135V182H132ZM137 183V182H136ZM151 183V184H152ZM254 183V182H253ZM50 184H52V183H50ZM82 184V183H81ZM88 184V183H87ZM91 184V183H90ZM90 184H88L89 186H90ZM100 184V183H99ZM105 184H107V183H105ZM120 184H121V182H120ZM129 184V183H128ZM137 184H139V183H137ZM136 184V186H138ZM150 184V185H151ZM162 184H163V182H162ZM165 184V185H166ZM255 184V183H254ZM0 185H1V183H0ZM26 185V184H25ZM43 185V184H42ZM41 185V186H42ZM53 185V184H52ZM56 185H57V183H56ZM82 185H84V183L82 184ZM87 185V186H88ZM93 185V184H92ZM109 185H111V183L109 184ZM109 185H107V187L109 186ZM113 186H114V184H112ZM115 185H116V183H115ZM236 185H238L237 183H236ZM240 185H238L239 187H240ZM248 185V184H247ZM4 186V187H3ZM44 186V185H43ZM46 186H48V185H46ZM55 186V185H54ZM64 186V185H63ZM86 186V185H85ZM87 186L85 187V188H87ZM94 186V185H93ZM106 186V185H105ZM149 186V185H148ZM154 186V185H153ZM160 186V185H159ZM158 185L156 186V188L158 189V187H159ZM252 186H253V188H254V186L255 185H253L252 184ZM8 187H11V186H8ZM8 187H6L5 188V185H2L1 186V190H0V194H1V191H3L2 192V194H4V193H8V196L10 195V192L8 191ZM26 187V186H25ZM58 187H56V188H58ZM62 187V186H61ZM102 187H104V186H102ZM115 187H117V186H115ZM2 188L4 189V190H2ZM55 188V187H54ZM60 188V187H59ZM74 188V187H73ZM72 188V189H73ZM75 188H76V186H75ZM74 188V189H75ZM91 188V187H90ZM100 188H101V186H100ZM109 188L110 187H108V190H109ZM128 188V187H127ZM138 188V187H137ZM137 188H136V190H137ZM152 188V187H151ZM163 188H165V186L163 185ZM167 188V190L169 191V189ZM249 188V187H248ZM5 189H7V190H5ZM50 189H52V188H50ZM71 189V188H70ZM82 189V191L84 192V190H83V188H81ZM80 189V190H81ZM99 189V188H98ZM102 189V188H101ZM107 189V188H106ZM111 189V188H110ZM113 189V188H112ZM120 189V188H119ZM118 188H117V190L118 191H120ZM138 189H141L140 188V186H139V188ZM150 189V188H149ZM153 189H155L154 187H153ZM233 189V190H232ZM12 189L10 188V191H11ZM46 190H48V189H46ZM65 190V189H64ZM75 190H78V189H75ZM15 191H17L16 190V188H15ZM40 191H42V189L40 190ZM58 191V190H57ZM56 191V192H57ZM73 191V190H72ZM85 191H87V189L85 190ZM131 191V190H130ZM138 191V190H137ZM161 191H163V190H161ZM240 191H242V188H241V190ZM13 192H14V190H13ZM12 191H11V193H13ZM43 192V191H42ZM45 192V191H44ZM43 192V193H44ZM48 192L50 193V190H48ZM56 192H55V194H56ZM68 192V191H67ZM88 192L90 193V191L88 190ZM98 192V191H97ZM100 192V191H99ZM98 192V193H99ZM112 192H113V190H112ZM117 191H115V193H116ZM121 192V193H120ZM120 192H118L120 195L123 193L122 191H120ZM128 192H129V190H128ZM136 191H134V193H135ZM165 192H167L166 190H164V193ZM171 192V193H172ZM16 193V192H15ZM14 193V194H15ZM57 193H59V194H62V193H60V192H57ZM73 193V192H72ZM77 193V192H76ZM88 193V194H89ZM118 193H117V195H118ZM130 193V192H129ZM235 193V192H234ZM54 194V195H55ZM58 194V195H59ZM93 194V193H92ZM102 194V193H101ZM113 195V197H114V193H112ZM131 194H132V191H131ZM239 194H242V193H239ZM57 195V194H56ZM57 195V196H58ZM63 197L64 198H66L67 196V194L65 193L64 194V192H63ZM61 195V196H62ZM66 197H65V196ZM79 195V194H78ZM96 195V197H97V193L95 194ZM117 195H116V197H117ZM119 195V196H120ZM124 195V196H123ZM133 195V194H132ZM135 196H133L134 197V200H135V197L137 196L136 194H134ZM164 195H166V194H164ZM169 194H167L166 196H168ZM236 195H237V192H236ZM235 195V196H236ZM4 196H6V194H4ZM11 196V195H10ZM82 196V195H81ZM91 196V195H90ZM104 196V195H103ZM125 196H127V194L125 195V194H122V196H120V198L122 197H124L125 198ZM165 196V197H166ZM175 195H173L172 197H174ZM177 196V195H176ZM233 197H234V195H232ZM43 197V196H42ZM107 197V196H106ZM109 197H110V195H109ZM128 197H130V195H128ZM164 197V198H165ZM229 197H230V199H229ZM237 197V196H236ZM243 197V196H242ZM5 198V197H4ZM20 198H21V196H20ZM70 199V196L69 197H67L66 199ZM86 198H88V196L86 197ZM92 198H93V195H92ZM95 198V197H94ZM105 198V197H104ZM119 197H118V199H120ZM121 198V199H122ZM123 198V199H124ZM127 198V197H126ZM178 198V197H177ZM97 199V198H96ZM110 200H111V197L109 198ZM114 200H115V198H113ZM112 199V200H113ZM117 199V198H116ZM120 199V200H121ZM127 199V200H128ZM131 199H133V198H131ZM235 199V198H234ZM93 200V199H92ZM98 200V199H97ZM105 200V199H104ZM111 200V201H112ZM113 200V201H114ZM238 200V201H237ZM94 202H96V200H93ZM106 201H107V198H106ZM105 201V202H106ZM238 203H237V202ZM3 202V201H2ZM20 202V201H19ZM108 202V201H107ZM115 202V204H113ZM113 203L112 202H110V203H112L113 204V206H115V205H117V207H118V204L116 203V202H119L120 203V201L118 200V201H114ZM132 202H133V200H132ZM245 202H248V200L247 201H245ZM25 203H27V202H25ZM29 203V202H28ZM27 203V204H28ZM56 207L54 208V214H53V216L51 217V221H50V226L51 227H53L54 229H52V230H49V228H46V229H48V230H44L43 231V233H42V238L39 240V241H41L42 242V244L44 245V243H46L47 245L46 246H48V247H46V248H48V250H49V253L48 252H46V253H48V254H46L47 256H46V262H45V264H53L54 262V260L57 258V256L60 254V253H62V251L63 250H65L66 248H70L69 246H70V243H69V241H70V239L68 238V236H69V234H68V232H66L65 234H64V231L62 232V224H63V221H64V219H66L65 217H64V219H63V207H61V205L59 204V201H57L56 200ZM86 202L84 201L82 204H85ZM104 202H102V204H103ZM33 204V203H32ZM90 204V203H89ZM107 204V203H106ZM108 204H109V202H108ZM130 204H133L132 206H129ZM240 206H239V205ZM242 204V203H241ZM98 205V204H97ZM96 205V206H97ZM1 206V205H0ZM32 206H34V205H32ZM39 206V205H38ZM122 206V207H123ZM236 206V207H235ZM237 206H239V207H237ZM243 206V205H242ZM34 207H36V206H34ZM89 207V206H88ZM92 207V206H91ZM90 207V208H91ZM116 207V206H115ZM37 208V207H36ZM103 208V207H102ZM242 208V207H241ZM104 209H106V208H104ZM116 209V208H115ZM118 209V208H117ZM120 210V209H119ZM119 210H117V211H119ZM87 211V209L86 208H84V209H78V212H81L82 214L83 213H85ZM89 211V210H88ZM111 212H112V210H110ZM116 212V211H115ZM67 213V212H66ZM65 213V214H66ZM101 213V212H100ZM1 214V213H0ZM10 214V213H9ZM67 214H69V213H67ZM94 214V213H93ZM104 214V213H103ZM107 214V213H106ZM116 214H117V212H116ZM8 215V214H7ZM119 216L118 217H120V215L121 214H118ZM15 215H13V217H14ZM70 216V215H69ZM117 216V215H116ZM116 216H115V218H116ZM17 218H18V216H16ZM15 217V218H16ZM49 217V218H50ZM87 217V216H86ZM85 217V218H86ZM89 217H90V215H89ZM93 217V216H92ZM118 217H117V219L116 220H118L119 221V219H118ZM122 217V216H121ZM28 218V220H29V217H27ZM114 218V219H115ZM18 219H21V218H18ZM18 219H16V220H18ZM23 219H24V217H22V219H21V222L23 221ZM32 219H34V218H32ZM111 219V218H110ZM109 218H108V220H110ZM114 219H112V221L114 220ZM122 219V218H121ZM37 220V219H36ZM96 220V218L94 219V221ZM124 219H122V221H123ZM232 220H234L233 222H231ZM242 220H247V221H249L247 224L245 223V224H243V223H241L242 222ZM255 220V221H254ZM12 221V220H11ZM14 221V220H13ZM100 221V220H99ZM111 221V220H110ZM18 223H19V226L20 227H22L23 225H22V223L21 222H19V220L17 221ZM17 222H16V224H17ZM26 221H24V223H25ZM29 223L31 222V220L30 221H28ZM45 222V221H44ZM44 222H41V223H44ZM102 222V221H101ZM100 222V223H101ZM107 223L109 222V221H106ZM113 222H115V220L113 221ZM20 223H21V225H20ZM23 223V224H24ZM79 223V222H78ZM100 223H96L95 225H94V227H93V231H91V232H94L95 233V235H96V233L97 234H99V232H100V229H101V227H103V226H101L100 225ZM31 224V223H30ZM36 224V223H35ZM35 224H33V226L35 225ZM44 224H48V223H44ZM80 224V223H79ZM78 224V225H79ZM5 225H6V223H5ZM26 225V224H25ZM81 225V224H80ZM116 225H117V223H116ZM14 226H15V224H14ZM18 225H17V227H19ZM27 226V225H26ZM29 226V225H28ZM33 226L32 227H29V228H33ZM37 226V225H36ZM65 226V225H64ZM75 226H77V225H75ZM83 226V225H82ZM81 226V227H82ZM122 226V229L124 228ZM20 227H19V229H20ZM25 227V226H24ZM40 226H38V228H39ZM44 227V226H43ZM46 227V226H45ZM44 227V228H45ZM72 227V226H71ZM77 227H79V226H77ZM76 227V229H77V231H76V233H78V228ZM83 227H85L86 228V226H83ZM92 227V226H91ZM118 227H119V223H118ZM27 228V227H26ZM26 228H24L23 230H27ZM28 228V229H29ZM43 228V229H44ZM85 228H83V230L85 229ZM87 228H89V227H87ZM105 228H106V226H105ZM120 228H121V226H120ZM18 229V230H19ZM41 229V228H40ZM39 229V230H40ZM42 229V230H43ZM65 229V228H64ZM72 229H73V227H72ZM75 229V230H76ZM80 229H82V228H80ZM9 230V229H8ZM18 230H16V232L18 231ZM22 230V229H21ZM30 230V229H29ZM33 230V229H32ZM38 230V229H37ZM39 230H38V232H39ZM82 230V231H83ZM86 230V229H85ZM89 230V229H88ZM112 230V229H111ZM118 230H119V228H118ZM31 231V230H30ZM29 231V232H30ZM34 231V230H33ZM36 231V230H35ZM102 231V230H101ZM121 231V230H120ZM37 232V233H38ZM70 232V231H69ZM103 232V231H102ZM112 232V231H111ZM188 232V231H187ZM201 232V233H200ZM11 233V232H10ZM22 233V231L20 232V234ZM27 233V232H26ZM36 233V232H35ZM36 233V235H38ZM75 233V234H76ZM84 233V232H83ZM83 233H80V234H83ZM88 233H90V232H88ZM88 233H87V235H88ZM105 233V232H104ZM128 233V232H127ZM190 233L188 232V234H189V236H190ZM17 234H18V232H17ZM71 234V233H70ZM85 234V233H84ZM91 234H93V233H91ZM90 234V235H91ZM112 234V233H111ZM111 234H110V236H111ZM117 234V233H116ZM125 234H124V236H125ZM129 234V233H128ZM188 234H187V236H188ZM205 234V238H202V235H204ZM23 235H24V233H23ZM27 235V234H26ZM52 235H58V238L56 239V240H52L51 239V236ZM192 235V234H191ZM2 236V235H1ZM0 236V237H1ZM20 236V235H19ZM19 236H17V237H19ZM64 236V237H63ZM104 236H107V235H104ZM104 236H103V239H104ZM108 236H109V234H108ZM107 236V237H108ZM121 236V235H120ZM123 235H122V237L121 238H123L124 237ZM129 236V235H128ZM74 237V236H73ZM76 237V236H75ZM84 237H85V235L83 236V239H84ZM91 237V236H90ZM92 237H93V235H92ZM112 237V236H111ZM125 237H127V235L125 236ZM132 237V238H133ZM3 238H4V236H3ZM19 238H20V240H19ZM18 238V240H19V242L21 241L22 242V240L23 239H21V237H19ZM36 238V237H35ZM39 238V237H38ZM78 238V237H77ZM86 238H89L88 236L86 237ZM97 237L95 236V241L97 242V239H96ZM106 238V237H105ZM129 238H130V236H129ZM187 238V237H186ZM191 238V237H190ZM37 239V238H36ZM80 239V238H79ZM82 239V240H83ZM94 239V238H93ZM109 239V238H108ZM107 238H106V240H108ZM188 239V238H187ZM193 239V238H192ZM0 240H1V238H0ZM26 240V239H25ZM25 240H24V242H25ZM27 240H30V239H27ZM31 240H32V238H31ZM33 240H35L34 239V237H33ZM84 240H86V239H84ZM105 240V239H104ZM105 240V241H106ZM110 240H111V238H110ZM109 240V248L111 249V251L109 252V253H112V251H114V252H116V255H114V256H116L117 258H120V257H122L123 258V256H121L120 254V251H121V249H122V247H123V243H126V241H128V240H124V241H119V240H117V241H114V240H111L110 241ZM196 240H194V241H196ZM72 241V240H71ZM94 241V242H95ZM189 241V239L187 240V242ZM190 241H192L191 239H190ZM27 242V241H26ZM81 242H83V241H81ZM80 242V244H82ZM93 242V241H92ZM104 242V241H103ZM134 242V243H135ZM29 243V241L27 242V244ZM40 243V242H39ZM102 243V242H101ZM105 243V242H104ZM3 244L4 245H6L4 242H3ZM20 244V243H19ZM31 244V243H30ZM33 244H35L34 243V241H33ZM33 244H32V246H33ZM79 244V243H78ZM85 244V243H84ZM108 244V243H107ZM131 243L129 242L128 243V246L130 245ZM188 244H192L191 242H189ZM22 245V244H21ZM38 245H41V244H38ZM93 245V244H92ZM101 245V244H100ZM98 246V247H101V246ZM10 246V245H9ZM20 246V245H19ZM45 246V245H44ZM44 246H41V248L43 247V249L44 250H46L45 249V247ZM82 246V245H81ZM84 246V245H83ZM97 246H96V249H97ZM104 246V245H103ZM106 246V245H105ZM126 246V244H124V247ZM131 246V245H130ZM133 246H136V244H134ZM156 246V245H155ZM158 246V245H157ZM186 246V247H185ZM11 247H14V245H12ZM10 247V248H11ZM18 247V246H17ZM24 247V246H23ZM22 247V249H27V248H23ZM26 247V246H25ZM71 247H72V245H71ZM74 247V246H73ZM86 247V246H85ZM150 247H152V246H150ZM196 247H197V245H196ZM1 248H2V245H1ZM39 248V247H38ZM81 248V247H80ZM94 249V247H91V249ZM104 248V247H103ZM127 248V247H126ZM126 248H123V250L125 251V252H127L126 250H128V249H126ZM134 248H136V247H134ZM155 248V247H154ZM163 248V249H164ZM183 248V249H184ZM14 249V248H13ZM42 249V250H43ZM91 250V252L92 251H94V250ZM98 249H100V248H98ZM97 249V250H98ZM106 249H107V246H106ZM126 249V250H125ZM130 249H131V247H130ZM141 249V247L139 248V250ZM143 249V248H142ZM144 249H145V247H144ZM150 249V248H149ZM148 249V250H149ZM158 249V248H157ZM165 249V250H166ZM182 249V250H183ZM9 250V249H8ZM70 250H71V248H70ZM77 251L78 249L76 248H74V251ZM136 250V249H135ZM146 250V249H145ZM147 250V251H148ZM181 250V251H182ZM184 250H186V249H184ZM36 251V250H35ZM38 251H40V250H38ZM99 251V250H98ZM103 252H104V254H105V252H108V249L106 250V251H104V250H102ZM129 251V250H128ZM154 252H155V250H153ZM19 252V251H18ZM32 252H34V250L32 251ZM83 252V251H82ZM81 252V253H82ZM149 252H151V251H149ZM160 251H158L157 252V250H156V254H158ZM164 252H166V251H164ZM170 252H168L167 251V255L170 253ZM172 252V253H173ZM22 253H24L23 251H22ZM21 253V254H22ZM27 254H28V252H26ZM93 254H95L96 255V252L94 251V252H92ZM99 253V254H98ZM97 254L98 255H100L101 253H100V251L98 252ZM108 253V254H109ZM134 253V252H133ZM148 253V252H147ZM146 253V254H147ZM152 253V252H151ZM150 253V254H151ZM6 254H8V253H6V251L5 250H1L0 251V259L1 258H4L5 256H6ZM14 254H17V253H14ZM25 254V253H24ZM27 254H26V256H27ZM85 256H86V254L85 253H83ZM92 254V256H94V257H96L95 255H93ZM131 254V253H130ZM163 254H165V253H162L161 254V252H160V254H158L157 256L159 257H161ZM20 255V254H19ZM18 255V256H19ZM29 255V254H28ZM34 255V253H32V256ZM38 255V254H37ZM44 255V254H43ZM61 255H63V254H61ZM78 255H79V252H78ZM124 255V254H123ZM136 255V254H135ZM134 255V256H135ZM138 256L140 255L139 253L137 254ZM149 255V254H148ZM148 255H146V257L148 256ZM154 256H152V257H154L155 258V254H153ZM179 257H178V256ZM13 256V255H12ZM23 256V255H22ZM26 256L24 255V257H25V259H26ZM35 256V255H34ZM33 256V257H34ZM80 257H81V255H79ZM84 256V257H85ZM90 256H91V254H90ZM91 256V257H92ZM111 256V255H110ZM114 256H112V257H110V258H113ZM132 256V255H131ZM141 256V255H140ZM157 256H156V259H157ZM165 256V255H164ZM164 256H162V257H164ZM10 258H12L11 256H9ZM31 257V256H30ZM80 257H79V259H80ZM82 257H83V255H82ZM87 258H88V255L86 256ZM84 258V259H87V258ZM91 257H89L90 258V260H92V259H94L93 257L91 258ZM98 257V256H97ZM101 257V256H100ZM104 257V256H103ZM106 257V256H105ZM127 257H129V254H128V256ZM159 257V258H160ZM8 258V257H7ZM21 258H23V257H21ZM36 258V257H35ZM62 258V257H61ZM60 258V259H61ZM71 258V257H70ZM102 258V257H101ZM100 258V260H103V259H101ZM138 258V257H137ZM136 258V260H138ZM140 258V257H139ZM144 258H145V256H144ZM148 258V257H147ZM153 258V259H154ZM159 258H158V260H159ZM5 260H6V258H4ZM17 259V258H16ZM24 259V258H23ZM23 259H20V260H22V261H25V260H23ZM29 259V258H28ZM57 259H59V258H57ZM56 259V261H58ZM71 259H74L73 258V256H72V258ZM78 259V258H77ZM79 259H78V261H79ZM82 259V258H81ZM80 259V260H81ZM83 259V260H84ZM107 259H109V257L107 256ZM106 259V260H107ZM126 259H129V258H126ZM143 259V258H142ZM146 259V258H145ZM144 259V260H145ZM165 259H166V257H165ZM3 260V259H2ZM5 260L3 261V262H5ZM7 260H9V259H7ZM19 260V259H18ZM31 259H29V261H30ZM98 260V259H97ZM96 260V261H97ZM115 260H116V258H115ZM130 260V262H131V260L133 261V260H135V259H129ZM129 260H127V261H129ZM144 260H143V262H144ZM146 260H148V259H146ZM145 260V261H146ZM155 260V259H154ZM161 260H164V258H162ZM17 261V260H16ZM21 261V262H22ZM28 261V260H27ZM28 261V263L30 264V262ZM38 261V260H37ZM37 261H35V263L37 262ZM69 261H70V259H69ZM74 261H76V259L74 260ZM86 261V260H85ZM89 261V260H88ZM88 261L86 262V263H88ZM94 261V260H93ZM93 261H91V262H93ZM105 261V260H104ZM111 261V260H110ZM140 261V260H139ZM151 261V260H150ZM153 261V260H152ZM155 261H157V260H155ZM8 262V261H7ZM11 262V261H10ZM9 262V263H10ZM12 262H13V258H12ZM11 262V263H12ZM53 262V263H52ZM68 262V261H67ZM72 261H70V263H71ZM79 262H81V261H79ZM98 262V261H97ZM100 262H102V261H100ZM108 262H109V260H108ZM111 262H114L113 260L111 261ZM142 261H140V263H141ZM10 263V264H11ZM42 263H44V261L42 262ZM73 263V262H72ZM76 263H78V262H76ZM75 263V264H76ZM90 263V262H89ZM119 263V262H118ZM129 263V262H128ZM149 263V262H148ZM154 264V262H151V264ZM191 263V264H192ZM1 264H3V263H1ZM6 264V263H5ZM13 264H15V263H13ZM17 264V263H16ZM18 264H20V263H18ZM24 264V263H23ZM25 264H27V263H25ZM32 264H34V263H32ZM56 264V263H55ZM63 264V263H62ZM64 264H66V263H64ZM92 264V263H91ZM95 264V263H94ZM100 264V263H99ZM105 264H107L106 262H105ZM125 264H127V262L125 263ZM133 264V263H132ZM137 264H139V262H137ZM143 264V263H142ZM144 264H145V262H144ZM157 264V263H156ZM160 264V263H159ZM163 264V263H162ZM165 264V263H164ZM187 264H189V263H187ZM201 264V263H200Z\"/></svg>", "mask_w": 264, "mask_h": 264}]
</instances>
